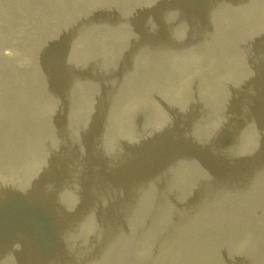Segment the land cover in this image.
Segmentation results:
<instances>
[{"label": "rangeland", "instance_id": "1", "mask_svg": "<svg viewBox=\"0 0 264 264\" xmlns=\"http://www.w3.org/2000/svg\"><path fill=\"white\" fill-rule=\"evenodd\" d=\"M18 1V2H17ZM34 1V2H33ZM55 1V2H54ZM64 1V2H63ZM0 0V59H1V56L3 57L1 60H0V69H3L2 71L0 70V86H1V89L2 91H4V93L1 91L0 89V97L1 98H4L6 99L4 96H8L12 91L13 89L16 88L17 89H21L20 87L22 86V80H25V78L28 76V74L30 73L31 75H34L36 77V82L39 83V84H42V86H38V95L36 97V95H33V97H27L26 100H27V103L26 104H21L22 103V100H20V104L24 106H27V109H26V114H23L25 115L24 116H21V119L18 118V121L16 122V118L13 117L12 119H9L7 120L8 122H10V124H0V220L2 222H0V264H63V263H68V264H102V262H104L103 264H140V263H146V264H181L180 262V259H182L181 261H184L185 264H194L193 263V259H195V257L193 256H196V263L195 264H263L264 262V152L263 149H264V145H263V141L264 140V122L262 123V119L264 118V114H261L262 112H264V99L261 98L263 96V93H264V46L262 47V44H264V1L263 0H255V5L254 6L256 7H252L251 11L249 13H241V14H235L234 16H232L231 13H233L234 11H231V12H227L226 11H223L222 9H220L219 7H215V9L217 10L219 8V11L213 9V6L210 5L211 2H215V0H205L206 3L204 2V0H156L155 3L153 4V7H152V10L155 12V13H166L167 16L169 17H162V14H159L161 16V19L162 20L161 22H159V20H157L158 23L160 24H163L162 25V29L160 32H158L156 35H157V40H156V35H151L152 33L154 34L155 32L152 31V33H144V32H141L137 34L138 37V40L137 41H134V39L137 38H134L132 39L133 37L129 36V38L126 39V44L123 40H120L118 39V36H115L114 33H112V31L108 28L104 30V31H101L99 29V25L95 22H92L90 21V19H94L95 18H107L109 20H111L113 22V18L114 17H118L119 18V21L122 20V17L124 16L125 18H130V17H135L133 16L136 12L132 11L131 10H135L137 8H139L140 10H142L143 6L147 5V3H145V0H67L69 1L70 3H68L66 0ZM141 1V2H140ZM166 1V2H164ZM169 1V2H168ZM175 1V2H174ZM199 1V3H198ZM228 1V3H227ZM234 0H216V3H223L221 5V8H234V7H242L244 6L246 8L248 2L250 1H247V0H235L236 2L233 3ZM243 1V2H242ZM246 1V2H245ZM261 1V2H260ZM20 2V3H19ZM32 2V4H31ZM47 2V3H45ZM51 2V3H50ZM53 2V3H52ZM104 2V3H103ZM112 2V3H111ZM115 2V3H114ZM117 2V3H116ZM125 2V3H124ZM134 2V4H132ZM144 2V3H143ZM164 2V4H163ZM173 2V3H172ZM184 2V3H183ZM239 2V3H238ZM15 3V4H14ZM40 3V5H38ZM66 3V4H65ZM68 3V4H67ZM72 3V4H71ZM102 3V4H101ZM106 3V4H105ZM141 3V4H139ZM143 3V4H142ZM187 3V4H186ZM191 3V4H190ZM193 3H196L194 6ZM198 3V4H197ZM204 5H203V4ZM208 3V4H207ZM238 3V5L236 4ZM261 3V4H260ZM37 4V5H36ZM75 4V5H73ZM89 6H88V5ZM100 4V5H98ZM116 4V6H115ZM119 4V5H118ZM126 4V6H125ZM129 4V6H133V9L127 7ZM167 4V5H166ZM207 4V5H206ZM242 4V5H241ZM259 4V5H258ZM4 5V6H3ZM46 5V6H45ZM52 5V6H51ZM61 5V6H59ZM69 8H68V6ZM81 5V6H80ZM91 5V7H90ZM106 5V6H105ZM109 5V6H108ZM111 5V6H110ZM155 5V6H154ZM173 5V6H171ZM183 5V6H182ZM187 5V6H185ZM198 5L200 7H198ZM203 5V7H202ZM210 5V6H209ZM226 5V6H225ZM253 5V4H252ZM262 5V6H261ZM9 6V7H8ZM12 6V8H11ZM16 6V7H15ZM27 6H29L27 8ZM33 6V7H32ZM35 6V7H34ZM40 6V8L38 9V7ZM55 6V7H54ZM135 6V7H134ZM185 6V7H184ZM191 6V7H190ZM207 6V7H206ZM209 6V7H208ZM212 6V8H210ZM53 7V8H52ZM61 7V9L59 8ZM63 7V8H62ZM65 7V8H64ZM85 7V9H84ZM93 7V8H92ZM96 7V8H95ZM101 7V8H100ZM116 7V8H115ZM127 7V8H126ZM184 7V8H182ZM195 7V8H194ZM260 7V8H259ZM20 8V9H19ZM31 8V9H30ZM34 8V9H32ZM71 8V9H70ZM89 8V9H88ZM95 8V10H94ZM105 10H104V9ZM109 8L111 10H109ZM121 8V9H120ZM169 8V10H168ZM173 8V9H172ZM198 8V9H197ZM202 8V9H201ZM204 8V9H203ZM207 8V9H206ZM263 8V9H262ZM7 9V10H6ZM12 9V10H11ZM14 9V10H13ZM18 9V10H17ZM26 9V10H25ZM43 9V10H42ZM47 9V10H46ZM67 9V11L65 10ZM79 9V10H78ZM82 9V10H81ZM91 9V10H90ZM101 9V10H100ZM113 9V10H112ZM117 9V10H116ZM124 9V10H123ZM130 9V11H129ZM155 9H157V11H155ZM194 9V10H192ZM198 11H197V10ZM262 11H261V10ZM24 12H23V11ZM29 10V12H27ZM65 10V11H63ZM81 10V11H80ZM90 10V11H89ZM100 10V12H99ZM120 12H119V11ZM176 10V11H174ZM194 12L192 13L191 12ZM202 10V11H201ZM257 11L256 13L255 12H252V11ZM15 11V12H14ZM26 11V12H25ZM37 11V12H36ZM48 11V12H47ZM74 11V12H73ZM105 11V12H104ZM142 11H146L145 9H143ZM171 11V12H170ZM182 11V12H181ZM186 11V12H185ZM215 11V12H214ZM7 15H5L6 13ZM52 12V13H51ZM54 12V13H53ZM67 14H65V13ZM80 12V14H79ZM82 12V13H81ZM107 12V13H106ZM174 12V13H173ZM191 12V13H190ZM198 12H201L198 14ZM203 12V13H202ZM213 12V14H212ZM219 12V13H218ZM223 14H222V13ZM248 12V11H247ZM262 12V13H261ZM13 13V15H12ZM20 13V14H19ZM35 13V14H34ZM46 15L50 16V18H48V16L46 17ZM62 13V14H61ZM77 13V14H75ZM122 13H127V14H122ZM131 13L133 14L131 16ZM170 13V14H169ZM181 13H185L184 15L181 14ZM197 13V14H196ZM221 13V14H220ZM260 13V15H259ZM12 16H10V15ZM19 14V15H17ZM41 14V16H40ZM58 14V15H57ZM65 14V15H64ZM69 14V15H68ZM101 14V15H100ZM109 14V15H108ZM112 14V16H111ZM117 14V15H116ZM172 14V15H171ZM177 14V15H176ZM179 14V15H178ZM196 14V15H194ZM211 14V15H210ZM227 16H226V15ZM249 14L251 15L249 18L246 17V16H249ZM263 14V16H262ZM25 15H27L25 17ZM31 15V16H30ZM57 15V16H56ZM62 15H63V18H62ZM72 15V16H71ZM114 15V16H113ZM116 15V16H115ZM119 15V16H118ZM240 15V16H239ZM245 15V16H243ZM258 15V16H256ZM8 16V17H7ZM18 16V17H17ZM36 16V18H35ZM60 16V17H59ZM86 16V18H85ZM98 16V17H97ZM129 16V17H128ZM190 16V17H189ZM197 16V17H196ZM212 16V17H211ZM254 16V17H253ZM256 16V18H255ZM6 17V18H5ZM29 17V18H28ZM32 17V19H31ZM65 17V18H64ZM82 17V18H81ZM91 17V18H90ZM111 17V18H110ZM174 17V18H173ZM186 17V18H185ZM193 17V18H192ZM202 18V19H198V18ZM209 17V18H208ZM246 17V18H245ZM260 20H259V18ZM17 18V19H16ZM21 18V19H20ZM46 18H47V21H46ZM67 18V19H66ZM73 20H72V19ZM81 21H80V19ZM89 18V19H88ZM186 21H185V19ZM204 18V20H203ZM227 18V19H226ZM232 18V19H231ZM238 18V19H237ZM253 18V19H252ZM255 18V19H254ZM26 21H25V20ZM45 19V20H44ZM59 19V20H58ZM65 19V20H64ZM165 19V20H164ZM171 19V20H169ZM179 19V20H178ZM206 19V20H205ZM215 19V20H214ZM217 19V20H216ZM220 19V20H219ZM222 19V20H221ZM225 19V20H224ZM230 19V21H229ZM241 19L242 22H238L239 20ZM245 21H244V20ZM248 19H250L248 21ZM262 19V20H261ZM11 20V21H10ZM22 20V21H21ZM32 20V21H30ZM58 20V21H57ZM64 20V21H63ZM69 20V21H67ZM72 20V21H71ZM87 20V21H86ZM185 21V22H181V21ZM192 20V21H190ZM215 24H214V22ZM14 21V22H13ZM39 21V22H37ZM45 21V22H44ZM51 21V22H50ZM61 21V22H60ZM75 23H72L74 22ZM167 21V23H166ZM171 21V22H170ZM200 21V23L198 24V22ZM220 21V22H218ZM250 21H252L253 23H251ZM257 21V22H256ZM263 21V22H262ZM7 24H6V23ZM31 22V23H29ZM35 22V23H34ZM60 22V23H59ZM64 22V23H63ZM66 22V23H65ZM68 22V23H67ZM80 22V23H79ZM191 22H193L192 24H190ZM196 22V23H195ZM206 22V23H204ZM210 22V23H209ZM228 22V23H227ZM248 22V24L246 23ZM256 22V23H254ZM3 23V24H2ZM17 25H16V24ZM47 23V24H46ZM51 23V24H50ZM87 23V24H86ZM188 23V24H187ZM225 26H223L222 24ZM235 23V25H234ZM239 26H238V24ZM241 23V24H240ZM32 24V25H31ZM35 24V25H34ZM40 24V25H39ZM57 24V25H56ZM63 24V25H62ZM76 24V25H75ZM79 24V25H78ZM166 24V25H164ZM181 26H180V25ZM205 24V25H204ZM207 24V25H206ZM208 24H209V27H208ZM213 26H212V25ZM246 25V28L244 27ZM257 24V25H256ZM2 25V26H1ZM22 25V26H21ZM24 25V26H23ZM29 25L30 28H29ZM66 25V26H65ZM78 25V26H77ZM86 25V26H85ZM94 25V26H93ZM118 24L116 22H113V27H116ZM189 27H188V26ZM199 25V26H198ZM202 25V27H201ZM260 25V26H259ZM263 25V26H262ZM8 28H7V27ZM12 26V27H11ZM68 26V28H66ZM71 26V27H70ZM77 29H76V27ZM80 26V28H79ZM84 26V27H83ZM176 26V27H175ZM185 26V28H184ZM187 26V27H186ZM204 26V27H203ZM213 29H215L214 31L219 30L220 33L218 34H214V32H211L212 30V27ZM231 26V27H230ZM242 26V28H241ZM15 27V28H14ZM25 27V28H24ZM36 27V29H35ZM53 29H52V28ZM64 27V28H62ZM90 27V28H89ZM96 27V28H95ZM98 27V28H97ZM166 27V29L164 28ZM178 27V28H177ZM180 27V28H179ZM196 27V28H195ZM207 27V28H205ZM237 27V28H235ZM5 28V29H4ZM56 28V29H55ZM62 28V29H61ZM88 30H87V29ZM169 28V29H168ZM183 28V29H182ZM194 28V29H193ZM202 28V30H201ZM219 28V29H218ZM234 28L237 30L234 31ZM259 28V29H257ZM26 29V30H25ZM36 30V31H33V30ZM58 29V30H57ZM66 29V30H65ZM96 29V30H95ZM98 29V30H97ZM177 29V30H176ZM208 29V30H207ZM222 29V30H221ZM231 29V30H230ZM246 29V31H245ZM252 29L253 32L251 34V31L250 30ZM256 29H257V32L256 33ZM10 30L12 32H10ZM42 32H41V31ZM45 30V31H44ZM55 30V31H54ZM62 30V31H61ZM71 30V31H70ZM73 30V31H72ZM75 30V32H74ZM79 30V32H78ZM93 32H92V31ZM163 30V31H162ZM170 30V31H169ZM189 30V31H188ZM194 30H196L194 32ZM200 30V31H199ZM204 30V31H203ZM224 30V31H223ZM227 30V31H226ZM240 30V31H239ZM244 30V31H242ZM250 30V31H248ZM261 30V31H260ZM24 31V32H22ZM39 31V32H38ZM49 31V32H48ZM68 31V32H67ZM84 31V32H83ZM110 33H109V32ZM168 31V32H167ZM181 31V32H180ZM210 31V32H208ZM226 31V32H225ZM234 31V32H233ZM28 32V33H26ZM44 32V33H43ZM62 32V33H61ZM78 32V33H77ZM165 32V34L163 33ZM180 32V33H178ZM194 32V33H193ZM198 32V33H197ZM204 32V33H203ZM230 32V33H229ZM244 35L242 36L241 33ZM261 32V33H260ZM4 33V35H2ZM6 33V34H5ZM76 33V34H75ZM94 33V34H93ZM96 33V34H95ZM144 33V34H143ZM179 34V38H178V35ZM182 33V34H181ZM201 33V34H200ZM214 34L213 36L209 34ZM223 33V34H221ZM236 33V34H234ZM240 33V34H238ZM246 33V34H245ZM248 33V34H247ZM255 33V34H254ZM10 34V35H9ZM22 34V35H21ZM25 34V35H24ZM27 34V35H26ZM35 34V35H34ZM99 34V35H97ZM159 34V36H158ZM162 34V35H161ZM169 34V35H167ZM171 34V35H170ZM174 34V35H172ZM185 34V35H184ZM188 34V35H187ZM199 37H198V35ZM205 34V35H204ZM224 34H227L226 36H224ZM231 34V35H230ZM232 34L234 35L233 38L232 37ZM238 34V35H237ZM3 37H2V36ZM12 35V36H11ZM20 35V36H18ZM40 35V36H39ZM43 35V36H42ZM46 35V36H45ZM71 35V36H70ZM82 35V36H81ZM106 35V36H105ZM143 35V36H142ZM148 35V36H147ZM150 35V37H149ZM183 35V36H182ZM216 35V38L214 37ZM240 35V36H239ZM259 35H262V36H259ZM10 36V37H9ZM25 36V37H24ZM28 38H27V37ZM34 36H37V37H34ZM51 36V38H50ZM60 36V37H59ZM81 36V37H80ZM153 36V37H152ZM166 36V37H164ZM172 36V38L170 37ZM185 36V37H184ZM192 36H196L195 38H192L194 39L195 41H193L190 37ZM236 36H238L236 38ZM259 36V38H258ZM24 37V38H23ZM84 37V38H83ZM90 37V39H89ZM106 37V38H105ZM110 37V39H109ZM142 37V38H141ZM149 37V38H148ZM155 37V38H154ZM170 37V38H169ZM175 37V38H174ZM204 37V38H203ZM213 37V38H212ZM222 37V38H221ZM226 37V38H224ZM232 37V38H231ZM245 37V38H243ZM250 37V38H249ZM12 38V39H11ZM15 38V39H14ZM20 38V39H19ZM31 38V39H30ZM45 38V39H44ZM48 40H47V39ZM53 38V39H52ZM59 40H58V39ZM77 38V39H76ZM95 38V39H94ZM100 38V39H99ZM104 38V39H103ZM160 38H162L160 40ZM164 38V39H163ZM169 38V40H168ZM184 38V39H183ZM186 38V39H185ZM197 38V39H196ZM203 38V39H201ZM239 38V39H238ZM253 38V39H251ZM10 39V40H9ZM24 39V41H23ZM33 39V40H32ZM79 39V41H78ZM82 39V40H81ZM86 39V40H85ZM94 39V41H93ZM102 39V41H101ZM113 39V40H112ZM141 39V40H140ZM166 39V40H165ZM206 39V40H205ZM223 39V40H222ZM238 39V40H237ZM260 39V40H259ZM263 39V40H262ZM2 40V41H1ZM7 40V41H6ZM17 40V42H16ZM39 40V41H38ZM47 42H46V41ZM50 40V41H49ZM67 40V41H66ZM71 40V41H69ZM97 40V41H96ZM120 40V41H119ZM131 40V41H130ZM139 40H140V43H139ZM151 40V41H150ZM232 40V42H231ZM31 41L32 44H31ZM34 41H36L34 43ZM84 41V42H82ZM86 41V42H85ZM93 41V42H92ZM100 41V42H99ZM107 41V42H106ZM110 41H113L112 43H110ZM129 41V42H128ZM133 41V42H132ZM147 41V42H146ZM153 41V42H152ZM160 43H159V42ZM163 41V42H162ZM190 41V42H189ZM199 41H203L202 43H200ZM206 41V43H205ZM214 41H216L214 43ZM220 41V43H219ZM234 41V42H233ZM236 41V42H235ZM238 41V42H237ZM241 41V42H240ZM244 41V42H243ZM248 41V43L246 42ZM9 42V43H8ZM11 42V43H10ZM21 42V43H20ZM30 42V44H28ZM41 42V43H39ZM55 42V43H54ZM73 42V43H72ZM95 42V43H94ZM105 42V43H104ZM125 45H129L128 47L125 46ZM131 42V43H130ZM162 42V44H161ZM167 42V43H166ZM179 42V43H178ZM191 42L193 44H191ZM199 42V43H198ZM210 42V43H209ZM231 42V43H230ZM13 43V44H12ZM24 43V44H23ZM38 43V44H37ZM63 43V44H62ZM76 43V44H75ZM87 43V44H86ZM92 45H91V44ZM107 43V44H106ZM117 43V44H115ZM136 43H137V46H136ZM149 43V44H148ZM151 43V44H150ZM153 43V45H152ZM155 43V45H154ZM189 43H190V46H189ZM219 43V45L217 44ZM229 43V44H228ZM237 43H239V45H237ZM244 43V44H243ZM261 44V50L259 53L262 52V55H263V58L260 57L259 58V62L257 60V57L255 55H257V52H255L256 50H250V46L251 44H254V47H256L258 44ZM27 44V45H26ZM43 46L41 47L40 46ZM52 44V45H51ZM57 44V45H56ZM66 44V45H65ZM69 44V45H68ZM89 44V46H88ZM98 44V45H97ZM103 44V46L101 45ZM202 44H204L202 46ZM211 44V45H210ZM232 44V45H231ZM234 44V45H233ZM242 44V45H241ZM257 44V45H256ZM5 45V46H4ZM17 45V47H15ZM21 45V46H20ZM37 47H36V46ZM56 45V46H55ZM63 45V46H61ZM81 45V46H80ZM91 45V46H90ZM100 45V47H99ZM104 45H106V47L108 46V48L110 49L111 48V51L109 49H107L106 47H104ZM131 45V46H130ZM134 45V46H133ZM151 46V50H150V46ZM168 45L170 47H168ZM192 45V46H191ZM208 45V46H207ZM224 45V46H223ZM8 48H7V47ZM13 46V47H12ZM24 46V47H22ZM46 47V48H49V51L52 50L50 49L51 47L53 49L56 48V51H53V52H48V51H45L44 54H43V51H42V48L43 47ZM49 46V47H48ZM68 46V47H67ZM72 46V47H71ZM76 46V47H75ZM84 46V47H83ZM116 46V47H114ZM121 46V47H120ZM123 46V47H122ZM149 46V47H148ZM161 48H160V47ZM176 46V47H175ZM200 46H202V48H199ZM211 46V47H210ZM216 46V47H215ZM229 46V47H228ZM233 46V47H232ZM240 46V47H239ZM245 46V48H244ZM249 46V47H248ZM38 47L39 50H38ZM59 47H62L59 48ZM83 47V48H82ZM86 47V48H85ZM87 47H90L87 49ZM92 47V49H91ZM119 47L121 49H119ZM140 47V48H139ZM143 47V48H142ZM165 47V49H164ZM189 47V48H188ZM195 47V48H194ZM197 47V48H196ZM215 49H214V48ZM220 47V49H219ZM224 47V48H223ZM237 47L240 49H237ZM247 47V49H246ZM7 51L11 50V53H10V56L9 58L11 57V55L13 54V56L10 58L12 59V63H8V57L4 54V51L5 49ZM29 48V49H28ZM58 48V49H57ZM67 48V49H66ZM123 48V49H122ZM131 50H130V49ZM146 48V50H145ZM152 48L154 50H152ZM211 48V49H209ZM218 48V49H217ZM222 48V49H221ZM232 48V49H231ZM234 48H236L234 50ZM9 49V50H8ZM20 49V50H19ZM84 49V50H83ZM85 49H87L85 52ZM115 49V50H114ZM119 49V51H118ZM134 49V50H133ZM148 49V50H147ZM177 49V50H176ZM194 49V50H192ZM202 49V50H201ZM206 51H205V50ZM217 49V51H216ZM226 49V50H225ZM232 51H231V50ZM246 49L245 51H242ZM13 50V51H12ZM26 50V51H25ZM28 50V51H27ZM35 50V51H34ZM60 50V51H59ZM62 50V51H61ZM67 50V51H66ZM92 50H95L92 51ZM103 50V51H102ZM105 50V51H104ZM124 50V51H123ZM150 50V51H149ZM157 50V51H155ZM168 50V51H167ZM184 50V51H183ZM220 50H221V53H220ZM229 50V51H228ZM3 51V52H2ZM14 51H16V54L14 53ZM18 51V52H17ZM27 52V55H31L33 54L34 52H39L40 56L41 57H38V58H41L42 59V63H43V68L39 69L38 70V75L36 76L35 75V61L30 59V57H24V56H21V54H24L25 52ZM64 51L66 53H64ZM76 53H75V52ZM97 51V52H96ZM102 53H101V52ZM106 51L108 53H106ZM126 51V53H125ZM128 51V53H127ZM133 51V52H132ZM140 51V52H139ZM144 51V53H143ZM146 51V52H145ZM187 51V52H186ZM205 53H204V52ZM223 51H226L223 53ZM240 51H241V54H240ZM253 51V52H252ZM2 52V53H1ZM10 52V51H9ZM31 54H30V53ZM69 52V53H68ZM79 52V53H77ZM90 52V53H88ZM100 52V53H99ZM117 52V53H116ZM123 52V54H122ZM158 52V53H157ZM162 52H165V53H162ZM169 52V53H168ZM195 52V53H194ZM210 52V53H209ZM232 52V54H230ZM239 52V53H238ZM246 52V53H244ZM250 52H251V56H250ZM49 53H52V55H48L46 58H48L46 61H44L43 59V56H45L46 54H49ZM92 53V54H91ZM137 53V54H136ZM139 53V54H138ZM142 53V54H140ZM146 53V54H145ZM154 53V54H153ZM156 53V54H155ZM161 53V54H159ZM171 53V54H170ZM174 53V54H173ZM199 56H198V54ZM207 53V54H206ZM209 53V54H208ZM249 55H248V54ZM254 53V54H253ZM4 54V55H3ZM54 54V55H53ZM56 54L57 57L55 56ZM68 54V55H67ZM71 54V55H70ZM98 58H96V56ZM100 54V55H99ZM108 54V55H107ZM110 54V55H109ZM120 54V55H119ZM144 54V55H143ZM150 54V55H149ZM153 54V55H151ZM169 54V55H168ZM205 54V55H204ZM216 54V55H215ZM220 54V55H219ZM228 56H227V55ZM245 54V56H244ZM247 54V55H246ZM16 55V56H15ZM43 55V56H42ZM67 55V56H66ZM83 55V56H82ZM88 55V56H87ZM106 55V56H105ZM124 55V56H123ZM133 55V56H132ZM157 55V56H155ZM163 57L161 58L160 56ZM167 55V56H166ZM219 57H218V56ZM232 55V56H230ZM238 57H237V56ZM242 55V56H240ZM8 58H6V57ZM75 56V58H74ZM81 56V57H80ZM93 56V57H92ZM118 56V57H117ZM136 58H135V57ZM139 56V58H138ZM143 56V57H142ZM150 58H149V57ZM159 56V57H158ZM205 56H206V59H205ZM243 57V58H240V57ZM247 56V57H246ZM253 56V57H252ZM61 59H60V58ZM67 57V59H66ZM86 57V58H84ZM110 57V58H109ZM125 57V58H124ZM141 57V58H140ZM152 57V58H151ZM156 57L158 59H156ZM177 57V58H176ZM192 57V58H191ZM194 57V59H193ZM199 57V58H198ZM217 57L215 60L214 58ZM222 57V58H221ZM230 57V58H229ZM252 57V58H251ZM256 57V58H255ZM18 58V59H17ZM52 58H53V61H52ZM83 58V59H82ZM88 58V59H87ZM119 58L120 61H119ZM148 58V59H146ZM160 58V59H159ZM173 58V59H172ZM196 58V59H195ZM213 58V59H212ZM225 58V61L222 60ZM249 58V59H248ZM4 59V60H3ZM7 59V60H6ZM63 59V60H62ZM85 59V60H84ZM92 59V60H91ZM136 59V61H135ZM140 59H143V60H140ZM153 59V60H152ZM163 59V60H162ZM176 59V60H175ZM193 59V60H192ZM204 59V60H202ZM210 59V60H209ZM222 62V65H221V62ZM230 59H233V60H230ZM242 59V61H241ZM245 59V60H244ZM246 59L248 60V62L246 61ZM251 59V61H250ZM26 60V61H25ZM32 60V62H31ZM49 60V61H48ZM56 60V61H55ZM94 60H96L95 62H93ZM99 60V62L97 63V61ZM106 60V61H104ZM110 63H108L109 61ZM114 60L116 62H114ZM131 60V61H130ZM134 60V61H133ZM149 60V61H148ZM161 60V61H159ZM172 60V61H171ZM178 60V61H177ZM254 60V61H253ZM30 61V62H29ZM52 61V62H50ZM58 61V62H57ZM69 61V62H68ZM119 61V62H118ZM146 61V62H145ZM159 63H158V62ZM167 61V62H166ZM182 61V62H180ZM195 63H193V62ZM210 61V62H209ZM227 62L226 64L224 62ZM240 61V62H238ZM253 61V62H252ZM255 61H257L258 63H256ZM22 62V64H21ZM49 62V63H48ZM67 64H65V63ZM80 62V63H79ZM92 62V63H90ZM118 62V63H117ZM130 62V63H129ZM132 62V63H131ZM134 62V65L136 64H140L139 67L137 65V67L134 65H132ZM143 62H145L143 64ZM148 62V63H147ZM150 62V63H149ZM154 62V63H153ZM157 62V63H156ZM163 62H166V63H163ZM192 62V63H191ZM204 62V66L200 63H203ZM213 62V63H212ZM220 62V63H219ZM244 62V63H243ZM246 62L248 64H246ZM255 62V63H254ZM24 63V64H23ZM34 63V65H33ZM71 65V67L69 66V64ZM78 63V64H77ZM95 63V64H93ZM97 63V64H96ZM105 63V64H104ZM111 63L113 64V67L111 65ZM147 63V64H146ZM163 64V65H160V64ZM174 63V64H173ZM215 63L216 64H219L218 66H215ZM228 63H232L231 66H229ZM243 63V64H241ZM249 63H251L249 65ZM254 63V64H253ZM8 64V65H6ZM14 64V65H13ZM52 64V65H51ZM60 64V65H59ZM64 64V65H63ZM87 64V65H86ZM91 64V65H89ZM131 64V65H130ZM157 64V65H156ZM183 64V65H182ZM192 64H197V65H194V66H199L201 69L198 70L196 68H194V66ZM212 64V65H210ZM227 68H226V66ZM5 65V66H3ZM13 65V66H12ZM18 65V66H16ZM23 65V66H22ZM33 65V66H32ZM46 65V66H45ZM63 65V66H62ZM93 65L97 67V65H99L97 68L94 67L93 68ZM106 65V66H105ZM114 65H116L114 67ZM119 65V67H118ZM127 65V66H125ZM129 65V66H128ZM145 65V66H144ZM192 65V66H191ZM222 68H221V66ZM236 65V67H235ZM248 65L250 66V69H248ZM3 66V68H2ZM27 68H26V67ZM65 66V67H64ZM89 69H88V67ZM102 66V67H101ZM111 66V68H110ZM155 66V67H154ZM160 66V67H159ZM176 66V67H175ZM187 66V67H186ZM220 66V67H219ZM224 66V67H223ZM238 66V67H237ZM257 66V67H255ZM5 67V68H4ZM15 67V71H13L11 68H14ZM20 67V68H19ZM46 67V68H45ZM52 67V68H49ZM55 67V68H54ZM75 69H74V68ZM80 67V68H79ZM84 67V68H83ZM92 67V68H91ZM107 67V68H106ZM127 67H130V68H127ZM135 69H133V68ZM139 67V68H138ZM149 67V68H148ZM157 67H158V70H157ZM168 67V68H167ZM193 67V69H192ZM206 67V68H204ZM211 67V68H210ZM230 67V68H228ZM235 67V68H234ZM240 67V68H239ZM23 68V69H22ZM48 68V69H47ZM62 68V69H61ZM83 68V69H82ZM106 68V70H104ZM122 68V69H121ZM130 70H126V69ZM138 68V69H137ZM152 68V69H151ZM177 68V69H176ZM183 68V69H182ZM191 68V70H190ZM209 68V69H208ZM214 68V70H213ZM234 68V69H232ZM237 68V69H236ZM243 68V69H242ZM244 68L246 69L245 71ZM261 69V70H255V69ZM28 69V70H27ZM45 69V70H44ZM54 69V70H53ZM72 69V71H71ZM77 69V70H76ZM79 69V70H78ZM87 69H88V72H87ZM94 69V70H93ZM101 69V70H100ZM113 69V70H112ZM121 69V70H119ZM140 69V70H139ZM141 69L144 71L142 73H139L141 72ZM147 71H146V70ZM169 69V70H168ZM181 69V70H180ZM196 69V70H195ZM218 71H216V70ZM221 69V70H220ZM232 73H230L231 71ZM240 69V70H239ZM35 72H34V71ZM58 72V77H56V71ZM85 70V71H84ZM118 70V71H117ZM139 70V71H138ZM161 70V71H160ZM163 70H167L165 72H163ZM204 70V71H203ZM236 70V71H235ZM239 70V71H238ZM252 73V71H254ZM43 74H42V72ZM45 71V73H44ZM60 71V72H59ZM64 71L65 75H68L66 76L67 79H66V82L64 80H62V77L60 76L62 74V72ZM104 71V72H103ZM112 71V72H111ZM128 71V74H126L125 72ZM159 71V72H158ZM173 73H172V72ZM183 71L185 72L183 74ZM189 71V72H188ZM192 73H191V72ZM198 71V72H197ZM202 71V72H201ZM208 71V72H207ZM211 71V72H210ZM229 71V72H228ZM242 71V72H241ZM248 71V72H246ZM261 71V72H260ZM13 72V73H12ZM15 72V73H14ZM23 73V75L25 76H21L20 73ZM25 72V73H24ZM28 72V73H27ZM47 72V74H46ZM53 72V73H51ZM67 72V73H66ZM75 72V73H74ZM76 72H78L76 74ZM91 72V73H90ZM96 72V73H95ZM102 72V74L100 73ZM116 72V73H115ZM123 72H124V75H123ZM134 72H138V73H134ZM152 72V73H151ZM201 72V73H199ZM207 72V73H206ZM215 72V73H214ZM222 72V73H221ZM229 74H228V73ZM235 72V73H234ZM240 72V74L238 73ZM251 72V74H250ZM260 72V73H258ZM12 76H10L9 75ZM60 73V74H59ZM69 73V74H68ZM118 73H122L120 74L121 76H124L122 81L119 82V80H117L116 82L119 83L117 86H115L113 89H117L118 87V90H115L116 93H114L115 91H113V93L111 95H109L108 93L104 92V93H97V91H86L85 92V87L87 88L88 86L92 85L91 84V80H95L94 81H101L102 78H107V76H111V77H108L107 79L110 80L112 77H114L115 75L117 76ZM164 73V74H163ZM177 73V75H176ZM182 73V74H181ZM210 73V74H209ZM6 74V75H5ZM16 74V75H15ZM49 74V75H48ZM71 74V76H70ZM85 74H89V76H85ZM92 74V75H90ZM110 74V75H109ZM130 74V75H129ZM134 74V75H133ZM138 74V75H137ZM147 74V75H146ZM152 74V75H151ZM167 74V75H166ZM183 76V77H181ZM203 74V75H202ZM206 74V76H205ZM212 74L214 76H212ZM219 74V75H218ZM222 76H221V75ZM225 74V75H224ZM232 74V75H230ZM235 74V75H234ZM238 74V76H237ZM254 77H253V75ZM4 75V76H3ZM42 75V76H41ZM44 75V76H43ZM77 77L78 75V81H73L72 79L74 78L73 77ZM98 76V78L94 77V76ZM105 75V76H104ZM113 75V76H112ZM119 75V74H118ZM137 75V77H135ZM146 75V76H145ZM149 75V76H148ZM154 75V76H153ZM158 75V76H157ZM164 75V76H163ZM169 75V76H168ZM176 75V76H175ZM187 75H189V77H187ZM209 77H208V76ZM229 75V76H228ZM251 75V76H250ZM2 76V77H1ZM8 76V77H7ZM91 76V77H90ZM99 76L101 78H99ZM116 76L114 77L116 79ZM132 78H131V77ZM139 76V77H138ZM148 76V78H147ZM151 76V78H149ZM161 76V77H160ZM168 76V78H167ZM175 78H174V77ZM194 76V77H193ZM230 76H234V78L230 77ZM237 76V77H236ZM17 77V79H16ZM22 77V78H21ZM25 77V78H24ZM39 77V78H37ZM43 77V79H41ZM47 79H45V78ZM61 77V78H59ZM70 77V78H69ZM80 77V78H79ZM129 77V78H128ZM135 77V78H134ZM141 77V78H140ZM146 77V78H145ZM156 77V78H155ZM164 77V78H163ZM203 77V78H202ZM217 77H220L217 79V81L215 80V78ZM229 77V78H228ZM3 78L4 81H3ZM12 78V79H11ZM83 78V79H82ZM140 80H138V79ZM154 78V79H152ZM159 78V79H158ZM178 78V79H177ZM181 78V79H179ZM185 78V80H184ZM205 78V79H204ZM210 78V79H209ZM221 78H224V79H221ZM249 78V79H248ZM252 78V79H250ZM21 79V80H19ZM81 79V81L79 80ZM85 79V80H84ZM99 79V80H98ZM126 79H127V82H126ZM134 79V80H133ZM157 79V80H156ZM164 79V81H163ZM175 79V80H174ZM177 79V80H176ZM198 79V80H197ZM213 79V80H212ZM2 80V81H1ZM13 80H15L13 82ZM39 80V81H37ZM43 80V81H42ZM84 80V81H83ZM130 80H131V83H130ZM166 80V81H165ZM180 80V81H179ZM190 82V83H187V81ZM203 82H202V81ZM250 80V81H249ZM8 81V82H7ZM10 81H11V84H10ZM19 81V82H18ZM45 81V82H44ZM57 81V83H56ZM70 81V82H69ZM112 81V80H111ZM135 81V82H134ZM159 81V82H158ZM162 81V82H161ZM175 81V82H173ZM177 81V82H176ZM183 81V82H182ZM199 81V82H198ZM206 81V82H205ZM209 81H211L210 83H208ZM227 81V82H226ZM252 81V83H251ZM254 81V82H253ZM13 82V83H12ZM17 82V84H16ZM42 82V83H41ZM50 82V84H49ZM62 82V83H61ZM89 82V83H87ZM116 82H114L113 84H115ZM140 82V83H139ZM157 82V83H156ZM161 82V83H160ZM192 82V83H191ZM203 83V85L201 83ZM217 82V84L215 83ZM220 82V83H219ZM234 82V83H233ZM247 82H250L249 83H246ZM60 83V84H59ZM75 83V84H74ZM83 83V84H82ZM123 83V87H122V84ZM126 83V84H125ZM148 83V84H147ZM165 83V84H164ZM167 83V84H166ZM173 83V84H172ZM176 83V84H175ZM178 83V84H177ZM180 83V84H179ZM197 83V84H196ZM207 85H206V84ZM229 83V84H228ZM240 83V84H239ZM21 84V85H20ZM63 84H64V87H63ZM89 84V85H87ZM130 84V85H128ZM132 84V85H131ZM145 84V85H144ZM164 84V85H162ZM189 84V85H188ZM192 84V85H191ZM214 84V85H213ZM224 84V85H223ZM243 84V85H241ZM249 84V85H248ZM252 84V85H251ZM6 87H5V86ZM9 85H13L12 87L9 86ZM18 85V86H17ZM77 85V86H76ZM138 86V87H135V86ZM144 88H142V86ZM156 85V86H155ZM159 85V86H158ZM162 85V86H161ZM166 88H163L165 87ZM186 85V86H185ZM191 85V86H190ZM211 85L212 87H214L213 90L211 88ZM223 87L221 88L220 87ZM231 85V86H230ZM251 85V86H250ZM9 86V87H7ZM46 86V87H44ZM55 86V87H54ZM58 86V87H57ZM134 86V87H133ZM154 86V87H153ZM176 86V87H175ZM178 86V87H177ZM183 86V87H182ZM200 86H204V87H200ZM206 86V87H205ZM245 88H243V87ZM255 89H254V87ZM18 87V88H17ZM23 87V86H22ZM66 87V89H65ZM70 87H75L77 91L79 92H75L74 94H71V92H67L69 90ZM82 87V88H80ZM127 87V88H126ZM129 87V88H128ZM149 87V90L147 88ZM152 89H151V88ZM172 87L174 88L172 90ZM190 89H189V88ZM194 87V88H193ZM212 91H210V89ZM239 87V88H238ZM253 90H250L252 89ZM24 88V87H23ZM22 88V89H23ZM68 88V90H67ZM79 88V89H78ZM121 88V89H119ZM136 88V89H135ZM179 88V89H178ZM220 88V89H219ZM228 88V89H227ZM50 89V90H48ZM54 89V90H53ZM81 89V90H80ZM97 89V88H94V90ZM124 89V90H122ZM131 89V91H130ZM139 89V91L137 90ZM142 89V90H141ZM163 89V90H161ZM168 89V91H167ZM193 89V90H192ZM195 89V91H194ZM199 89V90H198ZM222 89V90H221ZM231 89V90H230ZM48 90V91H47ZM84 90V91H83ZM127 90L129 92V94L127 93ZM171 90V91H170ZM179 90V91H178ZM191 92H190V91ZM218 92H217V91ZM226 90V91H225ZM229 90V91H228ZM246 90V91H245ZM250 90V91H248ZM255 90V91H254ZM6 91V92H5ZM18 91V90H17ZM41 91V92H40ZM43 91V92H42ZM64 91V92H63ZM81 91V93H80ZM83 91V92H82ZM119 91V92H118ZM125 91H126V94H125ZM138 91V94L137 92ZM143 91V92H142ZM159 91V92H157ZM167 91V92H166ZM181 91V93H180ZM185 91V92H183ZM189 91V93H188ZM215 91V92H214ZM223 91V93H222ZM237 91V92H235ZM240 91V92H239ZM262 91V92H261ZM40 92V93H39ZM85 92V93H84ZM140 92V93H139ZM142 92V93H141ZM153 96H152V94ZM169 92V93H168ZM173 92V93H171ZM179 92V94H178ZM195 92V94L193 93ZM202 92V93H201ZM226 92V93H225ZM234 93V94H231V93ZM246 96H244L242 93ZM248 92V94H247ZM252 92V93H251ZM45 93V95H44ZM121 93V94H120ZM132 93V94H131ZM136 93V94H134ZM158 93V94H157ZM160 93V94H159ZM198 93V94H197ZM209 93H213V94H209ZM215 93V94H214ZM218 93V94H217ZM222 93V94H220ZM238 93V96L236 94ZM241 93V94H239ZM7 94V95H6ZM47 94H52L50 96H46ZM58 94V95H57ZM78 94V95H77ZM87 95V97L85 98L83 95ZM95 94V95H93ZM105 94V95H104ZM163 94V95H161ZM171 94V95H170ZM174 94V95H172ZM190 94V95H189ZM230 94V95H229ZM68 95V96H67ZM73 95V96H72ZM77 95V96H76ZM80 95H82L80 97ZM91 95V96H90ZM100 95V96H99ZM123 95L127 96V95H130V98L129 96L124 97L123 98ZM132 95V96H131ZM135 95V97H134ZM140 95V97H139ZM142 95V96H141ZM150 95V96H149ZM156 95V96H155ZM165 95V96H164ZM168 95V96H167ZM191 95L192 98H191ZM196 95V96H195ZM201 95V96H199ZM204 95H208V97H212V98H206ZM213 95V96H212ZM218 95V98L216 99ZM227 97L225 98L224 97ZM231 95H232V98H231ZM235 95V96H233ZM242 95V96H241ZM249 95H252V96H249ZM79 96V97H78ZM99 99H95L97 97ZM106 98H105V97ZM110 96V98L108 97ZM114 96H116L114 98ZM119 96V97H117ZM121 96V97H120ZM138 96V97H137ZM153 98H152V97ZM179 96V97H178ZM184 96V97H183ZM187 98H186V97ZM195 96V97H194ZM221 96V100H220V97ZM240 96V97H239ZM248 96V97H247ZM48 97V98H47ZM50 97V99H49ZM53 97V98H52ZM55 97V98H54ZM63 97L64 100H63ZM68 97V98H67ZM72 97V98H70ZM144 97V99H143ZM157 97V98H156ZM170 97V98H169ZM175 97V99L173 98ZM183 97V98H182ZM198 97V98H196ZM224 97V98H223ZM244 97V98H243ZM246 97V100L247 98H249V100H247V104L246 101L244 100ZM253 99H252V98ZM33 98V99H32ZM43 98V100H42ZM78 98V99H77ZM90 98V99H89ZM108 98V99H107ZM113 98V99H112ZM137 98V99H135ZM139 98V99H138ZM148 98V99H147ZM156 98V99H155ZM162 100L160 101L159 100ZM167 98V100H166ZM243 98V99H241ZM251 98V99H250ZM61 99V100H60ZM69 99H70V102L71 104L67 106V103L69 102ZM73 99V100H72ZM81 99V100H79ZM88 99V100H86ZM93 99H94V102L93 103ZM124 99V100H123ZM147 99V101H146ZM169 99V101H168ZM173 99V100H172ZM176 99H178L176 102H174ZM183 99V100H182ZM189 99V100H188ZM195 99V100H194ZM201 99V100H200ZM255 99V100H254ZM31 100V101H30ZM45 100V101H44ZM52 102H51V101ZM57 100V101H56ZM66 100L68 102H66ZM75 100V101H74ZM100 101V102H97V101ZM103 100V101H102ZM107 100V101H106ZM120 100V103L122 106H120L118 103ZM129 100V102H128ZM132 100V102H131ZM135 100V102H134ZM137 100V101H136ZM148 100H150V107L151 109H149L150 107L148 106L149 105V102ZM152 100V101H151ZM156 100V101H155ZM164 100H165V103H164ZM187 100V101H186ZM197 100V102H196ZM200 100V101H199ZM238 100V101H237ZM254 100V101H253ZM41 101H42V104L44 106H42L41 104ZM64 101V102H63ZM74 101V102H73ZM81 101V102H79ZM83 101V102H82ZM122 101V102H121ZM144 101V102H143ZM163 101V102H162ZM167 101V102H166ZM190 101H192V103H190ZM206 101V102H205ZM214 101V102H212ZM218 101V102H217ZM225 101V102H224ZM227 101V102H226ZM51 102V103H49ZM59 104H58V103ZM69 102V103H70ZM127 102V103H126ZM136 103L137 105L133 106V104L131 103ZM139 102V104L137 103ZM163 104L161 106V103ZM171 102V103H170ZM181 102V103H180ZM195 102V103H194ZM205 104H204V103ZM207 102H210L207 104ZM221 102V103H219ZM224 102V106L222 105V103ZM244 102V104L242 103ZM256 102V103H253ZM257 102L259 104H257ZM55 103V105L53 104ZM76 103V104H75ZM78 103V104H77ZM89 103V104H88ZM98 103V104H96ZM118 103V104H117ZM130 103V104H129ZM142 103V104H140ZM147 106H146V104ZM155 103V104H154ZM168 105H167V104ZM173 103V105H172ZM214 103V104H213ZM219 103V104H218ZM228 104V107H227V104ZM249 103L251 104L249 106ZM263 103V104H262ZM39 104V105H38ZM47 104V105H46ZM50 104L54 105V107L51 106L50 108ZM63 104V105H62ZM85 104V105H83ZM89 106H88V105ZM103 104V105H102ZM108 104V105H107ZM111 104V105H110ZM125 104V105H124ZM129 104L130 107H128L127 105ZM161 109L158 108V105ZM176 107H175V105ZM180 104V105H178ZM184 104V105H183ZM188 104V105H187ZM192 104V106H191ZM203 104L204 106V109L205 110H202L203 109V106L201 107V105ZM213 104V105H212ZM217 104V105H216ZM231 104V107L229 106ZM242 104V105H241ZM257 104V105H256ZM32 105V106H31ZM61 105V106H59ZM66 105V106H64ZM75 105H77V109L75 107ZM79 105V106H78ZM140 105V106H138ZM157 105V106H156ZM171 105V106H170ZM195 105H196V108L195 109ZM200 105V106H199ZM209 105V106H208ZM216 105V106H215ZM220 105V106H219ZM222 105V106H221ZM261 105V106H260ZM39 106V107H38ZM42 106V108H40ZM46 106V107H45ZM48 106V108H47ZM74 106V107H73ZM82 106V108H81ZM84 106V108H83ZM94 106V107H93ZM98 106V107H96ZM104 106V107H103ZM113 106H114V109H113ZM127 106V110L125 109ZM138 106V108H137ZM141 106H145V107H141ZM153 106V107H152ZM181 106V107H180ZM184 106V107H183ZM187 106V107H186ZM188 106L190 108H188ZM208 106V107H207ZM213 106V108H212ZM241 108H239V107ZM247 106H249L247 108ZM263 106V107H262ZM31 107V108H30ZM60 107V108H59ZM63 107V109H61ZM73 107V108H72ZM87 107V108H86ZM116 107V108H115ZM123 109H122V108ZM134 107V108H133ZM147 107V109H146ZM158 110H157V108ZM162 107V108H161ZM171 107V108H170ZM202 110H200L199 109ZM227 107V108H226ZM245 107V108H244ZM255 107V108H254ZM256 107L258 109H256ZM260 107V109H259ZM5 108V106H2L1 109ZM44 108V109H43ZM54 108V109H52ZM86 108V112L89 111L90 114H87L84 110ZM97 108V109H96ZM120 108V109H119ZM129 108V109H128ZM131 108V110H130ZM136 108V109H135ZM168 108V109H167ZM170 108V109H169ZM181 108V109H179ZM186 109L184 111V109ZM188 108V109H187ZM192 108V109H191ZM220 108H222L220 110ZM236 108V109H234ZM30 109V110H29ZM41 109V110H40ZM51 109V111H50ZM96 111H95V110ZM106 109V111H105ZM118 109V110H117ZM138 109V110H137ZM142 109L140 112L139 110ZM154 109V110H153ZM176 109V110H174ZM178 109V111H177ZM182 109H183V113H182ZM230 109H234L233 111L230 110ZM239 109V110H238ZM242 109V110H241ZM254 109V110H253ZM32 110V112H31ZM53 110V111H52ZM56 110V112H55ZM65 110V111H63ZM72 110V111H70ZM75 110V113H73ZM92 110V111H91ZM102 110V111H101ZM109 110V111H108ZM112 110V112H111ZM124 110V111H122ZM133 110V112H131ZM137 110V111H135ZM151 110V111H149ZM170 110V111H169ZM172 110L174 111L172 113ZM192 110V111H191ZM194 110V112H193ZM196 110H198L196 112ZM209 110V112L207 111ZM211 110V111H210ZM216 110V111H215ZM220 112L218 113L217 112ZM253 110V111H252ZM259 110V111H257ZM263 110V111H262ZM45 111V112H44ZM50 111V112H49ZM68 111V112H67ZM78 111V113H76ZM85 114H84V112ZM100 113H99V112ZM119 111V112H118ZM127 111H129L130 113H128ZM146 111V113H145ZM149 111V112H147ZM156 111V112H154ZM165 113H164V112ZM223 111V112H222ZM230 111V112H229ZM257 111V113H256ZM31 112V113H30ZM58 112L60 113V115L58 114ZM70 112V113H69ZM92 112V113H91ZM93 112H97L96 114L93 115ZM102 112V113H101ZM121 112V113H120ZM135 112V113H134ZM137 112V113H136ZM160 112V113H159ZM176 112L178 115H176ZM216 112L217 115L214 113ZM243 112V113H242ZM260 115H259V113ZM38 113V114H37ZM52 113V114H51ZM55 113V114H53ZM73 113V114H72ZM114 113V114H113ZM118 113L119 115H121L120 117L118 116ZM142 113V114H141ZM152 114V116L154 115V117L152 118V116L149 115ZM154 113V114H153ZM157 113V114H156ZM159 113V114H158ZM163 113V117H161V114ZM170 115H169V114ZM182 113V114H181ZM187 113V115H186ZM208 113V114H206ZM228 115H226V114ZM235 113V114H234ZM238 113V114H237ZM243 115H241V114ZM253 113V114H252ZM257 114V116L255 114ZM39 114H41L39 116ZM42 114H46L48 116L49 119L47 118H44V117H47L46 115H42ZM62 114V115H61ZM80 114H84L83 117L81 118ZM93 116H92V115ZM109 114V115H108ZM112 114V115H111ZM124 114L125 115H129L128 117L125 116V117H122V115ZM135 114V115H134ZM139 114V115H138ZM143 114H145L143 116ZM181 114V116H180ZM186 116H184V115ZM196 115V119L194 121V116ZM200 114V115H198ZM213 114V115H212ZM220 114V115H219ZM32 115V116H31ZM35 115V116H34ZM52 115V116H51ZM55 115V116H53ZM60 116L59 117H57ZM69 115V116H68ZM90 116V117H86V116ZM100 115V116H99ZM111 115V117H110ZM116 115V117H115ZM133 115V116H132ZM147 115V117H146ZM206 117H205V116ZM209 117H208V116ZM28 116V117H27ZM64 116V119L63 117ZM68 118H67V117ZM76 116V117H75ZM105 116V117H104ZM131 116V118H129ZM139 117L137 119H134L136 117ZM145 117L147 119L146 122L144 120V118L142 119L141 117ZM156 116V117H155ZM179 116L181 117V119L179 118ZM191 116H193V118H191ZM201 118H200V117ZM211 116H213L211 118ZM235 116V117H234ZM255 116V117H254ZM259 116H262L263 118H261V120L259 119ZM56 117V118H55ZM62 117V118H61ZM73 117V119H76V120H73L71 118ZM86 117V118H84ZM109 117V118H107ZM133 117V118H132ZM149 117V118H148ZM151 117V118H150ZM159 117V119L156 120V118ZM182 117H183V120H182ZM187 117V118H185ZM219 117V119L217 118ZM221 117V118H220ZM232 117H234L233 119H231ZM52 118V121H50ZM78 118V120H77ZM98 118V119H97ZM105 118V119H104ZM113 118V120L111 119ZM116 118V119H115ZM127 118V119H126ZM162 118V119H161ZM177 118H178V122L177 121ZM200 118V119H199ZM32 119V120H31ZM55 119V120H54ZM62 119V120H61ZM69 119V120H67ZM88 119L90 121H88ZM107 119V120H106ZM122 119V120H120ZM131 119V121H130ZM134 119V121H133ZM161 119V120H160ZM185 119V120H184ZM190 122H187V120ZM193 119V122H191ZM206 119V120H205ZM212 119H215V120H212ZM223 119V120H222ZM236 119V122L235 120ZM241 122V123H239ZM252 121H251V120ZM21 120V121H20ZM23 120V121H22ZM27 120V121H26ZM38 120V121H36ZM40 120V121H39ZM54 120V121H53ZM70 120H72L70 122ZM80 120V121H79ZM83 120V121H82ZM120 120V121H119ZM130 121V122H126V121ZM138 120H140L138 122ZM182 120V122H181ZM199 120V121H198ZM206 123V124H204ZM211 122H210V121ZM218 120V121H217ZM226 120V121H225ZM44 121V122H43ZM57 121V122H56ZM64 121V122H63ZM82 121V122H81ZM86 121V122H84ZM100 121V122H99ZM150 121V123L148 122ZM160 121V122H159ZM174 121V122H172ZM176 121V122H175ZM208 121V122H207ZM220 121H222L220 123ZM245 121V122H244ZM264 121V119H263ZM13 122V123H12ZM16 122V123H14ZM25 122V123H24ZM30 122V123H29ZM32 122V124H31ZM38 122V124H37ZM42 122V123H40ZM46 122V123H45ZM53 122V123H52ZM78 122V123H77ZM86 124H84V123ZM104 122V123H103ZM126 122V123H125ZM132 122V123H131ZM155 122V123H154ZM157 122L159 124H157ZM186 124H185V123ZM216 122V125H214ZM218 122V123H217ZM224 122V124H222ZM244 122V123H243ZM256 124H255V123ZM258 122H261V123H258ZM19 123V124H18ZM24 123V124H23ZM33 123H36V126H34L35 124ZM56 123V124H54ZM77 123V125H76ZM80 123V124H79ZM82 123V124H81ZM91 123V124H90ZM95 123V124H94ZM99 123V125H98ZM110 123V124H108ZM113 123V124H112ZM121 123V124H120ZM122 123H124L122 125ZM174 123V124H172ZM176 123V124H175ZM188 123H191L190 125H188ZM202 123V124H201ZM212 123V124H211ZM220 123V124H219ZM227 125H226V124ZM229 123V124H228ZM233 123V124H232ZM248 123V124H247ZM258 123V124H257ZM13 124V125H12ZM22 124L24 126H22ZM27 124V126H26ZM47 124V125H46ZM68 124V125H67ZM73 124V125H72ZM79 124V125H78ZM106 126H105V125ZM108 124V125H107ZM133 124V125H132ZM152 124V125H151ZM156 125L155 126H153ZM180 124V126H179ZM193 124V125H192ZM196 124V125H195ZM203 126H201V125ZM210 124V125H208ZM235 124H237V126H235ZM255 124V125H254ZM10 125V126H8ZM16 125V126H15ZM29 125H33L32 127L29 126ZM39 125V126H38ZM44 125V126H43ZM52 125V126H51ZM56 125H58L57 128ZM61 125V126H60ZM66 125V126H65ZM84 125V126H82ZM92 125V126H91ZM95 127H94V126ZM120 125V126H119ZM159 125V126H158ZM180 127V128H183L184 131L181 132L183 129H180V128H177L176 127ZM185 126V127H182ZM192 125V127H191ZM199 125V127H198ZM208 125V127H207ZM221 125L223 127H221ZM225 125V126H224ZM230 125V126H229ZM233 125V126H232ZM243 125V126H241ZM246 125V126H245ZM248 125V126H247ZM252 126V128L250 126ZM21 126V127H20ZM26 126V127H25ZM48 130H47V128ZM54 126V127H53ZM77 126V127H76ZM82 128H81V127ZM86 126V127H85ZM91 128H90V127ZM104 126V127H103ZM109 126L112 128H109ZM126 126V127H124ZM128 126V127H127ZM132 126V127H131ZM153 128H152V127ZM172 126V127H171ZM187 126V127H186ZM213 130L212 131V127ZM228 126V127H227ZM255 129H254V127ZM263 126V128H261ZM28 127V128H27ZM35 127V128H34ZM53 127V128H52ZM72 127V132H71V129L69 130L68 129ZM76 127V129H75ZM98 127V128H96ZM100 127V128H99ZM124 127V128H123ZM159 127V130H157ZM171 127V128H170ZM195 127V128H194ZM199 129H198V128ZM203 129H202V128ZM219 127V128H218ZM247 127V128H245ZM249 127V129H248ZM13 128V129H12ZM18 128V130H17ZM26 128V129H25ZM81 128V129H80ZM83 128H85V130H83ZM94 128V129H93ZM96 128V129H95ZM132 128V129H131ZM152 128V129H151ZM156 128V130H155ZM194 128V129H193ZM197 128V129H196ZM207 128V130H206ZM218 128V129H216ZM231 128V129H230ZM233 128V130H232ZM236 128V130L234 129ZM239 128V130H238ZM241 128V129H240ZM259 128V129H258ZM3 129V130H2ZM15 129V130H14ZM21 129V131H20ZM61 129V130H60ZM81 130V132L79 133V131ZM106 129V130H105ZM173 129V131H172ZM175 129V131H174ZM190 129V131L188 130ZM192 129V131H191ZM196 129V130H195ZM202 131H201V130ZM211 129V130H210ZM14 131L15 132V137L14 139L12 137H10L9 135L10 134V131ZM24 130V131H23ZM37 130V131H36ZM47 130V131H46ZM57 130V131H55ZM60 130V131H59ZM67 130V133H65ZM78 130V131H77ZM89 130V131H88ZM101 130L102 133H101ZM179 130H181L179 132ZM186 130V132H185ZM189 132H188V131ZM195 130V131H194ZM204 130V131H203ZM225 130V131H224ZM246 130V131H244ZM251 130V131H250ZM254 130V131H253ZM262 134H261V132ZM9 133H7V132ZM49 131V133H48ZM54 131V132H53ZM59 133H56L58 132ZM63 131V132H62ZM77 131V132H76ZM82 131L84 133H82ZM97 131V132H96ZM152 131V133L150 132ZM156 131V133L154 132ZM194 131V132H193ZM230 131V132H229ZM242 131V133H241ZM17 132V133H16ZM76 132V133H74ZM94 132V133H93ZM245 132V133H243ZM259 136L260 134V138H259V141L257 139V135ZM60 133H61V136H60ZM64 133V134H63ZM86 133V135H84ZM88 133V134H87ZM107 135H105V134ZM123 133V134H122ZM179 133V134H178ZM208 133V134H207ZM210 133V134H209ZM235 133V135H234ZM251 135H250V134ZM253 133V134H252ZM18 134V135H17ZM31 134V135H30ZM35 134V135H34ZM53 134V135H52ZM59 134V135H58ZM66 134V135H65ZM69 134H72V135H69ZM98 134V135H97ZM103 134V135H102ZM215 134V135H213ZM218 134V135H217ZM231 134V135H230ZM233 134V136H232ZM237 134H240V135H237ZM243 134V135H242ZM244 134L246 135L244 137ZM248 134H249V140L247 139L248 137ZM39 135V136H38ZM47 135V136H46ZM52 135V136H51ZM58 135V136H57ZM63 135V137H62ZM65 135V136H64ZM79 135V136H78ZM90 135V137H89ZM96 135V136H95ZM106 137H105V136ZM150 135V136H149ZM155 135H156V139L155 138ZM171 135V136H170ZM237 135V136H236ZM242 135V136H241ZM256 135V137H255ZM26 136V138H25ZM29 136V137H28ZM33 136V137H31ZM35 136V137H34ZM37 136V137H36ZM45 136V137H44ZM55 136V137H54ZM74 136V137H73ZM76 136V137H75ZM94 136V137H93ZM100 136V137H99ZM154 136V137H153ZM240 139H238L239 137ZM254 136V138H253ZM8 137V138H7ZM47 137V138H46ZM50 137V138H49ZM69 139V140H67ZM79 137V138H78ZM81 137V138H80ZM97 137V138H96ZM99 137V138H98ZM174 137V138H173ZM179 137V138H178ZM232 137L237 140L234 139V142H232ZM15 138H18L15 140ZM20 138V139H19ZM32 138V139H31ZM34 138V139H33ZM38 138V140L40 138H43V139H40L39 141L36 139ZM55 138V139H54ZM62 138V140H61ZM71 138L74 139V142L75 143H72V140ZM78 138V139H77ZM107 138V140H106ZM153 138V139H152ZM229 140H228V139ZM244 138V139H243ZM6 139V140H4ZM11 139V140H10ZM26 139H27V142H26ZM50 139L52 141H50ZM102 139V140H101ZM141 139H143L141 141ZM227 139V140H225ZM248 141H246V140ZM257 139V140H256ZM15 140V141H14ZM44 140V142H43ZM48 142H46V141ZM59 140L62 142L60 143ZM71 140V141H70ZM79 140V141H78ZM101 140V141H100ZM105 140V141H104ZM108 140H109V143H108ZM140 140V141H139ZM145 140L146 141V144H145ZM243 140V141H242ZM252 140V141H251ZM254 141H257V142H253ZM5 141V142H4ZM14 141V142H13ZM17 141V142H16ZM67 143H66V142ZM111 141V142H110ZM144 141V143H143ZM151 141H153L152 143H150ZM168 141V142H167ZM179 141V142H178ZM251 141V142H250ZM8 142V143H7ZM13 143V144H10ZM16 142V143H15ZM26 142V143H25ZM28 142H31V143H28ZM37 142V144H35ZM40 142V143H39ZM51 142V144H50ZM55 142H57V144H55ZM77 142V144H76ZM98 142V143H97ZM140 142V143H139ZM171 142V143H169ZM194 142V144H193ZM228 142V143H227ZM241 142V143H240ZM246 142V143H245ZM6 143V144H5ZM22 143V144H21ZM25 143V144H24ZM53 143V144H52ZM59 143V144H58ZM82 143V144H81ZM88 143V144H87ZM106 143V144H105ZM112 143V144H111ZM138 146H137V144ZM157 143V144H156ZM169 143V144H167ZM174 143V144H172ZM225 143V144H224ZM245 143V144H244ZM256 143V144H255ZM3 144V145H2ZM9 144V145H7ZM17 144V145H15ZM43 144V145H42ZM47 144V145H46ZM49 144V145H48ZM60 144H64V145H60ZM141 144V145H139ZM149 144V146H148ZM163 144V146H161ZM172 144V145H171ZM181 144V145H180ZM186 144V145H185ZM191 144V146H190ZM195 144L198 145V148L197 146H194ZM229 144V145H228ZM247 144V145H246ZM250 144V145H249ZM252 144V145H251ZM11 145H14V150L12 151V153L10 154V158L9 159H3L1 158V156L4 154V151L6 149H8ZM21 145H25L26 147H22ZM45 145V146H44ZM69 145H70V148L72 149H68L69 148ZM73 148H72V146ZM79 145V147L77 146ZM92 145V146H91ZM96 145V146H95ZM99 145V146H98ZM104 145H106L104 147ZM185 145V146H184ZM255 145V146H254ZM258 145V146H257ZM262 145V147H261ZM20 146V147H19ZM31 146V147H30ZM39 146V147H38ZM61 146V147H60ZM64 146V147H62ZM68 148H67V147ZM80 148L78 150H76L77 147ZM94 146V147H93ZM102 146V147H101ZM141 146V147H140ZM157 146V147H156ZM171 146V147H168ZM182 146V147H181ZM257 146V148H256ZM22 147V148H21ZM44 147V148H43ZM45 147H48V148H45ZM54 147H59V148H54ZM67 149H66V148ZM86 147V148H84ZM98 147V148H97ZM104 147V148H103ZM143 147V148H142ZM155 147V148H154ZM160 147V150L159 148ZM162 147V148H161ZM165 147V148H164ZM167 147V148H166ZM247 147V149H246ZM5 148V149H4ZM39 148V151H35ZM54 148V149H52ZM64 148L65 150H67L69 152V154H66V156L64 155L65 153H67V151H65L64 153ZM97 148V149H95ZM145 148V150H144ZM157 149L158 150H155V152L152 153V151H154V149ZM172 148V149H171ZM187 148H188V151H187ZM192 148V149H191ZM195 148V149H193ZM197 148V149H196ZM260 148H262V151L260 150ZM20 149H22L20 152H18ZM26 149V150H24ZM31 149L32 152H31ZM51 151H49V150ZM60 149V150H58ZM62 149V150H61ZM95 151H94V150ZM213 149V150H212ZM259 149V151H257ZM29 150V151H27ZM44 150V152H42ZM47 150V151H45ZM93 150V151H92ZM104 150V151H103ZM134 150H136V153L134 152ZM162 150H165V151H162ZM176 150V151H175ZM184 150V152H183ZM192 150V151H191ZM196 150V151H195ZM23 151H26V152H23ZM71 151V153H70ZM73 151V152H72ZM97 151V152H96ZM99 151V152H98ZM139 153H138V152ZM142 151V152H141ZM150 151V152H149ZM168 151V152H167ZM191 151V153H190ZM198 151V152H197ZM213 151V152H212ZM37 152V153H36ZM50 152V153H49ZM57 152V153H56ZM63 152V153H61ZM75 152V153H74ZM83 152V153H82ZM101 152V153H100ZM133 152V153H132ZM144 152V153H143ZM157 152V153H156ZM159 152V153H158ZM163 152V153H162ZM178 152V153H177ZM188 152V153H187ZM259 152V153H258ZM25 154V159L24 158V154ZM27 153L28 154V158H27ZM45 153V154H44ZM61 153V154H59ZM79 155H77V154ZM103 153V154H102ZM149 153V155H148ZM152 153V155L150 154ZM156 153V154H155ZM162 153V154H160ZM176 153V154H175ZM180 153V155H179ZM185 154L187 157H185ZM255 153L258 154H262L261 156L258 155L255 157ZM35 154H39L38 156H36V160L33 159L35 158ZM44 154V155H43ZM47 154V156H45ZM53 154V155H51ZM55 154L57 156H55ZM63 154V157H61ZM74 154V155H73ZM89 154V155H88ZM91 154V155H90ZM107 155V157L105 155ZM145 154V155H144ZM147 154V156H146ZM160 154V155H159ZM167 154V155H165ZM172 154V155H171ZM178 154V155H177ZM182 154V155H181ZM41 155H43L41 157ZM71 155V156H69ZM86 157H85V156ZM102 155V156H101ZM104 155V156H103ZM122 155V156H121ZM134 155V156H133ZM137 155V157H136ZM142 155V160L140 158V156ZM144 155V156H143ZM156 157L155 158H151V160L149 159V157L151 156ZM171 155V156H169ZM192 155V156H191ZM194 155V156H193ZM197 155V156H195ZM254 155V156H253ZM55 156V157H54ZM69 156V157H68ZM76 156V157H75ZM82 156V158H81ZM88 156V157H87ZM93 156V157H92ZM119 156V157H117ZM164 156V158H162ZM173 156V157H172ZM178 156V157H177ZM183 156V158H181ZM251 156V157H250ZM39 157V158H38ZM46 157V158H45ZM51 157V158H50ZM73 157V158H72ZM85 157V159H84ZM95 157V158H94ZM99 157V158H98ZM136 157V158H134ZM145 157V158H144ZM170 157V158H169ZM185 157V158H184ZM192 157V158H191ZM13 160H12V159ZM23 158V159H22ZM44 158V159H43ZM53 158V159H52ZM60 158V159H59ZM68 158V159H67ZM72 158V159H71ZM75 158H77V160H75ZM88 158V159H87ZM101 158L103 160H101ZM106 158V159H105ZM161 158V159H160ZM166 158V159H165ZM179 158V159H178ZM250 158L252 160H250ZM256 158V159H255ZM260 158V159H259ZM2 159L4 160V163L2 162ZM32 159V160H31ZM38 159V161H37ZM42 159V160H41ZM50 161H49V160ZM55 159V161H53ZM117 159V160H116ZM122 159V160H120ZM130 159V161H129ZM136 162H134L135 160ZM144 159V160H143ZM156 159V160H155ZM158 159H160L159 161H157ZM173 159V160H172ZM11 160V161H10ZM15 160V162H14ZM45 160V162L43 163V161ZM65 160V162H64ZM68 160V161H67ZM72 160H75V161H72ZM82 160V161H81ZM108 160L110 162H108ZM113 160V161H112ZM116 160V161H114ZM163 160V161H161ZM168 160V161H166ZM187 160V161H186ZM197 160V161H196ZM255 160V162H254ZM260 161L261 164H260ZM63 161V162H62ZM80 161V162H79ZM88 161V162H86ZM99 161V162H98ZM133 161V162H132ZM144 161V162H142ZM146 161V162H145ZM150 161V162H149ZM183 161V162H182ZM189 161H191L192 163H190ZM195 161V162H194ZM225 164H224V162ZM252 161V162H251ZM258 161V162H257ZM29 162V164H28ZM49 162V163H48ZM53 162V163H52ZM103 162V163H102ZM144 164H142V163ZM1 163L4 164V167L2 166L1 167ZM10 163H11V167H10ZM15 163V164H14ZM18 163V164H17ZM55 163H58V164H55ZM93 163V164H92ZM135 165H133V164ZM139 163V164H137ZM141 163V164H140ZM146 163V164H145ZM160 163V164H158ZM165 163V164H164ZM172 163V164H171ZM190 163V164H189ZM257 163V164H256ZM8 164V166H7ZM14 164V165H12ZM52 164V165H51ZM74 164V165H73ZM103 164V165H102ZM105 164V165H104ZM169 164V165H167ZM19 165V166H18ZM47 165V166H46ZM60 165V166H59ZM80 165V167H79ZM92 165V166H90ZM107 165V166H106ZM112 165V166H111ZM114 165V166H113ZM156 165V166H155ZM164 165V166H162ZM181 165V166H180ZM183 165L185 166V168L183 167ZM18 166V168L16 167ZM46 166V167H44ZM85 166V167H84ZM93 171V168L94 167V170L97 168V171L96 174L98 176H96V174L94 173V171L92 172L91 170H89L87 172V167ZM105 166V167H104ZM110 166V167H109ZM134 166V168L132 169V167ZM138 166L141 167L138 169ZM169 168H168V167ZM190 166V167H189ZM227 166L231 167L233 170H232V173L234 172V174L237 175V178L239 180V182L237 181L236 184L235 183H231L229 180L232 178H230L229 180L226 178L227 176H230V170L227 169ZM258 166V167H257ZM8 167V172H6L5 170H7L6 168ZM14 167V168H13ZM48 167V168H47ZM59 167V169H58ZM74 167V168H73ZM77 167V169H76ZM102 167H104V169H101ZM109 167V168H108ZM144 167H147V168H144ZM153 167V168H152ZM168 169H167V168ZM182 167V168H180ZM47 168V169H46ZM87 168V169H86ZM131 168V169H130ZM162 168V169H161ZM166 170H165V169ZM262 168V169H260ZM2 169V170H1ZM11 169V170H9ZM22 169V171H21ZM49 169V170H48ZM58 169V170H57ZM70 169V170H69ZM72 169V171H71ZM79 169V170H78ZM107 169V171H106ZM153 169V170H152ZM160 169V170H159ZM164 169V170H163ZM181 169V170H180ZM22 175H19V171ZM26 171V172H23ZM28 170V171H27ZM31 170V171H29ZM36 172V174L33 172ZM65 171L63 173V171ZM67 170V171H66ZM78 170V171H76ZM104 170V171H103ZM109 170V171H108ZM136 170V171H135ZM144 170V171H143ZM146 170V171H145ZM235 170V171H234ZM62 171V172H61ZM80 171V172H79ZM161 171V172H160ZM255 171V173H254ZM23 172V173H22ZM39 172V173H38ZM54 172V173H53ZM91 172V174H90ZM125 172V173H124ZM141 172V173H140ZM144 172H146L144 174ZM14 173V174H13ZM19 173V174H18ZM32 177L30 176L31 174ZM45 173V174H44ZM48 173V175H47ZM57 173V174H56ZM66 173H68L66 175ZM81 173V175H80ZM89 173V175H88ZM101 173V174H100ZM148 173V175H147ZM151 173V174H149ZM229 173V175H228ZM261 173V175H260ZM7 176H6V175ZM23 174H27L26 176L23 175ZM43 174V175H42ZM61 176H60V175ZM71 174V175H70ZM83 174V175H82ZM95 174V175H94ZM105 174V175H104ZM116 174V175H114ZM125 174V175H123ZM138 174V175H137ZM233 174V175H234ZM252 174V175H251ZM255 174V175H254ZM13 175V176H12ZM68 176V178L65 176ZM72 179H70V176ZM76 175V176H74ZM80 175V176H79ZM96 177H94V176ZM122 175V176H121ZM134 175V176H133ZM253 177L251 178L250 177ZM10 176V177H9ZM20 176V177H19ZM34 176V177H33ZM53 176L55 178H53ZM57 176H59L57 178ZM82 176V178H81ZM86 179H85V177ZM101 176V177H100ZM105 176V177H104ZM137 176V177H136ZM151 176V177H150ZM153 176V177H152ZM207 176H211V180L207 177ZM214 176V178L216 177V180L217 179H221L222 182L226 185H230L232 186L233 188L231 189L232 191L231 192H237V190H240V196L239 197H228L230 200L229 201H223L221 199V202L218 200V202L216 203L218 206V209L220 210V208L223 207L224 209L227 208V206L229 205V208H227V210H225L227 212V215L229 216V220L227 218V216L224 217V215H221L219 213H213L209 216H204L202 218V221L203 223L199 224L201 225L200 226H196L193 224L189 226V229L186 231V232H190V233H193L197 230H200L202 229L203 233H205V230H204V225L205 227H208L211 226L213 223H217L216 225V228L219 229V230H224L223 232L220 233V231L215 234V232H210L211 235H208V237H206L207 235L205 234H200L199 236H197L196 239H194L193 241H186L185 238V235L187 234L185 231V233L182 231H179L176 232V231H169V236H164L161 240H159V238L157 237L156 235V230L160 227V223L161 221H159L160 219L162 220V214L165 212V209H169L170 212L172 213H177V214H180L182 211H184L185 208H189L187 209L188 211L190 212H194L196 211V208H193L192 206L188 205V203L190 202V198H193L194 197V194H198V192L200 193L202 187H203V184L206 185V184H213L215 183L214 182V178L212 177ZM5 177V178H4ZM17 177V178H16ZM19 177V178H18ZM24 177V178H23ZM26 177L28 178L26 181ZM46 177H49V178H46ZM62 177H63V181H60L62 180ZM84 177V178H83ZM89 177V179L87 178ZM94 177V178H93ZM206 177L208 179H206ZM13 178V179H12ZM23 178V179H21ZM30 178V179H29ZM32 178V179H31ZM34 178V179H33ZM56 178H57V181H56ZM61 178V179H60ZM79 178V180H78ZM92 178V179H91ZM102 178V179H101ZM118 178V179H117ZM130 178V180H129ZM136 178V179H135ZM140 178V179H139ZM150 178V179H149ZM246 178V179H244ZM257 178V179H256ZM6 179V180H4ZM20 179V180H19ZM50 179V180H49ZM53 179V180H52ZM68 179V180H66ZM70 179V180H69ZM82 179V180H80ZM84 179V181H83ZM91 180L90 181H86V180ZM98 179V180H96ZM123 179V180H122ZM152 179V181H151ZM199 179H202V180H199ZM251 179V180H250ZM255 181H254V180ZM260 179V180H259ZM12 180V181H11ZM14 180V181H13ZM32 180V181H31ZM47 180V181H46ZM56 182H55V181ZM72 180V181H71ZM77 180V181H76ZM100 180V181H99ZM110 180V181H109ZM112 180L114 183H112ZM143 180V181H142ZM156 180H157V184H156ZM204 180V182H203ZM206 180V181H205ZM254 182H253V181ZM258 180V182H257ZM6 181V182H5ZM21 181V182H19ZM26 181V182H25ZM46 181V182H45ZM53 181V182H52ZM70 181V182H69ZM81 181V182H80ZM106 182L105 184L103 183ZM122 181V182H121ZM146 181V182H145ZM232 181V179H231ZM260 181V182H259ZM24 182V183H23ZM58 182V183H57ZM63 182V183H62ZM66 182H68L69 184H67ZM76 182H79L80 184L83 185V188H85L87 186V188H85L86 191H84V189L80 186L79 187V183L77 184ZM85 182H87L85 184ZM97 182V183H96ZM117 182V183H116ZM121 182V183H120ZM153 182V183H152ZM199 182L203 183L199 186H201V188H199L198 184ZM27 183L30 185V187L27 185ZM36 183V184H35ZM40 183V184H39ZM45 183V184H44ZM53 183V185H52ZM62 183V184H61ZM64 183H65V187L70 185L69 187H66L64 188ZM74 185L72 187V184ZM75 183V184H74ZM84 183V184H83ZM155 183V184H154ZM251 183V184H250ZM261 183V184H260ZM6 186H4V185ZM18 184V185H17ZM19 184H21L22 186H20ZM48 186H47V185ZM51 184V185H50ZM63 186H61V185ZM67 184V185H66ZM89 184V185H88ZM102 184V185H101ZM114 184V185H113ZM117 184V185H116ZM133 184V185H132ZM258 184V185H256ZM16 185V186H15ZM43 185V186H42ZM60 187V188H58ZM77 185V186H76ZM85 185V186H84ZM144 185V186H143ZM249 185H251V187H249ZM256 185V187H255ZM14 186V187H13ZM24 186V187H23ZM28 186V187H27ZM38 186V187H37ZM56 186V187H54ZM96 186H98V189L96 188ZM105 186V188H104ZM111 186V187H110ZM135 186V187H134ZM153 186H156V189L152 190ZM198 186V187H197ZM246 186V187H245ZM17 187V188H16ZM23 190H22V188ZM27 187V188H26ZM38 190H36V188ZM44 187V189L42 188ZM49 187V188H48ZM75 187V188H74ZM110 187V188H109ZM114 187V188H113ZM130 187V188H129ZM142 187V188H141ZM193 187H196L193 189ZM248 187V188H247ZM262 187V188H261ZM8 188V189H7ZM29 188V189H28ZM59 192H58V190ZM94 188V189H93ZM96 188V190H95ZM102 190H101V189ZM123 188V189H122ZM160 188V189H158ZM166 188V190H165ZM235 188V190H234ZM254 188V189H253ZM257 188V190H256ZM260 188L263 189L258 191V189ZM28 189V190H26ZM40 189L42 191H40ZM63 189V190H61ZM65 189V190H64ZM75 189V190H74ZM117 189V190H116ZM149 189V191H148ZM191 189V190H190ZM243 189V190H242ZM249 189V190H247ZM252 189V191H251ZM11 190H14V191H11ZM30 190H33L32 192ZM46 190V192H45ZM49 190V191H47ZM56 190V191H55ZM61 190V191H60ZM70 190V191H69ZM79 190V191H78ZM83 190V191H82ZM94 190V191H92ZM112 192H111V191ZM114 190V192H113ZM124 190V192H123ZM136 190V191H135ZM148 191V192H145V191ZM159 190V191H158ZM196 192H195V191ZM200 190V191H199ZM234 190V191H233ZM6 191V192H5ZM29 191V192H27ZM35 191H38V193L41 195L43 192V195L38 196L37 192L35 193ZM65 191V192H64ZM69 191V192H68ZM103 191V193H102ZM133 191L135 192L133 194ZM144 191V192H143ZM153 191V192H152ZM247 191V192H246ZM249 191V192H248ZM4 192V193H3ZM14 192V194H13ZM26 192L28 193V195L26 194ZM53 192V193H51ZM55 192V193H54ZM62 192V193H61ZM80 192V193H78ZM85 192V193H83ZM96 192V193H93ZM110 192V194H109ZM117 192V193H116ZM155 192V193H154ZM190 192V193H189ZM246 194H244V193ZM260 192V193H259ZM8 193V194H7ZM23 193V194H22ZM30 193V194H29ZM49 193V194H47ZM58 193V194H57ZM65 193V194H64ZM100 193V194H99ZM122 194V195H119ZM157 193H158V196H157ZM161 195H160V194ZM247 193H248V197H247ZM250 193V194H249ZM258 193V194H256ZM17 194V195H16ZM22 196V197H20ZM35 195V196H32V195ZM45 194V196H44ZM47 194V195H46ZM54 194V195H53ZM62 194V195H61ZM93 194V195H92ZM107 194V195H106ZM136 194V195H135ZM148 194V195H147ZM152 194V195H150ZM154 194V195H153ZM193 194V196H191ZM195 194V195H196ZM3 195V196H2ZM16 195V197H15ZM27 197H26V196ZM30 195V196H29ZM37 195V196H36ZM67 195V196H66ZM72 195V196H71ZM74 195V197H73ZM77 195V197H76ZM84 195V196H83ZM90 195V196H89ZM106 195V196H105ZM110 195V196H109ZM115 195H117V198L116 196L114 197ZM126 195V197H125ZM131 195V196H130ZM140 195V196H139ZM246 195V197H245ZM250 195H253L254 196V199H253V196L251 197ZM29 196V197H28ZM55 196V197H54ZM96 198V199H93L92 198ZM97 196V197H95ZM105 196V197H104ZM113 196V197H112ZM136 196V197H134ZM191 196V197H190ZM251 198H250V197ZM15 197V198H13ZM30 197H33V198H30ZM43 197V198H42ZM45 197V198H44ZM47 197V198H46ZM49 199L50 198H53V199H50L47 203V200L46 199ZM67 197V198H66ZM70 197H73V198H70ZM81 197V199H80ZM86 197V198H85ZM91 197V198H90ZM100 197V198H99ZM112 197V198H111ZM120 197V198H119ZM149 197V198H148ZM153 197V198H152ZM160 197V198H159ZM165 197V199H164ZM245 197V198H243ZM8 198V200H7ZM11 198V199H10ZM29 198V202H28V199ZM40 198V199H38ZM59 200H57V199ZM61 198V199H60ZM76 198V199H75ZM90 198V199H88ZM105 198V199H104ZM114 198V199H113ZM116 198V199H115ZM124 198V199H123ZM135 198V199H134ZM142 198H144L142 200ZM237 198V199H235ZM249 198V199H248ZM261 198V199H260ZM13 199V200H12ZM16 199V200H15ZM20 199V200H19ZM32 199V200H31ZM35 199V200H34ZM66 199H68L66 201ZM80 199V200H79ZM86 199V200H85ZM103 201H101V200ZM121 201H120V200ZM127 199V200H126ZM132 201H130V200ZM233 199V201L231 200ZM259 199V201H258ZM26 200V202H24ZM38 200V201H37ZM43 201L41 203V201ZM46 200V201H44ZM52 203H50V201H52ZM62 200V201H61ZM65 200V202H63ZM73 200V201H72ZM79 200V201H78ZM97 200V201H96ZM115 200V201H114ZM125 200V202L123 201ZM142 200V201H141ZM159 200V201H157ZM193 200V199H192ZM240 200V201H239ZM242 200V201H241ZM255 200V201H254ZM10 203H9V202ZM35 201V202H34ZM77 201V202H75ZM100 201V202H99ZM129 201V203H128ZM140 201L142 204H140ZM149 203L147 204L146 203ZM244 201V202H243ZM262 201V202H261ZM8 202V204H7ZM22 202V203H21ZM68 202V203H67ZM71 202V204H70ZM75 202V204H74ZM82 202V203H81ZM85 202L87 204H85ZM91 202V203H90ZM98 202V203H96ZM105 202H107V205L105 206ZM109 202V203H108ZM115 202V203H114ZM123 202V203H122ZM155 202V204H153ZM226 202V204H225ZM232 202V203H231ZM234 202H236L234 204ZM239 204H238V203ZM241 202V203H240ZM251 202V203H250ZM35 205H38V206H35ZM47 203V205H46ZM79 203V204H77ZM84 203V204H83ZM90 203V204H89ZM114 203V205H113ZM146 203V204H145ZM161 203V204H160ZM177 203V204H176ZM182 203V204H181ZM186 204V205H183V204ZM212 201L210 198H208V200L206 201V204H211ZM228 203V204H227ZM245 203V204H244ZM256 203V204H254ZM259 203V204H258ZM16 204V206H15ZM25 206H24V205ZM32 204V206H31ZM39 204L40 206L43 204V207H39ZM70 204V205H68ZM72 204H74L72 206ZM77 204V206H76ZM95 204V205H94ZM116 204V205H115ZM127 204H128V208H127ZM159 204V205H158ZM174 204V206L172 205ZM181 204V205H180ZM196 204V203H195ZM222 204V205H221ZM224 204V205H223ZM232 204V205H230ZM241 204H242V208L243 210L240 211L242 208H241ZM250 204V206H249ZM252 204V205H251ZM86 205V207H85ZM91 205V206H90ZM103 205V210H101L100 207H102ZM110 205V206H109ZM119 205V206H118ZM123 205H126L124 208L122 207ZM131 205V206H130ZM152 205V206H151ZM176 205V207H175ZM246 205V206H245ZM256 208H255V206ZM15 206V207H14ZM20 206L22 207L20 209ZM31 208H30V207ZM71 206V208L69 207ZM94 209H93V207ZM97 206V208H95ZM115 206V207H114ZM134 206V207H133ZM152 207V208H157L158 213H153L152 215L155 216L156 218V215L159 214L161 216H159L160 218L159 219H156L158 221L155 222L154 218L150 219L147 223H145V221L142 223L139 219L135 222V224L132 226V224L129 225V223H132L131 222V219L130 216L133 214V212L135 210L133 209H137V210H143V209H146V207ZM159 206V207H158ZM237 208H233V207H236ZM257 206H258V209H257ZM4 207V208H3ZM35 207V208H34ZM38 211H36L38 208ZM47 207V208H46ZM73 207V209H72ZM111 207V208H110ZM113 207V208H112ZM118 207V208H117ZM120 207V209H119ZM123 210H121L122 208ZM133 209H131V208ZM138 207V208H137ZM183 209H182V208ZM197 207V206H196ZM220 207V208H219ZM231 207V208H230ZM250 207V209H249ZM24 208V210H22ZM34 208V209H33ZM43 208V209H42ZM45 208V209H44ZM76 208V209H74ZM83 208V209H82ZM108 208V209H107ZM115 208H117L115 210ZM165 208V209H164ZM176 208V209H175ZM241 208V209H240ZM248 208V209H247ZM5 209H8V210H5ZM27 211H26V210ZM33 209V210H31ZM41 209V210H40ZM65 209V210H64ZM67 209V210H66ZM79 209V210H78ZM119 209V211H117ZM164 209V210H162ZM182 209V210H181ZM229 209V210H228ZM257 209V210H256ZM45 212H43V211ZM89 210H92V211H89ZM98 210V211H97ZM107 212H106V211ZM121 210V211H120ZM127 210H129L128 212H126ZM172 210V211H171ZM175 210V211H174ZM232 210V212H230ZM238 210V211H237ZM7 211V213H6ZM12 213H9L11 212ZM36 211V213H35ZM77 211V213H76ZM116 211V212H115ZM123 211V212H122ZM131 211V212H130ZM164 211V212H163ZM249 211V212H248ZM252 211V212H251ZM255 211V212H254ZM258 213H257V212ZM15 212V213H14ZM17 212V213H16ZM33 212V213H32ZM39 212V213H38ZM83 212V213H82ZM90 212V213H89ZM98 212V213H97ZM100 212V213H99ZM101 212H105V213H101ZM112 213L113 216L111 214H106V213ZM163 212V213H162ZM235 212V215H233ZM241 212V213H239ZM260 212V213H259ZM27 213V214H26ZM33 216H32V214ZM76 213V214H75ZM79 213V214H78ZM99 215H97V214ZM117 213V214H115ZM123 213L124 214V217L120 216V214ZM162 213V214H160ZM167 212H165L166 214ZM233 213V214H232ZM237 213V214H236ZM239 213V214H238ZM247 213V214H246ZM251 213V214H250ZM4 214V216H2ZM13 214H15L13 216ZM43 214V215H42ZM78 214V215H77ZM83 214V215H81ZM86 214V215H84ZM88 214V215H87ZM103 215H106V216H102ZM126 214H128V216H126ZM130 214V215H129ZM197 214V213H196ZM199 214H201V212H199ZM241 214V215H240ZM254 214V215H253ZM258 214H259V217H258ZM263 214V215H262ZM38 215V216H37ZM76 215V216H75ZM93 215V216H92ZM99 218L96 217V219H94L96 216ZM111 215V216H110ZM114 215H117V219L116 216L114 217ZM122 215V214H121ZM237 215V217H236ZM263 216L260 218V216ZM9 216V218H8ZM27 216V217H26ZM44 216V217H43ZM48 218H46V217ZM78 216V217H77ZM107 216H110L108 217L107 219ZM148 216H151V213L149 211V215ZM199 216V215H198ZM216 216V217H214ZM241 216V217H240ZM244 216V218L246 219H242V217ZM250 216V217H249ZM256 218H255V217ZM16 217V218H15ZM30 217V219H28ZM35 217V218H34ZM93 217V218H92ZM112 217V218H111ZM200 217V216H199ZM223 217V218H222ZM236 217V218H235ZM239 217V219H238ZM252 217V218H251ZM254 217V218H253ZM6 218V219H5ZM110 218V219H109ZM115 218V219H114ZM121 218V219H120ZM123 218V219H122ZM164 218V216H163ZM206 218V219H205ZM217 218V219H216ZM221 218L223 220H221ZM227 220H225V219ZM248 218V219H247ZM260 218V219H259ZM3 219V220H2ZM36 219V220H34ZM46 219V221L44 220ZM80 219V221L82 220V222L78 221ZM92 221H88V220H91ZM111 219H114V220H111ZM118 222H117V220ZM129 219V220H127ZM209 219V220H208ZM215 219V220H214ZM11 220V221H10ZM31 220V221H30ZM49 220V223H47ZM100 223L97 222V225L96 224V221H98ZM103 220V222H102ZM247 220V221H246ZM252 220V221H251ZM254 220V221H253ZM261 220V221H259ZM8 221V222H7ZM16 221V222H15ZM33 221V222H32ZM52 221V222H51ZM84 221V223H83ZM95 223H94V222ZM107 221V222H106ZM113 221V222H111ZM121 223H120V222ZM124 221V222H123ZM128 223H127V222ZM208 221V222H207ZM212 221V222H211ZM230 221V222H229ZM18 222V224H17ZM57 222V223H56ZM105 222V223H104ZM111 222L112 225L109 226V224L107 225V223ZM152 222V223H151ZM160 222V223H159ZM163 222V221H162ZM211 222V223H210ZM243 222V223H242ZM248 222V223H247ZM8 223H11V224H8ZM15 223V224H13ZM32 223H35L34 225ZM94 223V224H93ZM110 223V224H111ZM114 223V224H113ZM125 225H123V224ZM127 223V225H126ZM137 223H140L142 224V230L141 228H139L140 230L136 231V229H138L137 227L138 226H135ZM155 223V224H154ZM246 223V224H245ZM21 226H20V225ZM26 224V225H25ZM37 224V225H36ZM43 224V225H41ZM46 224V225H45ZM60 224L62 227H59ZM67 224V225H66ZM87 224V226H86ZM89 224V225H88ZM91 224V225H90ZM102 224V225H101ZM104 224V225H103ZM121 224V225H120ZM146 224V225H145ZM149 224V225H148ZM153 224V225H152ZM158 224V225H157ZM241 224H244V225H241ZM251 224V225H250ZM257 224L258 228H256L257 226L255 225ZM4 225V226H3ZM13 225V226H11ZM17 225V228H15ZM25 225V227H24ZM28 225H31V226H28ZM52 226L53 228L49 227ZM55 225V226H54ZM95 225V226H94ZM100 225V226H99ZM163 225V223H161V226ZM248 225V226H247ZM249 225H250V228H249ZM7 226V228H6ZM15 226V227H14ZM20 228H19V227ZM23 226V228H22ZM36 226V228L34 227ZM40 228H38V227ZM90 226V227H89ZM104 226L105 228L103 229ZM107 226V227H106ZM117 226V227H116ZM125 226H126V229H125ZM130 226H132L130 228ZM148 226V227H147ZM231 226V227H230ZM232 226H236V227H232ZM241 226V227H240ZM251 226H255L254 228L251 227ZM4 228V231H3V228ZM32 227V228H31ZM43 227V228H42ZM64 227V228H63ZM108 227H109V230H108ZM120 227L122 229H120ZM129 227V228H127ZM59 228V229H58ZM92 228H94V230H91ZM97 228V230L95 229ZM99 228H102V229H99ZM150 228V230H149ZM154 230H153V229ZM236 228V229H234ZM240 230H239V229ZM253 228V231L250 230ZM263 228V232H261L260 229ZM8 229V230H6ZM16 229V230H15ZM22 229V230H21ZM24 229V230H23ZM34 229V230H33ZM37 229V230H36ZM54 229V230H53ZM64 229V230H63ZM79 229V230H78ZM146 229V230H144ZM248 229V231H247ZM14 230V231H13ZM28 230V231H27ZM38 230L40 232H38ZM60 230V231H58ZM63 230V231H62ZM96 230V231H95ZM99 230V231H98ZM101 230V232H100ZM104 230V231H103ZM108 230V231H107ZM112 232H111V231ZM258 232L254 234L255 231ZM13 233H12V232ZM18 231V232H16ZM35 233H33V232ZM37 231V233L35 232ZM42 231V232H41ZM55 231V232H54ZM57 231V232H56ZM93 231V232H92ZM108 232V237L106 239V236H107V232ZM123 231L124 232V235H122L123 233L121 232ZM140 231H143V233H141ZM145 231V232H144ZM154 231V232H153ZM226 231V232H225ZM236 231V232H235ZM20 232V233H19ZM61 232V233H60ZM65 232V233H64ZM91 232V233H90ZM96 232V233H95ZM111 232V233H109ZM138 232V233H137ZM241 232V234H240ZM3 233V235H2ZM17 233V234H15ZM39 233H40V236H39ZM43 233V234H41ZM60 233V234H59ZM63 233V234H62ZM70 233V234H69ZM155 235L153 236L152 235ZM179 235H178V234ZM229 233V234H227ZM231 233V234H230ZM243 233V234H242ZM250 233V234H248ZM13 234L15 236H13ZM19 234V236H17ZM23 234V235H22ZM38 234V235H37ZM58 234V235H57ZM69 234V236L67 237V235ZM104 234V235H103ZM106 234V235H105ZM140 234V235H139ZM146 234V236H144ZM158 234V233H157ZM175 234L177 236H175ZM181 234H183L182 236H180ZM219 234V235H218ZM222 234H223V237H222ZM227 237H226V235ZM232 234H239L238 236L237 235H232ZM262 234V236H259V235ZM44 235V236H42ZM96 235V236H95ZM101 235V236H100ZM110 235V236H109ZM141 235H143L142 238ZM203 235V236H202ZM230 235V236H229ZM248 235V237H247ZM251 235H254L253 237ZM4 238H3V237ZM22 236V237H21ZM27 236V237H25ZM32 236V237H30ZM37 236V237H36ZM41 236L44 238V241H43V238H41ZM46 236V237H45ZM116 236V237H114ZM140 236V237H138ZM153 236V237H152ZM240 236V237H239ZM251 236V238H250ZM259 236V237H257ZM16 237V238H15ZM20 237V238H18ZM26 241L25 240V238ZM36 237V240L35 238ZM40 237V238H39ZM92 237V238H91ZM101 238V240H99V238ZM110 237V238H109ZM150 237V238H149ZM220 237V238H219ZM239 237V238H237ZM243 239H242V238ZM247 239L245 240L244 239ZM255 237H257V239H255ZM32 238V239H31ZM39 238V239H38ZM97 240H96V239ZM114 238V239H113ZM140 238V240L138 239ZM151 238H154V239H151ZM156 238V239H155ZM205 238V239H204ZM224 238V239H223ZM237 238V239H235ZM10 239V240H9ZM20 241H19V240ZM38 239V240H37ZM111 239V240H110ZM121 239H122V243H117V242H121ZM130 240V244L131 245H128V244H125V241L126 240ZM150 239V240H149ZM158 239V240H157ZM173 239V240H172ZM200 239V240H199ZM206 239L209 241H206ZM213 239V240H212ZM215 239V240H214ZM234 239V240H232ZM252 239V240H251ZM7 240V241H6ZM13 240V241H12ZM17 240V241H16ZM95 240V241H94ZM103 240V241H102ZM107 240V242L105 241ZM109 240V242H108ZM116 240V242H115ZM120 240V241H118ZM153 240V241H152ZM166 240H169L170 243L168 245H164L163 243L166 241ZM177 240V241H176ZM211 240V241H210ZM228 240V241H227ZM237 240V241H235ZM242 240V241H241ZM10 241V243H8ZM43 241V242H42ZM92 241V242H91ZM100 241V242H98ZM112 241V243H111ZM124 241V242H123ZM134 242V244L132 245V243ZM142 241V242H141ZM157 241V242H155ZM162 241V242H161ZM179 241V242H178ZM199 241V243H198ZM205 241V242H204ZM219 241V242H218ZM228 243H227V242ZM258 241V242H256ZM261 241H263L262 243H260ZM8 243V245H6ZM22 242V243H21ZM24 242V243H23ZM27 244H26V243ZM115 242V243H114ZM152 242L154 243L152 244ZM176 243L177 246H173V243ZM194 242H195V245H197L198 248H200L201 250H203V252L205 251V255L207 254L208 256H205L204 254V258L203 256H200V254L196 253V252H193V251H196V246H194ZM201 242V243H200ZM204 242V243H203ZM207 242V243H206ZM252 242V243H251ZM15 243V244H14ZM17 243V244H16ZM21 243V244H20ZM88 243H91V244H88ZM108 243V245H107ZM114 243V245H113ZM138 243L141 245L138 246ZM142 243H145L142 245ZM187 243H189V245H187ZM211 243V244H210ZM216 243V244H214ZM219 243V244H218ZM238 243H240L241 245H239ZM243 243V245H242ZM257 243V244H256ZM260 244V248L258 247V245ZM29 244V246H28ZM148 244V245H147ZM162 244V246H161ZM199 244V245H198ZM208 244V245H206ZM218 244V245H217ZM225 244V245H224ZM262 244V245H261ZM13 245V246H12ZM14 245L16 246L14 248ZM26 245L28 247H26ZM43 245L45 247H43ZM110 245V246H109ZM136 245V246H135ZM152 245V247H151ZM203 247H202V246ZM223 245V246H222ZM3 246V247H2ZM9 246V247H8ZM19 246V247H17ZM21 246V247H20ZM24 246V248H23ZM39 246V247H38ZM97 246V247H96ZM109 248H108V247ZM138 246V247H137ZM144 246V247H143ZM156 248H154V247ZM191 246V247H190ZM205 246V247H204ZM214 246V247H213ZM230 246V247H228ZM241 246V248H240ZM33 247V249H32ZM50 247V248H48ZM92 247V248H91ZM100 247V248H98ZM107 247V248H106ZM115 247V248H114ZM143 247V248H142ZM148 247V248H146ZM160 247V250H158ZM163 247V248H161ZM166 247V249L164 248ZM190 247V249H189ZM194 247V249H192ZM239 247V249H238ZM244 247V249H243ZM263 247V248H261ZM14 248V250H13ZM27 248V249H26ZM45 248V249H44ZM47 248V249H46ZM53 250H52V249ZM93 248H94V251H93ZM172 251H171V249ZM187 248V249H186ZM203 248V249H202ZM205 248V249H204ZM231 248V249H230ZM236 248V249H235ZM255 248V249H254ZM22 249V251H21ZM26 249V251H25ZM36 249V250H35ZM39 249V250H38ZM51 249V250H50ZM91 249V250H90ZM96 249V250H95ZM99 249L102 251L99 252ZM115 249V250H114ZM165 251H164V250ZM176 249V250H175ZM192 249V250H191ZM220 249V250H219ZM236 251H235V250ZM258 249V250H256ZM260 249V250H259ZM4 250V251H3ZM32 250V252L30 253V251ZM43 250V252H42ZM44 250H45V253H44ZM111 250V251H110ZM117 250V252H116ZM149 250H152V251H149ZM156 250V251H155ZM158 250V251H157ZM190 250V251H188ZM209 250V251H207ZM248 250V251H246ZM17 251V252H16ZM24 252V255L23 253H20V252ZM34 251V252H33ZM38 251V252H37ZM98 251V252H97ZM120 251V252H118ZM174 251V252H173ZM192 251V252H191ZM207 251V252H206ZM213 251V253H212ZM224 251V253H223ZM26 252H29L30 254H27ZM60 252V256H59V253ZM90 252L94 253V254H91L90 256ZM121 252H122V257H121ZM125 252V253H124ZM188 252V253H186ZM208 252L211 253V257L209 256ZM236 252V253H235ZM253 254H252V253ZM6 253V254H5ZM54 253V254H53ZM58 253V254H57ZM88 254V256L86 254ZM98 253H100L97 257L96 255ZM102 253V254H101ZM148 253V254H146ZM157 253V254H156ZM159 253V254H158ZM162 253V254H161ZM164 253V255H163ZM166 253H169L168 255H166ZM185 253V254H184ZM189 253H192V257H191V254ZM196 253V254H195ZM223 253V254H221ZM240 253V255H239ZM255 253V254H254ZM260 253V254H259ZM19 254V255H18ZM22 254V256L20 255ZM62 254V255H61ZM84 254V255H83ZM96 254V255H95ZM126 254H128L126 256ZM131 254L134 258L131 257ZM188 254L190 256H188ZM198 254V255H197ZM236 254H238L236 256ZM2 255V256H1ZM4 255V257H3ZM8 257H7V256ZM28 255V256H27ZM50 255V256H49ZM64 255V256H63ZM86 255V257H85ZM93 255V256H92ZM95 255V256H94ZM103 257L101 258L100 257ZM104 255V256H102ZM113 255V257H112ZM119 255V256H118ZM126 258H124L125 256ZM147 257H146V256ZM153 255V257H152ZM174 255V256H173ZM182 255V256H180ZM216 255H220V256H223V258H219L218 256ZM229 255V256H228ZM259 257H257V256ZM15 256V257H14ZM18 256V257H16ZM21 256V258H20ZM24 256V257H23ZM26 256V257H25ZM37 256H38V259H37ZM62 256V257H61ZM107 256V257H106ZM117 256V257H116ZM150 256V257H149ZM163 256V257H162ZM188 256V257H187ZM231 256L233 258H231ZM240 256L242 259H240ZM2 257V258H1ZM7 257V259H6ZM15 259H14V258ZM28 257V259H27ZM33 257V258H32ZM68 257V258H67ZM105 257L107 259H105ZM111 257V258H109ZM128 257V258H127ZM173 257V258H172ZM175 257V258H174ZM181 257V258H180ZM207 257V258H206ZM214 257V258H213ZM255 257V258H254ZM10 258V259H9ZM24 258V259H23ZM31 258V259H29ZM66 258V260H65ZM99 259L96 261V259ZM113 258V259H112ZM117 258V259H116ZM131 258V259H130ZM137 258V259H136ZM172 258V260H171ZM177 258V259H176ZM180 258V259H179ZM186 258V259H185ZM187 258L189 260H187ZM201 258V259H199ZM210 258V259H208ZM231 258V259H230ZM23 259V260H22ZM27 259V260H26ZM34 259V261H33ZM41 259V260H39ZM88 261L86 262L85 261ZM88 259V260H87ZM105 259V260H104ZM111 259V261L109 260ZM125 261H124V260ZM141 259V260H140ZM147 262H144V260ZM166 259V260H165ZM169 259V260H168ZM192 259V260H191ZM223 259V260H222ZM227 259V260H226ZM251 259V260H250ZM21 260V261H20ZM25 260V261H24ZM52 260V261H51ZM55 260V262L53 261ZM71 260V261H70ZM76 260V261H75ZM101 260V261H100ZM117 260V261H116ZM128 260H130L128 262ZM132 260V261H131ZM135 260V261H134ZM138 260V262L136 261ZM191 260V261H190ZM200 260V261H199ZM210 260H213V261H210ZM216 260V261H215ZM232 260V261H231ZM233 260H238V261H233ZM240 260L242 261V263L240 262ZM244 260V261H243ZM23 261V262H22ZM42 261V263H41ZM50 261V262H48ZM58 261V262H57ZM69 261V262H67ZM93 263H92V262ZM151 261V262H150ZM171 261V262H170ZM246 261V262H245ZM250 261V262H249ZM257 263H256V262ZM260 261V262H259ZM17 262V263H16ZM39 262V263H38ZM44 262V263H43ZM57 262V263H56ZM91 262V263H90ZM99 262V263H98ZM112 262V263H111ZM189 262V263H188ZM192 262V263H191ZM203 262V263H202ZM219 262V263H218ZM245 262V263H244ZM262 262V263H261Z\"/></svg>", "mask_w": 264, "mask_h": 264}, {"label": "bare ground", "instance_id": "2", "mask_svg": "<svg viewBox=\"0 0 264 264\" xmlns=\"http://www.w3.org/2000/svg\"><path fill=\"white\" fill-rule=\"evenodd\" d=\"M20 1H21V0H20ZM25 1H26V0H25ZM30 1H31V0H30ZM62 1H63V0H62ZM66 1H67V0H66ZM70 1H72V0H70ZM76 1H77V0H76ZM88 1H89V0H88ZM117 1H118V0H117ZM137 1H138V0H137ZM155 1H156V0H145V3H147V5L143 6L142 8L145 9L146 11H142L143 9L140 10L139 8H137V9H135V10H131L132 13H133V11L136 12L134 15L131 13V16L133 15V16H135V17L125 18V17L123 16L121 21H119V18H118V17H114V18H113V22H116V23L118 24L116 27H113V22H112L111 20L107 19V18H109V17H107V18L104 19V18H99V17L97 16L98 18H95V17H94V19H90V21L97 23V24L99 25V29H100L101 31H104V30L108 27V28L112 31V33L115 34V36H118V39L123 40L124 42L126 41L127 38H129V36L133 37L132 39H134V38H136L137 34H138V33L141 34V32H144V33L146 32V33H150V34H151L152 31H153V32H155V33H154V34L152 33L151 35H156V34H157L158 32H160L161 29L163 28V27H162L163 24H160V23L157 22V20H159V22L162 21V20H160V19H161V16H160L159 14H162V17H163V18H164V17H169V16H167L166 13H164V12H162V13H155V12L152 10V7H153V4L155 3ZM176 1H177V0H176ZM182 1H183V0H182ZM213 1H214V0H213ZM247 1H249V0H247ZM263 1H264V0H263ZM17 2H18V1H17ZM33 2H34V1H33ZM54 2H55V1H54ZM63 2H64V1H63ZM67 2L70 3L69 1H67ZM72 2H73V1H72ZM140 2H141V1H140ZM164 2H166V1H164ZM164 2H163V4H164ZM168 2H169V1H168ZM174 2H175V1H174ZM204 2L206 3L205 0H204ZM234 2H236V1L234 0L233 3H234ZM242 2H243V1H242ZM245 2H246V1H245ZM260 2H261V1H260ZM19 3H20V2H19ZM45 3H47V2H45ZM50 3H51V2H50ZM52 3H53V2H52ZM68 3H67V4H68ZM89 3H90V1H89ZM103 3H104V2H103ZM111 3H112V2H111ZM114 3H115V2H114ZM116 3H117V2H116ZM124 3H125V2H124ZM143 3H144V2H143ZM143 3H142V4H143ZM172 3H173V2H172ZM183 3H184V2H183ZM198 3H199V1H198ZM198 3H197V4H198ZM227 3H228V1H227ZM238 3H239V2H238ZM238 3H236V4L238 5ZM255 3H256L255 0H250V1L248 2V4H247L246 8L244 7L245 5L242 6V7H237V6H236V7H234V8H221V5H222L223 3H218V2L216 3V0H215V2H211L210 5L213 6V9H215V7H219V8L222 9L223 11H226V13H227V12L234 11L233 13H231L232 16H234L235 14H241V13H244V12H245L246 15H247V13H249V12L251 11V9H252V7L254 6ZM14 4H15V3H14ZM31 4H32V2H31ZM65 4H66V3H65ZM71 4H72V3H71ZM101 4H102V3H101ZM105 4H106V3H105ZM132 4H134V2H133ZM132 4H131V6H129V4H128L127 7H129L130 9H131V8L133 9ZM139 4H141V3H139ZM155 4H156V3H155ZM186 4H187V3H186ZM190 4H191V3H190ZM195 4H196V3H193L194 6H196ZM202 4H203V3H202ZM207 4H208V3H207ZM207 4H206V5H207ZM252 4H253V5H252ZM260 4H261V3H260ZM0 5H1V4H0ZM36 5H37V4H36ZM38 5H40V3H39ZM73 5H75V4H73ZM87 5H88V4H87ZM98 5H100V4H98ZM118 5H119V4H118ZM166 5H167V4H166ZM203 5H204V4H203ZM203 5H202V7H203ZM210 5H209V6H210ZM241 5H242V4H241ZM255 5H257V4H255ZM258 5H259V4H258ZM3 6H4V5H3ZM45 6H46V5H45ZM51 6H52V5H51ZM59 6H61V5H59ZM67 6H68V5H67ZM69 6H71V5H69ZM69 6H68V8H69ZM80 6H81V5H80ZM88 6H89V5H88ZM105 6H106V5H105ZM108 6H109V5H108ZM110 6H111V5H110ZM115 6H116V4H115ZM125 6H126V4H125ZM154 6H155V5H154ZM171 6H173V5H171ZM182 6H183V5H182ZM185 6H187V5H185ZM185 6H184V7H185ZM200 6H201V5H200ZM200 6L198 5V7H200ZM209 6H208V7H209ZM212 6H211L210 8H212ZM225 6H226V5H225ZM261 6H262V5H261ZM8 7H9V6H8ZM15 7H16V6H15ZM28 7H29V6H27V8H28ZM32 7H33V6H32ZM34 7H35V6H34ZM54 7H55V6H54ZM90 7H91V5H90ZM127 7H126V8H127ZM134 7H135V6H134ZM184 7H182V8H184ZM190 7H191V6H190ZM206 7H207V6H206ZM254 7H255V6H254ZM11 8H12V6H11ZM39 8H40V6L38 7V9H39ZM52 8H53V7H52ZM59 8L61 9V7H59ZM62 8H63V7H62ZM64 8H65V7H64ZM92 8H93V7H92ZM95 8H96V7H95ZM95 8H94V10H95ZM100 8H101V7H100ZM115 8H116V7H115ZM194 8H195V7H194ZM219 8L217 9L218 11H219ZM255 8H256V7H255ZM259 8H260V7H259ZM19 9H20V8H19ZM30 9H31V8H30ZM32 9H34V8H32ZM70 9H71V8H70ZM84 9H85V7H84ZM88 9H89V8H88ZM103 9H104V8H103ZM120 9H121V8H120ZM130 9H129V11H130ZM172 9H173V8H172ZM197 9H198V8H197ZM197 9H196V10H197ZM201 9H202V8H201ZM203 9H204V8H203ZM206 9H207V8H206ZM262 9H263V8H262ZM6 10H7V9H6ZM11 10H12V9H11ZM13 10H14V9H13ZM17 10H18V9H17ZM25 10H26V9H25ZM42 10H43V9H42ZM46 10H47V9H46ZM65 10L67 11V9H65ZM65 10H63V11H65ZM78 10H79V9H78ZM81 10H82V9H81ZM81 10H80V11H81ZM90 10H91V9H90ZM90 10H89V11H90ZM100 10H101V9H100ZM100 10H99V12H100ZM104 10H105V9H104ZM109 10H111V9L109 8ZM112 10H113V9H112ZM116 10H117V9H116ZM123 10H124V9H123ZM168 10H169V8H168ZM192 10H194V9H192ZM192 10H191V12H192ZM215 10H216V9H215ZM217 10H216V11H217ZM260 10H261V9H260ZM22 11H23V10H22ZM118 11H119V10H118ZM155 11H157V9H155ZM174 11H176V10H174ZM194 11H195V10H194ZM197 11H198V10H197ZM201 11H202V10H201ZM247 11H248V12H247ZM261 11H262V10H261ZM14 12H15V11H14ZM23 12H24V11H23ZM25 12H26V11H25ZM27 12H29V10H28ZM36 12H37V11H36ZM47 12H48V11H47ZM73 12H74V11H73ZM104 12H105V11H104ZM119 12H120V11H119ZM170 12H171V11H170ZM181 12H182V11H181ZM185 12H186V11H185ZM191 12H190V13H191ZM214 12H215V11H214ZM252 12H255V11L253 10ZM256 12H257V11H256ZM256 12H255V13H256ZM5 13H6V12H5ZM51 13H52V12H51ZM53 13H54V12H53ZM64 13H65V12H64ZM81 13H82V12H81ZM100 13H101V12H100ZM106 13H107V12H106ZM173 13H174V12H173ZM176 13H177V11H176ZM192 13H194V12H192ZM199 13H201V12H198V14H199ZM202 13H203V12H202ZM218 13H219V12H218ZM221 13H222V12H221ZM221 13H220V14H221ZM261 13H262V12H261ZM19 14H20V13H19ZM19 14H17V15H19ZM34 14H35V13H34ZM43 14H45V13H43ZM61 14H62V13H61ZM65 14H66V13H65ZM65 14H64V15H65ZM75 14H77V13H75ZM79 14H80V12H79ZM122 14H127V13H122ZM169 14H170V13H169ZM181 14H183V13H181ZM184 14H185V13H184ZM184 14H183V15H184ZM196 14H197V13H196ZM196 14H194V15H196ZM212 14H213V12H212ZM222 14H223V13H222ZM256 14H257V13H256ZM5 15H7V13H6ZM9 15H10V14H9ZM12 15H13V13H12ZM45 15H46V14H45ZM57 15H58V14H57ZM57 15H56V16H57ZM66 15H67V14H66ZM68 15H69V14H68ZM100 15H101V14H100ZM108 15H109V14H108ZM116 15H117V14H116ZM116 15H115V16H116ZM171 15H172V14H171ZM176 15H177V14H176ZM178 15H179V14H178ZM210 15H211V14H210ZM225 15H226V14H225ZM241 15H242V14H241ZM259 15H260V13H259ZM10 16H11V15H10ZM26 16H27V15H25V17H26ZM30 16H31V15H30ZM40 16H41V14H40ZM47 16H48V15H46V17H47ZM71 16H72V15H71ZM111 16H112V14H111ZM113 16H114V15H113ZM118 16H119V15H118ZM226 16H227V15H226ZM239 16H240V15H239ZM243 16H245V15H243ZM250 16H251V15L249 14V16H246V17L249 18ZM256 16H258V15H256ZM256 16H255V18H256ZM262 16H263V14H262ZM7 17H8V16H7ZM11 17H12V16H11ZM17 17H18V16H17ZM59 17H60V16H59ZM128 17H129V16H128ZM189 17H190V16H189ZM196 17H197V16H196ZM211 17H212V16H211ZM246 17H245V18H246ZM253 17H254V16H253ZM5 18H6V17H5ZM28 18H29V17H28ZM35 18H36V16H35ZM48 18H50V16H48ZM62 18H63V15H62ZM64 18H65V17H64ZM81 18H82V17H81ZM85 18H86V16H85ZM90 18H91V17H90ZM110 18H111V17H110ZM173 18H174V17H173ZM185 18H186V17H185ZM185 18H184V19H185ZM192 18H193V17H192ZM208 18H209V17H208ZM255 18H254V19H255ZM258 18H259V17H258ZM263 18H264V17H263ZM16 19H17V18H16ZM20 19H21V18H20ZM31 19H32V17H31ZM66 19H67V18H66ZM71 19H72V18H71ZM73 19H74V18H73ZM73 19H72V20H73ZM79 19H80V18H79ZM88 19H89V18H88ZM198 19H202V18L199 17ZM226 19H227V18H226ZM231 19H232V18H231ZM237 19H238V18H237ZM252 19H253V18H252ZM24 20H25V19H24ZM44 20H45V19H44ZM58 20H59V19H58ZM58 20H57V21H58ZM64 20H65V19H64ZM64 20H63V21H64ZM72 20H71V21H72ZM164 20H165V19H164ZM169 20H171V19H169ZM178 20H179V19H178ZM203 20H204V18H203ZM205 20H206V19H205ZM214 20H215V19H214ZM216 20H217V19H216ZM219 20H220V19H219ZM221 20H222V19H221ZM224 20H225V19H224ZM243 20H244V19H243ZM249 20H250V19H248V21H249ZM259 20H260V18H259ZM261 20H262V19H261ZM10 21H11V20H10ZM21 21H22V20H21ZM25 21H26V20H25ZM30 21H32V20H30ZM46 21H47V18H46ZM67 21H69V20H67ZM80 21H81V19H80ZM86 21H87V20H86ZM185 21H186V19H185ZM185 21L183 20V21H181V22H185ZM190 21H192V20H190ZM212 21H213V20H212ZM229 21H230V19H229ZM244 21H245V20H244ZM13 22H14V21H13ZM37 22H39V21H37ZM44 22H45V21H44ZM50 22H51V21H50ZM60 22H61V21H60ZM60 22H59V23H60ZM81 22H82V21H81ZM170 22H171V21H170ZM197 22H198V21H197ZM213 22H214V21H213ZM218 22H220V21H218ZM238 22H242L241 19H240ZM250 22L253 23L252 21H250ZM256 22H257V21H256ZM256 22H254V23H256ZM262 22H263V21H262ZM5 23H6V22H5ZM29 23H31V22H29ZM34 23H35V22H34ZM63 23H64V22H63ZM65 23H66V22H65ZM67 23H68V22H67ZM72 23H75V21L72 22ZM79 23H80V22H79ZM166 23H167V21H166ZM192 23H193V22H191L190 24H192ZM195 23H196V22H195ZM199 23H200V21L198 22V24H199ZM204 23H206V22H204ZM209 23H210V22H209ZM227 23H228V22H227ZM246 23L248 24V22H246ZM0 24H1V23H0ZM2 24H3V23H2ZM6 24H7V23H6ZM15 24H16V23H15ZM46 24H47V23H46ZM50 24H51V23H50ZM86 24H87V23H86ZM187 24H188V23H187ZM214 24H215V22H214ZM221 24H222V23H221ZM237 24H238V23H237ZM240 24H241V23H240ZM16 25H17V24H16ZM31 25H32V24H31ZM31 25H29V28H30ZM34 25H35V24H34ZM39 25H40V24H39ZM56 25H57V24H56ZM62 25H63V24H62ZM75 25H76V24H75ZM78 25H79V24H78ZM78 25H77V26H78ZM164 25H166V24H164ZM179 25H180V24H179ZM204 25H205V24H204ZM206 25H207V24H206ZM211 25H212V24H211ZM222 25H223V24H222ZM234 25H235V23H234ZM244 25H245V24H244ZM256 25H257V24H256ZM1 26H2V25H1ZM21 26H22V25H21ZM23 26H24V25H23ZM65 26H66V25H65ZM85 26H86V25H85ZM93 26H94V25H93ZM180 26H181V25H180ZM187 26H188V25H187ZM187 26H186V27H187ZM198 26H199V25H198ZM212 26H213V25H212ZM212 26H211V27H212ZM223 26H224V25H223ZM235 26H236V25H235ZM238 26H239V24H238ZM259 26H260V25H259ZM262 26H263V25H262ZM6 27H7V26H6ZM11 27H12V26H11ZM70 27H71V26H70ZM75 27H76V26H75ZM83 27H84V26H83ZM175 27H176V26H175ZM188 27H189V26H188ZM201 27H202V25H201ZM203 27H204V26H203ZM208 27H209V24H208ZM224 27H225V26H224ZM230 27H231V26H230ZM244 27L246 28V25H245ZM7 28H8V27H7ZM14 28H15V27H14ZM24 28H25V27H24ZM51 28H52V27H51ZM62 28H64V27H62ZM62 28H61V29H62ZM66 28H68V26H67ZM79 28H80V26H79ZM89 28H90V27H89ZM95 28H96V27H95ZM97 28H98V27H97ZM108 28H107V30H108ZM164 28L166 29V27H164ZM177 28H178V27H177ZM179 28H180V27H179ZM184 28H185V26H184ZM195 28H196V27H195ZM205 28H207V27H205ZM235 28H237V27H235ZM235 28H234V31L236 30ZM241 28H242V26H241ZM262 28H264V27H262ZM4 29H5V28H4ZM35 29H36V27H35ZM52 29H53V28H52ZM55 29H56V28H55ZM68 29H69V28H68ZM76 29H77V27H76ZM86 29H87V28H86ZM168 29H169V28H168ZM182 29H183V28H182ZM193 29H194V28H193ZM218 29H219V28H218ZM257 29H259V28H257ZM257 29H256V33H258V32H257ZM25 30H26V29H25ZM32 30H33V29H32ZM57 30H58V29H57ZM65 30H66V29H65ZM87 30H88V29H87ZM95 30H96V29H95ZM97 30H98V29H97ZM176 30H177V29H176ZM201 30H202V28H201ZM207 30H208V29H207ZM211 30H212L211 32H214V34H218V33H220V31L217 30V29H216V31H214L215 29H213V27H212ZM221 30H222V29H221ZM230 30H231V29H230ZM250 30H252V29H250ZM250 30H248V31H250ZM33 31H36V30H33ZM40 31H41V30H40ZM44 31H45V30H44ZM54 31H55V30H54ZM61 31H62V30H61ZM70 31H71V30H70ZM72 31H73V30H72ZM91 31H92V30H91ZM162 31H163V30H162ZM169 31H170V30H169ZM188 31H189V30H188ZM195 31H196V30H194V32H195ZM199 31H200V30H199ZM203 31H204V30H203ZM223 31H224V30H223ZM226 31H227V30H226ZM226 31H225V32H226ZM234 31H233V32H234ZM236 31H237V30H236ZM239 31H240V30H239ZM242 31H244V30H242ZM245 31H246V29H245ZM260 31H261V30H260ZM10 32H12V31L10 30ZM22 32H24V31H22ZM38 32H39V31H38ZM41 32H42V31H41ZM48 32H49V31H48ZM67 32H68V31H67ZM74 32H75V30H74ZM78 32H79V30H78ZM78 32H77V33H78ZM83 32H84V31H83ZM92 32H93V31H92ZM104 32H105V31H104ZM108 32H109V31H108ZM167 32H168V31H167ZM180 32H181V31H180ZM180 32H178V33H180ZM194 32H193V33H194ZM208 32H210V31H208ZM211 32H210V33H211ZM252 32H253V30L251 31V34H252ZM26 33H28V32H26ZM43 33H44V32H43ZM61 33H62V32H61ZM109 33H110V32H109ZM144 33H143V34H144ZM163 33L165 34V32H163ZM195 33H196V32H195ZM197 33H198V32H197ZM203 33H204V32H203ZM229 33H230V32H229ZM240 33H241V32H240ZM240 33H238V34H240ZM260 33H261V32H260ZM5 34H6V33H5ZM75 34H76V33H75ZM93 34H94V33H93ZM95 34H96V33H95ZM175 34H177V33H175ZM181 34H182V33H181ZM200 34H201V33H200ZM214 34H213V33H212V34H209V36H210V35L213 36ZM221 34H223V33H221ZM234 34H236V33H234ZM238 34H237V35H238ZM245 34H246V33H245ZM247 34H248V33H247ZM254 34H255V33H254ZM2 35H4V33H3ZM2 35H1V36H2ZM9 35H10V34H9ZM21 35H22V34H21ZM24 35H25V34H24ZM26 35H27V34H26ZM34 35H35V34H34ZM97 35H99V34H97ZM161 35H162V34H161ZM167 35H169V34H167ZM170 35H171V34H170ZM172 35H174V34H172ZM177 35H178V38H179L180 35H179V34H177ZM184 35H185V34H184ZM187 35H188V34H187ZM197 35H198V34H197ZM204 35H205V34H204ZM218 35H219V34H218ZM226 35H227V34H224V36H226ZM230 35H231V34H230ZM241 35L243 36L244 33H243V34L241 33ZM252 35H253V34H252ZM11 36H12V35H11ZM18 36H20V35H18ZM39 36H40V35H39ZM42 36H43V35H42ZM45 36H46V35H45ZM70 36H71V35H70ZM81 36H82V35H81ZM81 36H80V37H81ZM105 36H106V35H105ZM142 36H143V35H142ZM147 36H148V35H147ZM158 36H159V34H158ZM174 36H175V35H174ZM182 36H183V35H182ZM233 36H234V35L232 34V37H233ZM239 36H240V35H239ZM259 36H262V35H259ZM259 36H258V38H259ZM2 37H3V36H2ZM9 37H10V36H9ZM24 37H25V36H24ZM24 37H23V38H24ZM26 37H27V36H26ZM34 37H37V36H34ZM59 37H60V36H59ZM138 37H139V36H137V38L134 39V41H137V40H138ZM149 37H150V35H149ZM149 37H148V38H149ZM152 37H153V36H152ZM164 37H166V36H164ZM170 37L172 38V36H170ZM170 37H169V38H170ZM184 37H185V36H184ZM189 37H190V36H189ZM195 37H196V36H195ZM195 37L192 36V37H190V38L192 39V38H195ZM198 37H199V35H198ZM214 37L216 38V35H215ZM232 37H231V38H232ZM237 37H238V36H236V38H237ZM262 37H263V36H262ZM27 38H28V37H27ZM50 38H51V36H50ZM83 38H84V37H83ZM105 38H106V37H105ZM141 38H142V37H141ZM154 38H155V37H154ZM157 38H158V37H157V35H156V40H157ZM169 38H168V40H169ZM174 38H175V37H174ZM203 38H204V37H203ZM203 38H201V39H203ZM212 38H213V37H212ZM221 38H222V37H221ZM224 38H226V37H224ZM233 38H235V37H233ZM243 38H245V37H243ZM249 38H250V37H249ZM11 39H12V38H11ZM14 39H15V38H14ZM19 39H20V38H19ZM30 39H31V38H30ZM44 39H45V38H44ZM46 39H47V38H46ZM52 39H53V38H52ZM57 39H58V38H57ZM76 39H77V38H76ZM89 39H90V37H89ZM94 39H95V38H94ZM94 39H93V41H94ZM99 39H100V38H99ZM103 39H104V38H103ZM109 39H110V37H109ZM161 39H162V38H160V40H161ZM163 39H164V38H163ZM172 39H173V38H172ZM183 39H184V38H183ZM185 39H186V38H185ZM196 39H197V38H196ZM226 39H227V38H226ZM238 39H239V38H238ZM238 39H237V40H238ZM245 39H246V38H245ZM251 39H253V38H251ZM9 40H10V39H9ZM32 40H33V39H32ZM47 40H48V39H47ZM58 40H59V39H58ZM81 40H82V39H81ZM85 40H86V39H85ZM112 40H113V39H112ZM120 40H119V41H120ZM140 40H141V39H140ZM140 40H139V43H140ZM165 40H166V39H165ZM192 40L195 41L194 39H192ZM205 40H206V39H205ZM222 40H223V39H222ZM259 40H260V39H259ZM262 40H263V39H262ZM1 41H2V40H1ZM6 41H7V40H6ZM23 41H24V39H23ZM38 41H39V40H38ZM45 41H46V40H45ZM49 41H50V40H49ZM66 41H67V40H66ZM69 41H71V40H69ZM78 41H79V39H78ZM93 41H92V42H93ZM96 41H97V40H96ZM101 41H102V39H101ZM130 41H131V40H130ZM150 41H151V40H150ZM16 42H17V40H16ZM32 42H33V41H31V44H32ZM35 42H36V41H34V43H35ZM46 42H47V41H46ZM82 42H84V41H82ZM85 42H86V41H85ZM99 42H100V41H99ZM102 42H103V41H102ZM106 42H107V41H106ZM112 42H113V41H110V43H112ZM128 42H129V41H128ZM132 42H133V41H132ZM146 42H147V41H146ZM152 42H153V41H152ZM158 42H159V41H158ZM162 42H163V41H162ZM162 42H161V44H162ZM189 42H190V41H189ZM199 42L202 43L203 41H202V42L199 41ZM199 42H198V43H199ZM215 42H216V41H214V43H215ZM231 42H232V40H231ZM231 42H230V43H231ZM233 42H234V41H233ZM235 42H236V41H235ZM237 42H238V41H237ZM240 42H241V41H240ZM243 42H244V41H243ZM246 42L248 43V41H246ZM8 43H9V42H8ZM10 43H11V42H10ZM20 43H21V42H20ZM39 43H41V42H39ZM54 43H55V42H54ZM72 43H73V42H72ZM94 43H95V42H94ZM104 43H105V42H104ZM122 43H123V42H122ZM130 43H131V42H130ZM159 43H160V42H159ZM166 43H167V42H166ZM178 43H179V42H178ZM193 43H194V42H193ZM193 43L191 42V44H193ZM205 43H206V41H205ZM209 43H210V42H209ZM219 43H220V41H219ZM219 43H217V44L219 45ZM12 44H13V43H12ZM23 44H24V43H23ZM28 44H30V42H29ZM37 44H38V43H37ZM62 44H63V43H62ZM75 44H76V43H75ZM86 44H87V43H86ZM90 44H91V43H90ZM106 44H107V43H106ZM115 44H117V43H115ZM123 44H124V43H123ZM125 44H126V42H125ZM125 44H124V45H125ZM148 44H149V43H148ZM150 44H151V43H150ZM220 44H221V43H220ZM228 44H229V43H228ZM243 44H244V43H243ZM261 44H262V43H261ZM261 44H260V43H259L258 45L256 44V45H257L256 47H254V44H251V46H250V50H256L255 52H257V55H255V56L257 57L258 62L260 61V60H259L260 57L263 58L262 52L259 53L260 50H261ZM0 45H1V43H0ZM26 45H27V44H26ZM51 45H52V44H51ZM56 45H57V44H56ZM56 45H55V46H56ZM65 45H66V44H65ZM68 45H69V44H68ZM91 45H92V44H91ZM91 45H90V46H91ZM97 45H98V44H97ZM101 45L103 46V44H101ZM152 45H153V43H152ZM154 45H155V43H154ZM193 45H195V44H193ZM203 45H204V44H202V46H203ZM210 45H211V44H210ZM231 45H232V44H231ZM233 45H234V44H233ZM237 45H239V43H237ZM241 45H242V44H241ZM4 46H5V45H4ZM20 46H21V45H20ZM35 46H36V45H35ZM40 46H41V44H40ZM42 46H43V44H42ZM42 46H41V47H42ZM61 46H63V45H61ZM80 46H81V45H80ZM88 46H89V44H88ZM125 46H127V45H125ZM128 46H129V45H128ZM128 46H127V47H128ZM130 46H131V45H130ZM133 46H134V45H133ZM136 46H137V43H136ZM149 46H150V45H149ZM149 46H148V47H149ZM189 46H190V43H189ZM191 46H192V45H191ZM195 46H196V45H195ZM202 46H200L199 48H202ZM207 46H208V45H207ZM223 46H224V45H223ZM263 46H264V44H262V47H263ZM6 47H7V46H6ZM12 47H13V46H12ZM15 47H17V45H16ZM22 47H24V46H22ZM36 47H37V46H36ZM48 47H49V46H48ZM67 47H68V46H67ZM71 47H72V46H71ZM75 47H76V46H75ZM83 47H84V46H83ZM83 47H82V48H83ZM99 47H100V45H99ZM104 47H106V45H104ZM114 47H116V46H114ZM120 47H121V46H120ZM120 47H119V49H121ZM122 47H123V46H122ZM159 47H160V46H159ZM168 47H170V46L168 45ZM175 47H176V46H175ZM203 47H204V46H203ZM210 47H211V46H210ZM215 47H216V46H215ZM228 47H229V46H228ZM232 47H233V46H232ZM239 47H240V46H239ZM248 47H249V46H248ZM7 48H8V47H7ZM39 48H40V47H38V50H39ZM59 48L62 49V47H59ZM85 48H86V47H85ZM88 48H90V47H87V49H88ZM106 48L109 49L108 46H107ZM139 48H140V47H139ZM142 48H143V47H142ZM160 48H161V47H160ZM188 48H189V47H188ZM194 48H195V47H194ZM196 48H197V47H196ZM213 48H214V47H213ZM223 48H224V47H223ZM244 48H245V46H244ZM4 49H5V48H4ZM28 49H29V48H28ZM50 49H52V50L49 51V48H46V47L44 46V47L42 48L43 54H44L45 51H48V52L56 51V48L53 49V48L51 47ZM57 49H58V48H57ZM66 49H67V48H66ZM87 49H85V52H87V51H86ZM91 49H92V47H91ZM119 49H118V51H119ZM122 49H123V48H122ZM129 49H130V48H129ZM131 49H132V48H131ZM131 49H130V50H131ZM164 49H165V47H164ZM209 49H211V48H209ZM214 49H215V48H214ZM217 49H218V48H217ZM217 49H216V51H217ZM219 49H220V47H219ZM221 49H222V48H221ZM231 49H232V48H231ZM231 49H230V50H231ZM235 49H236V48H234V50H235ZM237 49H239V48L237 47ZM237 49H236V50H237ZM240 49H241V48H240ZM240 49H239V50H240ZM246 49H247V47H246ZM246 49H244V50H242V51H245ZM8 50H9V49H8ZM19 50H20V49H19ZM83 50H84V49H83ZM109 50L111 51V48H110ZM114 50H115V49H114ZM133 50H134V49H133ZM145 50H146V48H145ZM147 50H148V49H147ZM150 50H151V46H150ZM150 50H149V51H150ZM152 50H154V49L152 48ZM176 50H177V49H176ZM192 50H194V49H192ZM201 50H202V49H201ZM204 50H205V49H204ZM206 50H207V49H206ZM206 50H205V51H206ZM225 50H226V49H225ZM236 50H235V51H236ZM263 50H264V49H263ZM9 51H10V52H9ZM9 51H7V50L5 49L4 54H5L6 56H7V55L10 56L11 50H9ZM12 51H13V50H12ZM25 51H26V50H25ZM25 51H24V52H25ZM27 51H28V50H27ZM34 51H35V50H34ZM59 51H60V50H59ZM61 51H62V50H61ZM66 51H67V50H66ZM92 51L95 52V50H92ZM102 51H103V50H102ZM104 51H105V50H104ZM123 51H124V50H123ZM155 51H157V50H155ZM167 51H168V50H167ZM183 51H184V50H183ZM228 51H229V50H228ZM231 51H232V50H231ZM246 51H247V50H246ZM258 51H259V52H258ZM261 51H262V50H261ZM2 52H3V51H2ZM2 52H1V53H2ZM17 52H18V51H17ZM39 52H40V51H38V52H34L33 54H31V53L29 52L31 55H27V52H25L24 54H21V55H20V57H21V56H24V57H30V56H31V58H29V60L32 59V60H34V61L36 62V63H35V67H34V68L36 69V70H35L36 72L33 70V71L35 72V75H36V76L38 75V70L41 69V68H43L42 59H41V58H38V57H41L40 54H39ZM74 52H75V51H74ZM96 52H97V51H96ZM100 52H101V51H100ZM100 52H99V53H100ZM132 52H133V51H132ZM139 52H140V51H139ZM145 52H146V51H145ZM186 52H187V51H186ZM203 52H204V51H203ZM224 52H226V51H223V53H224ZM252 52H253V51H252ZM14 53L16 54V51H14ZM64 53H66V52L64 51ZM68 53H69V52H68ZM75 53H76V52H75ZM77 53H79V52H77ZM88 53H90V52H88ZM101 53H102V52H101ZM106 53H108V52L106 51ZM116 53H117V52H116ZM125 53H126V51H125ZM127 53H128V51H127ZM143 53H144V51H143ZM157 53H158V52H157ZM162 53H165V52H162ZM168 53H169V52H168ZM194 53H195V52H194ZM204 53H205V52H204ZM209 53H210V52H209ZM209 53H208V54H209ZM220 53H221V50H220ZM238 53H239V52H238ZM244 53H246V52H244ZM4 54H3V55H4ZM91 54H92V53H91ZM122 54H123V52H122ZM136 54H137V53H136ZM138 54H139V53H138ZM140 54H142V53H140ZM145 54H146V53H145ZM153 54H154V53H153ZM153 54H151V55H153ZM155 54H156V53H155ZM159 54H161V53H159ZM170 54H171V53H170ZM173 54H174V53H173ZM197 54H198V53H197ZM206 54H207V53H206ZM230 54H232V52H231ZM240 54H241V51H240ZM247 54H248V53H247ZM247 54H246V55H247ZM253 54H254V53H253ZM48 55L50 56V55H52V53L46 54L45 56L42 55L44 61H46V60L48 59V58H46ZM53 55H54V54H53ZM57 55H58V54H56L55 56L57 57ZM67 55H68V54H67ZM67 55H66V56H67ZM70 55H71V54H70ZM99 55H100V54H99ZM107 55H108V54H107ZM109 55H110V54H109ZM119 55H120V54H119ZM143 55H144V54H143ZM149 55H150V54H149ZM168 55H169V54H168ZM204 55H205V54H204ZM215 55H216V54H215ZM219 55H220V54H219ZM226 55H227V54H226ZM248 55H249V54H248ZM6 56H5V57H6ZM9 56H7V57L9 58ZM12 56H13V54L11 55V57H12ZM15 56H16V55H15ZM58 56H59V55H58ZM82 56H83V55H82ZM87 56H88V55H87ZM95 56H96V54H95ZM97 56H98V55H97ZM97 56H96V58H98ZM105 56H106V55H105ZM123 56H124V55H123ZM132 56H133V55H132ZM155 56H157V55H155ZM166 56H167V55H166ZM198 56H199V54H198ZM217 56H218V55H217ZM227 56H228V55H227ZM230 56H232V55H230ZM236 56H237V55H236ZM240 56H242V55H240ZM240 56H239V57H240ZM244 56H245V54H244ZM244 56H243V57H244ZM250 56H251V52H250ZM7 57H6V58H7ZM11 57H10V58H11ZM80 57H81V56H80ZM92 57H93V56H92ZM117 57H118V56H117ZM134 57H135V56H134ZM136 57H137V56H136ZM136 57H135V58H136ZM142 57H143V56H142ZM148 57H149V56H148ZM158 57H159V56H158ZM160 57L162 58L163 55L160 56ZM218 57H219V56H218ZM237 57H238V56H237ZM243 57H240V58H243ZM246 57H247V56H246ZM252 57H253V56H252ZM252 57H251V58H252ZM256 57H255V58H256ZM2 58H3V57L1 56V59H2ZM8 58H7V59H8ZM10 58L8 59V60H9L8 63H12V61H13V60L10 59ZM21 58H22V57H21ZM59 58H60V57H59ZM74 58H75V56H74ZM84 58H86V57H84ZM109 58H110V57H109ZM124 58H125V57H124ZM138 58H139V56H138ZM140 58H141V57H140ZM149 58H150V57H149ZM151 58H152V57H151ZM176 58H177V57H176ZM191 58H192V57H191ZM198 58H199V57H198ZM216 58H217V57H215L214 60H215ZM221 58H222V57H221ZM229 58H230V57H229ZM232 58H233V56H232ZM1 59H0V60H1ZM7 59H6V60H7ZM17 59H18V58H17ZM60 59H61V58H60ZM66 59H67V57H66ZM75 59H76V58H75ZM82 59H83V58H82ZM87 59H88V58H87ZM120 59H121V58H119V61H120ZM146 59H148V58H146ZM156 59H158V58L156 57ZM159 59H160V58H159ZM172 59H173V58H172ZM193 59H194V57H193ZM193 59H192V60H193ZM195 59H196V58H195ZM205 59H206V56H205ZM212 59H213V58H212ZM217 59H218V58H217ZM248 59H249V58H248ZM3 60H4V59H3ZM32 60H31V62H32ZM62 60H63V59H62ZM84 60H85V59H84ZM91 60H92V59H91ZM140 60H143V59H140ZM152 60H153V59H152ZM162 60H163V59H162ZM175 60H176V59H175ZM202 60H204V59H202ZM209 60H210V59H209ZM219 60H220V59H219ZM222 60L225 61V58L222 59ZM230 60H233V59H230ZM244 60H245V59H244ZM25 61H26V60H25ZM48 61H49V60H48ZM52 61H53V58H52ZM52 61H50V62H52ZM55 61H56V60H55ZM95 61H96V60H94L93 62H95ZM104 61H106V60H104ZM107 61H109V60H107ZM116 61H117V60H116ZM116 61L114 60V62H116ZM119 61H118V62H119ZM130 61H131V60H130ZM133 61H134V60H133ZM135 61H136V59H135ZM148 61H149V60H148ZM159 61H161V60H159ZM171 61H172V60H171ZM177 61H178V60H177ZM224 61H223V62H224ZM241 61H242V59H241ZM246 61L248 62L247 59H246ZM250 61H251V59H250ZM253 61H254V60H253ZM253 61H252V62H253ZM29 62H30V61H29ZM57 62H58V61H57ZM68 62H69V61H68ZM98 62H99V60L97 61V63H98ZM118 62H117V63H118ZM145 62H146V61H145ZM145 62H143V64H144ZM157 62H158V61H157ZM157 62H156V63H157ZM166 62H167V61H166ZM166 62H163V63H166ZM180 62H182V61H180ZM192 62H193V61H192ZM192 62H191V63H192ZM209 62H210V61H209ZM220 62H221V60H220ZM220 62H219V63H220ZM238 62H240V61H238ZM247 62H246V64H248ZM255 62L258 63L257 61H255ZM255 62H254V63H255ZM48 63H49V62H48ZM64 63H65V62H64ZM79 63H80V62H79ZM90 63H92V62H90ZM97 63H96V64H97ZM108 63H110V61H109ZM129 63H130V62H129ZM131 63H132V62H131ZM147 63H148V62H147ZM147 63H146V64H147ZM149 63H150V62H149ZM153 63H154V62H153ZM158 63H159V62H158ZM193 63H195V62H193ZM212 63H213V62H212ZM224 63L226 64L227 62H224ZM243 63H244V62H243ZM243 63H241V64H243ZM254 63H253V64H254ZM21 64H22V62H21ZM23 64H24V63H23ZM52 64H53V62H52ZM52 64H51V65H52ZM65 64H67V63H65ZM68 64H69V63H68ZM70 64H72V63H70ZM70 64H69V66L71 67ZM77 64H78V63H77ZM93 64H95V63H93ZM104 64H105V63H104ZM173 64H174V63H173ZM200 64L203 65L204 62H203V63H200ZM225 64H224V65H225ZM228 64H229V66H231L232 63H231V64L228 63ZM250 64H251V63H249V65H250ZM0 65H2V64H0ZM6 65H8V64H6ZM13 65H14V64H13ZM13 65H12V66H13ZM33 65H34V63H33ZM33 65H32V66H33ZM53 65H55V64H53ZM59 65H60V64H59ZM63 65H64V64H63ZM63 65H62V66H63ZM86 65H87V64H86ZM89 65H91V64H89ZM111 65H112V67H113V64H112V63H111ZM130 65H131V64H130ZM132 65H134V62H133ZM137 65H138V64H137ZM137 65L135 64L134 67H135V66L137 67ZM139 65H140V64H139ZM139 65H138V66H139ZM156 65H157V64H156ZM160 65H163V64L161 63ZM182 65H183V64H182ZM192 65L194 66V65H197V64H192ZM192 65H191V66H192ZM210 65H212V64H210ZM218 65H219V64H216V63H215V66H218ZM221 65H222V62H221ZM221 65H220V66H221ZM232 65H233V64H232ZM249 65H248V67H249L248 69H250V66H249ZM251 65H252V64H251ZM3 66H5V65H3ZM3 66H2V68H3ZM8 66H9V65H8ZM16 66H18V65H16ZM22 66H23V65H22ZM45 66H46V65H45ZM98 66H99V65H97V67H98ZM105 66H106V65H105ZM115 66H116V65H114V67H115ZM125 66H127V65H125ZM128 66H129V65H128ZM144 66H145V65H144ZM203 66H204V65H203ZM220 66H219V67H220ZM225 66H226V65H225ZM233 66H234V65H233ZM0 67H1V66H0ZM25 67H26V66H25ZM64 67H65V66H64ZM87 67H88V66H87ZM94 67H96V66L93 65V68H94ZM97 67H96V68H97ZM101 67H102V66H101ZM118 67H119V65H118ZM139 67H140V66H139ZM139 67H138V68H139ZM154 67H155V66H154ZM159 67H160V66H159ZM175 67H176V66H175ZM186 67H187V66H186ZM223 67H224V66H223ZM235 67H236V65H235ZM235 67H234V68H235ZM237 67H238V66H237ZM255 67H257V66H255ZM4 68H5V67H4ZM19 68H20V67H19ZM26 68H27V67H26ZM45 68H46V67H45ZM48 68H49V67H48ZM48 68H47V69H48ZM50 68H52V67H50ZM50 68H49V69H50ZM54 68H55V67H54ZM73 68H74V67H73ZM79 68H80V67H79ZM83 68H84V67H83ZM83 68H82V69H83ZM91 68H92V67H91ZM106 68H107V67H106ZM106 68H105L104 70H106ZM110 68H111V66H110ZM115 68H116V67H115ZM119 68H120V67H119ZM127 68H130V67H127ZM132 68H133V67H132ZM138 68H137V69H138ZM140 68H141V67H140ZM148 68H149V67H148ZM167 68H168V67H167ZM194 68H196V69H198V70L201 69L199 66H194ZM204 68H206V67H204ZM210 68H211V67H210ZM221 68H222V66H221ZM226 68H227V66H226ZM228 68H230V67H228ZM234 68H232V69H234ZM239 68H240V67H239ZM11 69H12V70L14 69L13 71L16 70L15 67H14V68H11ZM22 69H23V68H22ZM61 69H62V68H61ZM74 69H75V68H74ZM88 69H89V67H88ZM88 69H87V72H88ZM121 69H122V68H121ZM121 69H119V70H121ZM125 69H126V68H125ZM133 69H135V68H133ZM151 69H152V68H151ZM176 69H177V68H176ZM182 69H183V68H182ZM192 69H193V67H192ZM196 69H195V70H196ZM208 69H209V68H208ZM236 69H237V68H236ZM242 69H243V68H242ZM251 69H252V67H251ZM251 69H250V71H251ZM0 70L2 71L3 69H0ZM27 70H28V69H27ZM44 70H45V69H44ZM53 70H54V69H53ZM76 70H77V69H76ZM78 70H79V69H78ZM93 70H94V69H93ZM100 70H101V69H100ZM107 70H108V69H107ZM107 70H106V71H107ZM112 70H113V69H112ZM126 70H128V69H126ZM139 70H140V69H139ZM139 70H138V71H139ZM145 70H146V69H145ZM157 70H158V67H157ZM168 70H169V69H168ZM180 70H181V69H180ZM190 70H191V68H190ZM193 70H194V69H193ZM213 70H214V68H213ZM215 70H216V69H215ZM220 70H221V69H220ZM239 70H240V69H239ZM239 70H238V71H239ZM245 70H246V69L244 68L243 71H245ZM255 70L257 71V70H261V69H258V68H257V69H255ZM255 70L252 71V73L255 72ZM55 71H56V70H55ZM71 71H72V69H71ZM84 71H85V70H84ZM117 71H118V70H117ZM128 71H130V70H128ZM128 71H126L125 73L128 74ZM146 71H147V70H146ZM160 71H161V70H160ZM165 71H167V70H165ZM165 71L163 70V72H165ZM203 71H204V70H203ZM216 71H217V70H216ZM230 71H231V69H230ZM235 71H236V70H235ZM2 72H3V71H2ZM41 72H42V71H41ZM59 72H60V71H59ZM103 72H104V71H103ZM111 72H112V71H111ZM142 72H144V71L141 69V72H139V73H142ZM158 72H159V71H158ZM171 72H172V71H171ZM188 72H189V71H188ZM190 72H191V71H190ZM197 72H198V71H197ZM201 72H202V71H201ZM201 72H199V73H201ZM207 72H208V71H207ZM207 72H206V73H207ZM210 72H211V71H210ZM217 72H218V71H217ZM228 72H229V71H228ZM228 72H227V73H228ZM241 72H242V71H241ZM246 72H248V71H246ZM260 72H261V71H260ZM260 72H258V73H260ZM12 73H13V72H12ZM14 73H15V72H14ZM24 73H25V72H24ZM27 73H28V72H27ZM44 73H45V71H44ZM51 73H53V72H51ZM66 73H67V72H66ZM74 73H75V72H74ZM77 73H78V72H76V74H77ZM90 73H91V72H90ZM95 73H96V72H95ZM100 73L102 74V72H100ZM115 73H116V72H115ZM134 73H138V72H134ZM151 73H152V72H151ZM172 73H173V72H172ZM184 73H185V72L183 71V74H184ZM191 73H192V72H191ZM214 73H215V72H214ZM221 73H222V72H221ZM230 73H232V71H231ZM234 73H235V72H234ZM238 73L240 74V72H238ZM42 74H43V72H42ZM46 74H47V72H46ZM59 74H60V73H59ZM68 74H69V73H68ZM118 74H119V75H118ZM118 74H117V76L115 75V76H116V79L114 78V77H115V76H114V77H112L110 80H108V79H109L108 77H111V76H107L108 79H107V78H102L101 81H97V80L94 81L95 78H94V80H91V78H90L89 81H91V84H92V85L88 86L87 88L85 87V92H86V91H88V92H89V91H92V92H93V91H97V93H98V91H99V93H100V92H101V93L106 92V93H108L109 95H111V94L113 93V91L118 90V87H117V89H115V90L113 89L115 86H117V85L119 84V83H117L116 81L119 80V82H121L122 79H123V77H124V76H121V75H120V74H122V73H118ZM163 74H164V73H163ZM181 74H182V73H181ZM209 74H210V73H209ZM228 74H229V73H228ZM250 74H251V72H250ZM253 74H254V73H253ZM253 74H252V75H253ZM5 75H6V74H5ZM9 75H10V73H9ZM15 75H16V74H15ZM20 75H21V76H25V75H23L22 72L20 73ZM48 75H49V74H48ZM90 75H92V74H90ZM109 75H110V74H109ZM123 75H124V72H123ZM129 75H130V74H129ZM133 75H134V74H133ZM137 75H138V74H137ZM137 75H136L135 77H137ZM146 75H147V74H146ZM146 75H145V76H146ZM151 75H152V74H151ZM166 75H167V74H166ZM176 75H177V73H176ZM176 75H175V76H176ZM179 75H180V74H179ZM202 75H203V74H202ZM218 75H219V74H218ZM220 75H221V74H220ZM222 75H223V74H222ZM222 75H221V76H222ZM224 75H225V74H224ZM230 75H232V74H230ZM234 75H235V74H234ZM3 76H4V75H3ZM10 76H11V75H10ZM41 76H42V75H41ZM43 76H44V75H43ZM60 76L62 77V80H64V81L66 82V79H67L66 76H68V75H65L64 71L62 72V74H61ZM70 76H71V74H70ZM78 76H80V75H78ZM78 76H77V77H74V75H73L74 78H73L72 80H73V81H76V80L78 79ZM85 76H87V74H85ZM88 76H89V74H88ZM88 76H87V77H88ZM92 76H93V75H92ZM104 76H105V75H104ZM112 76H113V75H112ZM148 76H149V75H148ZM148 76H147V78H148ZM153 76H154V75H153ZM157 76H158V75H157ZM163 76H164V75H163ZM168 76H169V75H168ZM168 76H167V78H168ZM180 76H181V75H180ZM183 76H184V75H183ZM183 76H181V77H183ZM205 76H206V74H205ZM207 76H208V75H207ZM212 76H214V75L212 74ZM228 76H229V75H228ZM237 76H238V74H237ZM237 76H236V77H237ZM250 76H251V75H250ZM1 77H2V76H1ZM7 77H8V76H7ZM11 77H12V76H11ZM56 77H58V72H57V71H56ZM61 77H59V78H61ZM71 77H72V76H71ZM90 77H91V76H90ZM94 77L98 78L97 75L94 76ZM130 77H131V76H130ZM135 77H134V78H135ZM138 77H139V76H138ZM160 77H161V76H160ZM173 77H174V76H173ZM187 77H189V75H187ZM193 77H194V76H193ZM208 77H209V76H208ZM230 77H232V76H230ZM238 77H239V76H238ZM253 77H254V75H253ZM21 78H22V77H21ZM24 78H25V77H24ZM37 78H39V77H37ZM44 78H45V77H44ZM69 78H70V77H69ZM79 78H80V77H79ZM99 78H101V77L99 76ZM128 78H129V77H128ZM131 78H132V77H131ZM140 78H141V77H140ZM145 78H146V77H145ZM149 78H151V76H150ZM155 78H156V77H155ZM163 78H164V77H163ZM174 78H175V77H174ZM202 78H203V77H202ZM214 78H215V77H214ZM218 78H220V77L215 78V80L217 81ZM228 78H229V77H228ZM232 78H234V76H233ZM4 79H5V78H3V81H4ZM11 79H12V78H11ZM16 79H17V77H16ZM39 79H40V78H39ZM41 79H43V77H42ZM45 79H46V78H45ZM82 79H83V78H82ZM137 79H138V78H137ZM152 79H154V78H152ZM158 79H159V78H158ZM177 79H178V78H177ZM177 79H176V80H177ZM179 79H181V78H179ZM204 79H205V78H204ZM209 79H210V78H209ZM221 79H224V78H221ZM248 79H249V78H248ZM250 79H252V78H250ZM5 80H6V79H5ZM17 80H18V79H17ZM19 80H21V79H19ZM46 80H47V79H46ZM79 80L81 81V79H79ZM84 80H85V79H84ZM84 80H83V81H84ZM98 80H99V79H98ZM111 80H112V81H111ZM133 80H134V79H133ZM138 80H140V79H138ZM156 80H157V79H156ZM174 80H175V79H174ZM184 80H185V78H184ZM197 80H198V79H197ZM212 80H213V79H212ZM1 81H2V80H1ZM14 81H15V80H13V82H14ZM22 81H23V82H22L21 84H22V86H23L24 88L21 86V87H20V88H21L20 90L17 89L18 91L16 90V88L13 89V91H12L7 97L4 96L6 99L0 97V124H2V126H3V124H10V122H8L7 120L12 119L13 117L16 118V122L18 121V118L21 119V116H24V117H25V115H23V114H26L25 112H26L27 106H24V107L26 108V109H25V108L23 107V105H21V104H26V103H27V100H26L27 97H30V98H31V97H33V95H36V94L38 95V93H37V92H38V86H42V84H39V83L36 82V77H35L34 75H31L30 73H29L28 76L25 78V80H22ZM37 81H39V80H37ZM42 81H43V80H42ZM67 81H68V79H67ZM77 81H78V80H77ZM163 81H164V79H163ZM165 81H166V80H165ZM179 81H180V80H179ZM186 81H187V83H190V82H188V80H186ZM201 81H202V80H201ZM203 81H204V80H203ZM203 81H202V82H203ZM249 81H250V80H249ZM262 81H264V80H262ZM7 82H8V81H7ZM13 82H12V83H13ZM18 82H19V81H18ZM44 82H45V81H44ZM69 82H70V81H69ZM114 82H116V83L113 84ZM126 82H127V79H126ZM134 82H135V81H134ZM158 82H159V81H158ZM161 82H162V81H161ZM161 82H160V83H161ZM173 82H175V81H173ZM176 82H177V81H176ZM182 82H183V81H182ZM198 82H199V81H198ZM205 82H206V81H205ZM207 82H208V81H207ZM210 82H211V81H209L208 83H210ZM226 82H227V81H226ZM253 82H254V81H253ZM0 83H1V82H0ZM41 83H42V82H41ZM56 83H57V81H56ZM61 83H62V82H61ZM87 83H89V82H87ZM130 83H131V80H130ZM139 83H140V82H139ZM156 83H157V82H156ZM191 83H192V82H191ZM200 83H201V82H200ZM208 83H207V84H208ZM215 83L217 84V82H215ZM219 83H220V82H219ZM233 83H234V82H233ZM245 83H246V82H245ZM247 83L250 84V82H247ZM247 83H246V84H247ZM251 83H252V81H251ZM10 84H11V81H10ZM16 84H17V82H16ZM21 84H20V85H21ZM49 84H50V82H49ZM59 84H60V83H59ZM74 84H75V83H74ZM82 84H83V83H82ZM121 84H122V87H123V83H121ZM125 84H126V83H125ZM147 84H148V83H147ZM164 84H165V83H164ZM164 84H162V85H164ZM166 84H167V83H166ZM172 84H173V83H172ZM175 84H176V83H175ZM177 84H178V83H177ZM179 84H180V83H179ZM196 84H197V83H196ZM201 84L203 85V83H201ZM205 84H206V83H205ZM207 84H206V85H207ZM228 84H229V83H228ZM239 84H240V83H239ZM249 84H248V85H249ZM87 85H89V84H87ZM128 85H130V84H128ZM131 85H132V84H131ZM144 85H145V84H144ZM162 85H161V86H162ZM188 85H189V84H188ZM191 85H192V84H191ZM191 85H190V86H191ZM213 85H214V84H213ZM223 85H224V84H223ZM241 85H243V84H241ZM251 85H252V84H251ZM251 85H250V86H251ZM4 86H5V85H4ZM9 86H11V85H9ZM9 86H7V87H9ZM12 86H13V85H12ZM12 86H11V87H12ZM17 86H18V85H17ZM76 86H77V85H76ZM134 86H135V85H134ZM134 86H133V87H134ZM141 86H142V85H141ZM155 86H156V85H155ZM158 86H159V85H158ZM166 86H167V85H165V87H163V88H166ZM185 86H186V85H185ZM230 86H231V85H230ZM5 87H6V86H5ZM13 87H14V86H13ZM44 87H46V86H44ZM54 87H55V86H54ZM57 87H58V86H57ZM63 87H64V84H63ZM135 87H138V86H135ZM153 87H154V86H153ZM167 87H168V86H167ZM175 87H176V86H175ZM177 87H178V86H177ZM182 87H183V86H182ZM200 87H204V86H200ZM205 87H206V86H205ZM220 87H221V85H220ZM242 87H243V86H242ZM244 87H245V86H244ZM244 87H243V88H244ZM253 87H254V86H253ZM17 88H18V87H17ZM22 88H23V89H22ZM46 88H47V87H46ZM80 88H82V87H80ZM94 88H97V89L94 90ZM115 88H116V87H115ZM126 88H127V87H126ZM128 88H129V87H128ZM142 88H144V87L142 86ZM146 88H147V87H146ZM150 88H151V87H150ZM188 88H189V87H188ZM193 88H194V87H193ZM211 88L213 89L214 87H212V85H211ZM221 88H223V87H221ZM238 88H239V87H238ZM251 88H252V87H251ZM0 89H1V86H0ZM65 89H66V87H65ZM78 89H79V88H78ZM119 89H121V88H119ZM135 89H136V88H135ZM147 89L149 90V87H148ZM151 89H152V88H151ZM173 89H174V88L172 87V90H173ZM178 89H179V88H178ZM189 89H190V88H189ZM209 89H210V87H209ZM219 89H220V88H219ZM223 89H225V88H223ZM227 89H228V88H227ZM244 89H245V88H244ZM254 89H255V87H254ZM48 90H50V89H48ZM48 90H47V91H48ZM53 90H54V89H53ZM67 90H68V88H67ZM80 90H81V89H80ZM122 90H124V89H122ZM137 90L139 91V89H137ZM141 90H142V89H141ZM161 90H163V89H161ZM192 90H193V89H192ZM192 90H191V91H192ZM198 90H199V89H198ZM213 90H215V89H213ZM221 90H222V89H221ZM230 90H231V89H230ZM250 90H253V88L250 89ZM250 90H248V91H250ZM1 91H2V89H1ZM76 91H77V90H76L75 87H74V88H73V87H70L69 90H68L67 92H71V94H74ZM83 91H84V90H83ZM83 91H82V92H83ZM130 91H131V89H130ZM138 91H136L137 94H138ZM167 91H168V89H167ZM167 91H166V92H167ZM170 91H171V90H170ZM178 91H179V90H178ZM189 91H190V90H189ZM189 91H188V93H189ZM191 91H190V92H191ZM194 91H195V89H194ZM196 91H197V90H196ZM196 91H195V92H196ZM210 91H212V90L210 89ZM216 91H217V90H216ZM225 91H226V90H225ZM228 91H229V90H228ZM245 91H246V90H245ZM254 91H255V90H254ZM2 92L4 93V91H2ZM5 92H6V91H5ZM40 92H41V91H40ZM40 92H39V93H40ZM42 92H43V91H42ZM63 92H64V91H63ZM77 92H79V91H77ZM85 92H84V93H85ZM118 92H119V91H118ZM142 92H143V91H142ZM142 92H141V93H142ZM157 92H159V91H157ZM183 92H185V91H183ZM195 92H194V93L192 92V93L195 94ZM214 92H215V91H214ZM217 92H218V91H217ZM235 92H237V91H235ZM239 92H240V91H239ZM261 92H262V91H261ZM80 93H81V91H80ZM114 93H116V91H115ZM114 93H113V94H114ZM127 93L129 94L128 90H127ZM139 93H140V92H139ZM168 93H169V92H168ZM171 93H173V92H171ZM180 93H181V91H180ZM201 93H202V92H201ZM222 93H223V91H222ZM222 93H220V94H222ZM225 93H226V92H225ZM241 93H242V92H241ZM241 93H239V94H241ZM251 93H252V92H251ZM0 94H1V92H0ZM120 94H121V93H120ZM125 94H126V91H125ZM131 94H132V93H131ZM134 94H136V93H134ZM151 94H152V92H151ZM157 94H158V93H157ZM159 94H160V93H159ZM178 94H179V92H178ZM197 94H198V93H197ZM209 94H213V93H209ZM214 94H215V93H214ZM217 94H218V93H217ZM231 94H234V93L232 92ZM235 94H236V93H235ZM242 94H243V93H242ZM247 94H248V92H247ZM6 95H7V94H6ZM37 95H36V97H37ZM44 95H45V93H44ZM50 95H52V94H47L46 96H50ZM57 95H58V94H57ZM77 95H78V94H77ZM77 95H76V96H77ZM82 95H83V94H82ZM82 95H80V97H81ZM93 95H95V94H93ZM104 95H105V94H104ZM161 95H163V94H161ZM170 95H171V94H170ZM172 95H174V94H172ZM189 95H190V94H189ZM229 95H230V94H229ZM236 95L238 96V93H237ZM243 95H244V94H243ZM67 96H68V95H67ZM72 96H73V95H72ZM83 96L85 97V95H83ZM83 96H82V97H83ZM90 96H91V95H90ZM99 96H100V95H99ZM111 96H112V95H111ZM127 96H129V98H130V95H127ZM127 96L123 95V98H124V97L127 98ZM131 96H132V95H131ZM141 96H142V95H141ZM149 96H150V95H149ZM152 96H153V94H152ZM152 96H151V97H152ZM155 96H156V95H155ZM164 96H165V95H164ZM167 96H168V95H167ZM192 96H193V95H191V98H192ZM195 96H196V95H195ZM195 96H194V97H195ZM199 96H201V95H199ZM204 96L206 97V95H204ZM212 96H213V95H212ZM233 96H235V95H233ZM241 96H242V95H241ZM244 96H246V95H244ZM249 96H252V95H249ZM50 97H51V96H50ZM50 97H49V99H50ZM78 97H79V96H78ZM86 97H87V95H86ZM86 97H85V98H86ZM96 97H97V96H96ZM104 97H105V96H104ZM108 97L110 98V96H108ZM112 97H113V96H112ZM115 97H116V96H114V98H115ZM117 97H119V96H117ZM120 97H121V96H120ZM134 97H135V95H134ZM137 97H138V96H137ZM139 97H140V95H139ZM178 97H179V96H178ZM183 97H184V96H183ZM183 97H182V98H183ZM185 97H186V96H185ZM207 97H208V95H207ZM207 97H206V98H207ZM224 97H225V95H224ZM224 97H223V98H224ZM239 97H240V96H239ZM247 97H248V96H247ZM47 98H48V97H47ZM52 98H53V97H52ZM54 98H55V97H54ZM64 98H65V97H63V100H64ZM67 98H68V97H67ZM70 98H72V97H70ZM105 98H106V97H105ZM152 98H153V97H152ZM156 98H157V97H156ZM156 98H155V99H156ZM169 98H170V97H169ZM173 98L175 99V97H173ZM186 98H187V97H186ZM196 98H198V97H196ZM208 98H212V97L210 96V97H208ZM217 98H218V95H217L216 99H217ZM219 98H220V100H221V96H220ZM225 98H227V97H225ZM231 98H232V95H231ZM243 98H244V97H243ZM243 98H241V99H243ZM251 98H252V97H251ZM251 98H250V99H251ZM261 98L264 99V93H263V96H262ZM32 99H33V98H32ZM77 99H78V98H77ZM89 99H90V98H89ZM95 99H99V98L97 97V98H95ZM107 99H108V98H107ZM112 99H113V98H112ZM135 99H137V98H135ZM138 99H139V98H138ZM143 99H144V97H143ZM147 99H148V98H147ZM147 99H146V101H147ZM252 99H253V98H252ZM20 100H22V103H21V104H20ZM42 100H43V98H42ZM60 100H61V99H60ZM72 100H73V99H72ZM79 100H81V99H79ZM86 100H88V99H86ZM123 100H124V99H123ZM144 100H145V99H144ZM159 100H160V98H159ZM161 100H162V98H161ZM161 100H160V101H161ZM166 100H167V98H166ZM172 100H173V99H172ZM177 100H178V99H176L174 102H176ZM182 100H183V99H182ZM188 100H189V99H188ZM194 100H195V99H194ZM200 100H201V99H200ZM200 100H199V101H200ZM244 100L246 101L245 104H247V102H248L247 100H249V98H247V100H246V97H245ZM254 100H255V99H254ZM254 100H253V101H254ZM30 101H31V100H30ZM44 101H45V100H44ZM50 101H51V100H50ZM56 101H57V100H56ZM74 101H75V100H74ZM74 101H73V102H74ZM96 101H97V100H96ZM102 101H103V100H102ZM106 101H107V100H106ZM136 101H137V100H136ZM149 101H150V100H148V102H149ZM151 101H152V100H151ZM155 101H156V100H155ZM168 101H169V99H168ZM186 101H187V100H186ZM237 101H238V100H237ZM51 102H52V101H51ZM51 102H49V103H51ZM63 102H64V101H63ZM66 102H68V101L66 100ZM69 102H70V99H69ZM69 102L67 103V106L71 104V102H70V103H69ZM79 102H81V101H79ZM82 102H83V101H82ZM97 102H100V101H97ZM121 102H122V101H121ZM128 102H129V100H128ZM131 102H132V100H131ZM134 102H135V100H134ZM134 102L131 103V104H133V106L137 105V104L134 103ZM143 102H144V101H143ZM162 102H163V101H162ZM166 102H167V101H166ZM196 102H197V100H196ZM205 102H206V101H205ZM212 102H214V101H212ZM217 102H218V101H217ZM224 102H225V101H224ZM224 102L222 103L223 106H224ZM226 102H227V101H226ZM57 103H58V102H57ZM93 103H95V102H94V99H93ZM118 103H120V100H119ZM118 103H117V104H118ZM126 103H127V102H126ZM137 103L139 104V102H137ZM160 103H161V102H160ZM164 103H165V100H164ZM170 103H171V102H170ZM180 103H181V102H180ZM190 103H192V101H190ZM194 103H195V102H194ZM203 103H204V102H203ZM208 103H210V102H207V104H208ZM219 103H221V102H219ZM219 103H218V104H219ZM242 103L244 104V102H242ZM252 103H253V102H252ZM254 103H256V102H254ZM254 103H253V104H254ZM263 103H264V102H263ZM263 103H262V104H263ZM41 104H42V101H41ZM43 104H44V103H43ZM43 104H42V106H44ZM53 104L55 105V103H53ZM53 104H52V105L50 104V108H51V106L54 107ZM58 104H59V103H58ZM75 104H76V103H75ZM77 104H78V103H77ZM88 104H89V103H88ZM88 104H87V105H88ZM96 104H98V103H96ZM129 104H130V103H129ZM129 104H128V105L126 104V105H127L128 107H130ZM134 104H135V105H134ZM140 104H142V103H140ZM145 104H146V103H145ZM147 104H148V103H147ZM147 104H146V106H147ZM154 104H155V103H154ZM166 104H167V103H166ZM204 104H205V103H204ZM213 104H214V103H213ZM213 104H212V105H213ZM226 104H227V103H226ZM245 104H244V105H245ZM257 104H259V103L257 102ZM257 104H256V105H257ZM38 105H39V104H38ZM46 105H47V104H46ZM62 105H63V104H62ZM83 105H85V104H83ZM102 105H103V104H102ZM107 105H108V104H107ZM110 105H111V104H110ZM119 105L122 106L121 103H120ZM124 105H125V104H124ZM157 105H158V104H157ZM157 105H156V106H157ZM162 105H163V104L161 103V106H162ZM167 105H168V104H167ZM172 105H173V103H172ZM174 105H175V104H174ZM178 105H180V104H178ZM183 105H184V104H183ZM187 105H188V104H187ZM216 105H217V104H216ZM216 105H215V106H216ZM222 105H221V106H222ZM241 105H242V104H241ZM247 105H248V104H247ZM250 105H251V104L249 103V106H250ZM2 106H5V108L1 109ZM31 106H32V105H31ZM42 106H41L40 108H42ZM59 106H61V105H59ZM64 106H66V105H64ZM76 106H77V105H75V107H76ZM78 106H79V105H78ZM88 106H89V105H88ZM127 106H126V108H125L126 110H127ZM138 106H140V105H138ZM138 106H137V108H138ZM148 106L150 107V102H149V105H148ZM170 106H171V105H170ZM191 106H192V104H191ZM199 106H200V105H199ZM202 106H203V104L201 105V107H202ZM208 106H209V105H208ZM208 106H207V107H208ZM219 106H220V105H219ZM229 106L231 107V104H230ZM249 106H247V108H248ZM260 106H261V105H260ZM38 107H39V106H38ZM45 107H46V106H45ZM73 107H74V106H73ZM73 107H72V108H73ZM93 107H94V106H93ZM96 107H98V106H96ZM103 107H104V106H103ZM141 107H145V106H141ZM152 107H153V106H152ZM175 107H176V105H175ZM180 107H181V106H180ZM183 107H184V106H183ZM186 107H187V106H186ZM227 107H228V104H227ZM227 107H226V108H227ZM238 107H239V106H238ZM250 107H251V106H250ZM262 107H263V106H262ZM30 108H31V107H30ZM47 108H48V106H47ZM59 108H60V107H59ZM81 108H82V106H81ZM83 108H84V106H83ZM86 108H87V107H86ZM86 108H85V110H84L85 112H86ZM115 108H116V107H115ZM121 108H122V107H121ZM133 108H134V107H133ZM156 108H157V107H156ZM158 108L160 109L159 105H158ZM158 108H157V110H158ZM161 108H162V107H161ZM170 108H171V107H170ZM170 108H169V109H170ZM188 108H190V107L188 106ZM188 108H187V109H188ZM212 108H213V106H212ZM231 108H232V107H231ZM239 108H241V107H239ZM244 108H245V107H244ZM254 108H255V107H254ZM43 109H44V108H43ZM52 109H54V108H52ZM61 109H63V107H62ZM76 109H77V107H76ZM96 109H97V108H96ZM113 109H114V106H113ZM119 109H120V108H119ZM122 109H123V108H122ZM128 109H129V108H128ZM135 109H136V108H135ZM146 109H147V107H146ZM149 109H151V107H150ZM167 109H168V108H167ZM179 109H181V108H179ZM183 109H184V108H183ZM183 109H182V113H183ZM191 109H192V108H191ZM195 109H197V108H196V105H195ZM199 109H200V107H199ZM221 109H222V108H220V110H221ZM234 109H236V108H234ZM234 109H233V110H234ZM256 109H258V108L256 107ZM259 109H260V107H259ZM29 110H30V109H29ZM40 110H41V109H40ZM94 110H95V109H94ZM117 110H118V109H117ZM130 110H131V108H130ZM137 110H138V109H137ZM137 110H135V111H137ZM141 110H142V109H140L139 112H140ZM147 110H148V109H147ZM153 110H154V109H153ZM174 110H176V109H174ZM185 110H186V109H184V111H185ZM200 110H201V109H200ZM202 110H205V109H204V106H203V109H202ZM202 110H201V111H202ZM222 110H223V109H222ZM230 110H232V109H230ZM233 110H232V111H233ZM236 110H237V109H236ZM238 110H239V109H238ZM241 110H242V109H241ZM253 110H254V109H253ZM253 110H252V111H253ZM260 110H261V109H260ZM50 111H51V109H50ZM50 111H49V112H50ZM52 111H53V110H52ZM63 111H65V110H63ZM70 111H72V110H70ZM84 111H83V112H84ZM89 111H90V110H88V112H86V113H87V114H90ZM91 111H92V110H91ZM95 111H96V110H95ZM101 111H102V110H101ZM105 111H106V109H105ZM108 111H109V110H108ZM122 111H124V110H122ZM149 111H151V110H149ZM149 111H147V112H149ZM160 111H161V109H160ZM169 111H170V110H169ZM177 111H178V109H177ZM191 111H192V110H191ZM197 111H198V110H196V112H197ZM207 111L209 112V110H207ZM210 111H211V110H210ZM215 111H216V110H215ZM257 111H259V110H257ZM257 111H256V113H257ZM262 111H263V110H262ZM31 112H32V110H31ZM31 112H30V113H31ZM44 112H45V111H44ZM55 112H56V110H55ZM67 112H68V111H67ZM85 112H84V114H85ZM98 112H99V111H98ZM111 112H112V110H111ZM118 112H119V111H118ZM127 112L130 113L129 111H127ZM131 112H133V110H132ZM151 112H152V111H151ZM154 112H156V111H154ZM163 112H164V111H163ZM173 112H174V111L172 110V113H173ZM193 112H194V110H193ZM217 112H218V110H217ZM222 112H223V111H222ZM229 112H230V111H229ZM69 113H70V112H69ZM73 113H75V110H74ZM73 113H72V114H73ZM76 113H78V111H77ZM91 113H92V112H91ZM96 113H97V112H96ZM96 113L93 112V115L96 114ZM99 113H100V112H99ZM101 113H102V112H101ZM120 113H121V112H120ZM134 113H135V112H134ZM136 113H137V112H136ZM145 113H146V111H145ZM159 113H160V112H159ZM159 113H158V114H159ZM164 113H165V112H164ZM182 113H181V114H182ZM213 113H214V112H213ZM218 113H220V112H218ZM242 113H243V112H242ZM258 113H259V112H258ZM260 113H261V112H260ZM260 113H259V115H260ZM37 114H38V113H37ZM51 114H52V113H51ZM53 114H55V113H53ZM58 114L60 115L59 112H58ZM84 114H83V115H84ZM113 114H114V113H113ZM141 114H142V113H141ZM153 114H154V113H153ZM156 114H157V113H156ZM168 114H169V113H168ZM181 114H180V116H181ZM206 114H208V113H206ZM215 114L217 115L216 112L214 113V115H213V114H212V115L215 116ZM220 114H221V113H220ZM220 114H219V115H220ZM225 114H226V113H225ZM234 114H235V113H234ZM237 114H238V113H237ZM240 114H241V113H240ZM252 114H253V113H252ZM254 114H255V113H254ZM261 114H264V112H262ZM40 115H41V114H39V116H40ZM42 115L44 116V115H46V114H42ZM55 115H56V114H55ZM55 115H53V116H55ZM61 115H62V114H61ZM80 115H82V114H80ZM83 115L80 116V117L82 118ZM91 115H92V114H91ZM93 115H92V116H93ZM108 115H109V114H108ZM111 115H112V114H111ZM111 115H110V117H111ZM129 115H130V114H129ZM129 115H125V116L128 117ZM134 115H135V114H134ZM138 115H139V114H138ZM144 115H145V114H143V116H144ZM149 115H150V113H149ZM162 115H163V113L161 114V117H163ZM169 115H170V114H169ZM176 115H178L177 112H176ZM183 115H184V114H183ZM186 115H187V113H186ZM186 115H184V116H186ZM192 115H193V114H192ZM198 115H200V114H198ZM208 115H209V114H208ZM208 115H207V116H208ZM221 115H222V114H221ZM226 115H228V114H226ZM241 115H243V114H241ZM255 115L257 116V114H255ZM31 116H32V115H31ZM34 116H35V115H34ZM46 116H47V115H46ZM48 116H49V115H48ZM48 116H47V117H44V118L49 119L50 117L48 118ZM51 116H52V115H51ZM68 116H69V115H68ZM85 116H86V115H85ZM99 116H100V115H99ZM118 116L120 117L121 115H119V113H118ZM125 116H124V114L122 115V117H125ZM132 116H133V115H132ZM143 116H142V117H143ZM150 116H152V114H151ZM180 116H179V118L181 119ZM193 116H194V115H193ZM193 116H191V118H193ZM204 116H205V115H204ZM213 116H211V118H212ZM228 116H229V115H228ZM263 116H264V115H263ZM27 117H28V116H27ZM57 117L60 118V116H58V115H57ZM62 117H63V119H64V116H62ZM62 117H61V118H62ZM66 117H67V116H66ZM75 117H76V116H75ZM86 117H90V116L88 115V116H86ZM86 117H84V118H86ZM104 117H105V116H104ZM115 117H116V115H115ZM135 117H136V116H135ZM140 117H141V116H140ZM142 117H141V118H142ZM146 117H147V115H146ZM153 117H154V115L152 116V118H153ZM155 117H156V116H155ZM195 117H196V115L194 116V121L197 120ZM199 117H200V116H199ZM205 117H206V116H205ZM208 117H209V116H208ZM234 117H235V116H234ZM234 117H232V118L230 117V118L233 119ZM254 117H255V116H254ZM260 117L263 118L262 116H259V119H260V120H261ZM55 118H56V117H55ZM67 118H68V117H67ZM70 118H71V117H70ZM107 118H109V117H107ZM129 118H131V116H130ZM132 118H133V117H132ZM137 118H139V117H136V118H134V119H137ZM143 118H144V120L147 119V118H145V117H143ZM143 118H142V119H143ZM148 118H149V117H148ZM150 118H151V117H150ZM185 118H187V117H185ZM200 118H201V117H200ZM200 118H199V119H200ZM217 118L219 119V117H217ZM220 118H221V117H220ZM71 119H73V117H72ZM90 119H91V117H90ZM97 119H98V118H97ZM104 119H105V118H104ZM111 119L113 120V118H111ZM115 119H116V118H115ZM126 119H127V118H126ZM134 119H133V121H134ZM139 119H140V118H139ZM157 119H159V117H157L156 120H157ZM161 119H162V118H161ZM161 119H160V120H161ZM263 119H264V118H263ZM263 119L261 120L262 123L264 122ZM31 120H32V119H31ZM54 120H55V119H54ZM54 120H53V121H54ZM61 120H62V119H61ZM67 120H69V119H67ZM73 120H76V119H73ZM77 120H78V118H77ZM106 120H107V119H106ZM120 120H122V119H120ZM120 120H119V121H120ZM182 120H183V117H182ZM182 120H181V122H182ZM184 120H185V119H184ZM186 120H187V119H186ZM205 120H206V119H205ZM212 120H215V119H212ZM222 120H223V119H222ZM234 120H235V122H236V119H234ZM250 120H251V119H250ZM20 121H21V120H20ZM22 121H23V120H22ZM26 121H27V120H26ZM36 121H38V120H36ZM39 121H40V120H39ZM50 121H52V118H51ZM71 121H72V120H70V122H71ZM79 121H80V120H79ZM82 121H83V120H82ZM82 121H81V122H82ZM88 121H90V120L88 119ZM130 121H131V119H130ZM130 121L128 120V121H126V122L128 123V122H130ZM139 121H140V120H138V122H139ZM157 121H158V120H157ZM177 121H178V118H177ZM198 121H199V120H198ZM209 121H210V120H209ZM217 121H218V120H217ZM225 121H226V120H225ZM237 121H238V119H237ZM251 121H252V120H251ZM16 122H14V123H16ZM43 122H44V121H43ZM56 122H57V121H56ZM63 122H64V121H63ZM84 122H86V121H84ZM84 122H83V123H84ZM99 122H100V121H99ZM126 122H125V123H126ZM145 122H146V120H145ZM148 122L150 123V121H148ZM159 122H160V121H159ZM172 122H174V121H172ZM175 122H176V121H175ZM178 122H179V121H178ZM187 122H190V120H189V121L187 120ZM191 122H193V119H192ZM202 122H203V120H202ZM207 122H208V121H207ZM210 122H211V121H210ZM221 122H222V121H220V123H221ZM238 122H239V121H238ZM244 122H245V121H244ZM244 122H243V123H244ZM12 123H13V122H12ZM24 123H25V122H24ZM24 123H23V124H24ZM29 123H30V122H29ZM40 123H42V122H40ZM45 123H46V122H45ZM52 123H53V122H52ZM77 123H78V122H77ZM77 123H76V125H77ZM86 123H87V122H86ZM86 123H84V124H86ZM103 123H104V122H103ZM131 123H132V122H131ZM154 123H155V122H154ZM179 123H180V122H179ZM182 123H183V122H182ZM184 123H185V122H184ZM203 123H204V122H203ZM217 123H218V122H217ZM220 123H219V124H220ZM236 123H237V122H236ZM239 123H241V122H239ZM254 123H255V122H254ZM258 123H261V122H258ZM258 123H257V124H258ZM18 124H19V123H18ZM23 124H22V126H24ZM31 124H32V122H31ZM33 124H35L34 126H36V123H33ZM37 124H38V122H37ZM54 124H56V123H54ZM79 124H80V123H79ZM79 124H78V125H79ZM81 124H82V123H81ZM90 124H91V123H90ZM94 124H95V123H94ZM108 124H110V123H108ZM108 124H107V125H108ZM112 124H113V123H112ZM120 124H121V123H120ZM123 124H124V123H122V125H123ZM157 124H159V123L157 122ZM172 124H174V123H172ZM175 124H176V123H175ZM185 124H186V123H185ZM190 124H191V123H188V125H190ZM201 124H202V123H201ZM201 124H200V125H201ZM204 124H206V123H204ZM204 124H203V125H204ZM211 124H212V123H211ZM222 124H224V122H223ZM225 124H226V123H225ZM228 124H229V123H228ZM232 124H233V123H232ZM247 124H248V123H247ZM255 124H256V123H255ZM255 124H254V125H255ZM12 125H13V124H12ZM46 125H47V124H46ZM67 125H68V124H67ZM72 125H73V124H72ZM98 125H99V123H98ZM104 125H105V124H104ZM132 125H133V124H132ZM151 125H152V124H151ZM159 125H160V124H159ZM159 125H158V126H159ZM192 125H193V124H192ZM192 125H191V127H192ZM195 125H196V124H195ZM203 125H201V126H203ZM208 125H210V124H208ZM208 125H207V127H208ZM214 125H216V122H215ZM226 125H227V124H226ZM8 126H10V125H8ZM15 126H16V125H15ZM26 126H27V124H26ZM26 126H25V127H26ZM29 126H31V125H29ZM32 126H33V125H32ZM32 126H31V127H32ZM38 126H39V125H38ZM43 126H44V125H43ZM51 126H52V125H51ZM57 126H58V125H56V127H57ZM60 126H61V125H60ZM65 126H66V125H65ZM82 126H84V125H82ZM91 126H92V125H91ZM93 126H94V125H93ZM105 126H106V125H105ZM119 126H120V125H119ZM153 126L156 127V125H154V124H153ZM160 126H161V125H160ZM179 126H180V124H179ZM204 126H205V125H204ZM224 126H225V125H224ZM229 126H230V125H229ZM232 126H233V125H232ZM235 126H237V124H235ZM241 126H243V125H241ZM245 126H246V125H245ZM247 126H248V125H247ZM249 126H250V125H249ZM20 127H21V126H20ZM53 127H54V126H53ZM53 127H52V128H53ZM76 127H77V126H76ZM76 127H75V129H76ZM80 127H81V126H80ZM85 127H86V126H85ZM89 127H90V126H89ZM94 127H95V126H94ZM103 127H104V126H103ZM111 127H112V126H111ZM111 127L109 126V128H111ZM124 127H126V126H124ZM124 127H123V128H124ZM127 127H128V126H127ZM131 127H132V126H131ZM151 127H152V126H151ZM171 127H172V126H171ZM171 127H170V128H171ZM176 127H177V125H176ZM182 127H185V126L182 125ZM186 127H187V126H186ZM198 127H199V125H198ZM198 127H197V128H198ZM211 127H212V126H211ZM221 127H223V126L221 125ZM227 127H228V126H227ZM243 127H244V126H243ZM250 127L252 128V126H250ZM253 127H254V126H253ZM27 128H28V127H27ZM34 128H35V127H34ZM46 128H47V126H46ZM57 128H59V127H57ZM81 128H82V127H81ZM81 128H80V129H81ZM90 128H91V127H90ZM96 128H98V127H96ZM96 128H95V129H96ZM99 128H100V127H99ZM152 128H153V127H152ZM152 128H151V129H152ZM177 128H180V127H177ZM194 128H195V127H194ZM194 128H193V129H194ZM197 128H196V129H197ZM201 128H202V127H201ZM218 128H219V127H218ZM218 128H216V129H218ZM245 128H247V127H245ZM261 128H263V126H262ZM12 129H13V128H12ZM25 129H26V128H25ZM68 129H69V130L71 129V132L73 131V130H72V127H71V128L68 127ZM80 129H79V130H80ZM93 129H94V128H93ZM111 129H112V128H111ZM131 129H132V128H131ZM180 129H183V128H180ZM196 129H195V130H196ZM198 129H199V128H198ZM202 129H203V128H202ZM230 129H231V128H230ZM234 129L236 130V128H234ZM240 129H241V128H240ZM248 129H249V127H248ZM254 129H255V127H254ZM258 129H259V128H258ZM2 130H3V129H2ZM14 130H15V129H14ZM17 130H18V128H17ZM47 130H48V128H47ZM47 130H46V131H47ZM60 130H61V129H60ZM60 130H59V131H60ZM83 130H85V128H83ZM105 130H106V129H105ZM155 130H156V128H155ZM157 130H159V127H158ZM188 130L190 131V129H188ZM188 130H187V131H188ZM195 130H194V131H195ZM200 130H201V129H200ZM206 130H207V128H206ZM210 130H211V129H210ZM213 130H215V129H213V127H212V131H213ZM232 130H233V128H232ZM238 130H239V128H238ZM0 131H1V130H0ZM9 131H10V130H9ZM20 131H21V129H20ZM23 131H24V130H23ZM36 131H37V130H36ZM55 131H57V130H55ZM59 131L56 132V133H59ZM77 131H78V130H77ZM77 131H76V132H77ZM88 131H89V130H88ZM102 131H103V130H101V133H102ZM172 131H173V129H172ZM174 131H175V129H174ZM180 131H181V130H179V132H180ZM183 131H184V129H183L181 132H183ZM189 131H188V132H189ZM191 131H192V129H191ZM194 131H193V132H194ZM201 131H202V130H201ZM203 131H204V130H203ZM224 131H225V130H224ZM244 131H246V130H244ZM250 131H251V130H250ZM253 131H254V130H253ZM1 132H2V131H1ZM6 132H7V131H6ZM53 132H54V131H53ZM62 132H63V131H62ZM76 132H74V133H76ZM80 132H81V130L79 131V133H80ZM96 132H97V131H96ZM150 132L152 133V131H150ZM154 132L156 133V131H154ZM185 132H186V130H185ZM229 132H230V131H229ZM246 132H247V131H246ZM260 132H261V130H260ZM7 133H8V132H7ZM16 133H17V132H16ZM48 133H49V131H48ZM65 133H67V130H66ZM82 133H84V132L82 131ZM93 133H94V132H93ZM241 133H242V131H241ZM243 133H245V132H243ZM247 133H248V132H247ZM255 133H256V132H255ZM8 134H9V133H8ZM10 134H11V135H9V136L12 137V138L14 139V137H15V132H14V131H10ZM63 134H64V133H63ZM72 134H73V132H72ZM72 134H69V135H72ZM87 134H88V133H87ZM103 134H105V133H103ZM103 134H102V135H103ZM122 134H123V133H122ZM156 134H157V133H156ZM178 134H179V133H178ZM207 134H208V133H207ZM209 134H210V133H209ZM249 134H250V133H249ZM249 134H248V137H247L248 140H249ZM252 134H253V133H252ZM261 134H262V132H261ZM1 135H2V134H1ZM1 135H0V137H1ZM17 135H18V134H17ZM30 135H31V134H30ZM34 135H35V134H34ZM52 135H53V134H52ZM52 135H51V136H52ZM58 135H59V134H58ZM58 135H57V136H58ZM65 135H66V134H65ZM65 135H64V136H65ZM73 135H74V134H73ZM84 135H86V133H85ZM97 135H98V134H97ZM105 135H107V134H105ZM105 135H104V136H105ZM213 135H215V134H213ZM217 135H218V134H217ZM230 135H231V134H230ZM234 135H235V133H234ZM237 135H240V134H237ZM237 135H236V136H237ZM242 135H243V134H242ZM242 135H241V136H242ZM250 135H251V134H250ZM256 135H257V133H256ZM256 135H255V137H256ZM38 136H39V135H38ZM46 136H47V135H46ZM60 136H61V133H60ZM78 136H79V135H78ZM95 136H96V135H95ZM149 136H150V135H149ZM170 136H171V135H170ZM232 136H233V134H232ZM245 136H246V135L244 134V137H245ZM28 137H29V136H28ZM31 137H33V136H31ZM34 137H35V136H34ZM36 137H37V136H36ZM44 137H45V136H44ZM54 137H55V136H54ZM62 137H63V135H62ZM73 137H74V136H73ZM75 137H76V136H75ZM89 137H90V135H89ZM93 137H94V136H93ZM99 137H100V136H99ZM99 137H98V138H99ZM105 137H106V136H105ZM153 137H154V136H153ZM238 137H239V136H238ZM258 137L260 138V134H259V136L257 135V139H258V141H259V138H258ZM7 138H8V137H7ZM25 138H26V136H25ZM46 138H47V137H46ZM49 138H50V137H49ZM65 138H66V137H65ZM67 138H68V137H67ZM67 138H66V139H67ZM78 138H79V137H78ZM78 138H77V139H78ZM80 138H81V137H80ZM96 138H97V137H96ZM173 138H174V137H173ZM178 138H179V137H178ZM253 138H254V136H253ZM16 139H18V138H15V140H16ZM19 139H20V138H19ZM31 139H32V138H31ZM33 139H34V138H33ZM36 139L38 140V138H36ZM40 139H43V138H40ZM40 139H39V140H40ZM54 139H55V138H54ZM152 139H153V138H152ZM154 139H156V135H155V138H154ZM227 139H228V138H227ZM227 139H225V140H227ZM232 139H233L232 142H234L235 137H234V138L232 137ZM236 139H237V138H236ZM236 139H235V140H236ZM238 139H240V137H239ZM243 139H244V138H243ZM257 139H256V140H257ZM260 139H261V138H260ZM4 140H6V139H4ZM10 140H11V139H10ZM15 140H14V141H15ZM39 140H38V141H39ZM61 140H62V138H61ZM67 140H69V139H67ZM71 140H72V143H75L73 138H71ZM71 140H70V141H71ZM101 140H102V139H101ZM101 140H100V141H101ZM106 140H107V138H106ZM142 140H143V139H141V141H142ZM228 140H229V139H228ZM240 140H241V139H240ZM245 140H246V139H245ZM14 141H13V142H14ZM45 141H46V140H45ZM50 141H52V140L50 139ZM78 141H79V140H78ZM104 141H105V140H104ZM139 141H140V140H139ZM146 141H147V140H145V144H146ZM236 141H237V140H236ZM242 141H243V140H242ZM246 141H247V140H246ZM251 141H252V140H251ZM251 141H250V142H251ZM262 141H263V145H264V140H262ZM4 142H5V141H4ZM16 142H17V141H16ZM16 142H15V143H16ZM26 142H27V139H26ZM26 142H25V143H26ZM43 142H44V140H43ZM46 142H48V141H46ZM59 142L62 143L60 140H59ZM65 142H66V141H65ZM110 142H111V141H110ZM152 142H153V141H151L150 143H152ZM167 142H168V141H167ZM178 142H179V141H178ZM247 142H248V141H247ZM253 142H257V141H254V140H253ZM7 143H8V142H7ZM25 143H24V144H25ZM28 143H31V142H28ZM39 143H40V142H39ZM44 143H45V142H44ZM48 143H49V142H48ZM66 143H67V142H66ZM97 143H98V142H97ZM108 143H109V140H108ZM139 143H140V142H139ZM143 143H144V141H143ZM169 143H171V142H169ZM169 143H167V144H169ZM227 143H228V142H227ZM240 143H241V142H240ZM245 143H246V142H245ZM245 143H244V144H245ZM5 144H6V143H5ZM10 144H13V143L10 142ZM21 144H22V143H21ZM35 144H37V142H36ZM50 144H51V142H50ZM52 144H53V143H52ZM55 144H57V142H55ZM58 144H59V143H58ZM76 144H77V142H76ZM81 144H82V143H81ZM87 144H88V143H87ZM105 144H106V143H105ZM111 144H112V143H111ZM136 144H137V143H136ZM156 144H157V143H156ZM172 144H174V143H172ZM172 144H171V145H172ZM193 144H194V142H193ZM224 144H225V143H224ZM255 144H256V143H255ZM2 145H3V144H2ZM7 145H9V144H7ZM15 145H17V144H15ZM42 145H43V144H42ZM46 145H47V144H46ZM48 145H49V144H48ZM60 145H64V144H60ZM139 145H141V144H139ZM146 145H147V144H146ZM180 145H181V144H180ZM185 145H186V144H185ZM185 145H184V146H185ZM228 145H229V144H228ZM246 145H247V144H246ZM249 145H250V144H249ZM251 145H252V144H251ZM21 146H22V147H23V146L26 147L25 145H21ZM44 146H45V145H44ZM64 146H65V145H64ZM64 146H62V147H64ZM71 146H72V145H71ZM77 146L79 147V145H77ZM77 146H76V147H77ZM91 146H92V145H91ZM95 146H96V145H95ZM98 146H99V145H98ZM105 146H106V145H104V147H105ZM137 146H138V144H137ZM141 146H142V145H141ZM141 146H140V147H141ZM148 146H149V144H148ZM161 146H163V144H162ZM190 146H191V144H190ZM194 146H197V148H198V145H197V144H195ZM254 146H255V145H254ZM257 146H258V145H257ZM257 146H256V148H257ZM15 147H16V146H15ZM15 147H14V145H11L8 149H6V150L4 151V154L1 156V158H3V159H9V158H10V154L12 153V151L14 150ZM19 147H20V146H19ZM22 147H21V148H22ZM30 147H31V146H30ZM38 147H39V146H38ZM60 147H61V146H60ZM66 147H67V146H66ZM66 147H65V148H66ZM78 147L76 148V150L80 149V148H78ZM93 147H94V146H93ZM101 147H102V146H101ZM104 147H103V148H104ZM138 147H139V146H138ZM156 147H157V146H156ZM167 147H168V146H167ZM167 147H166V148H167ZM169 147H171V146H169ZM169 147H168V148H169ZM181 147H182V146H181ZM261 147H262V145H261ZM0 148H1V146H0ZM43 148H44V147H43ZM45 148H48V147H45ZM54 148H59V147H54ZM54 148H52V149H54ZM65 148H64V153H65V151H67V150H65ZM67 148H68V147H67ZM67 148H66V149H67ZM72 148H73V146H72ZM84 148H86V147H84ZM97 148H98V147H97ZM97 148H95V149H97ZM142 148H143V147H142ZM154 148H155V147H154ZM154 148H153V149H154ZM158 148H159V150H160V147H158ZM158 148H157V149H154V151H152V153L155 152V150H158ZM161 148H162V147H161ZM164 148H165V147H164ZM197 148H196V149H197ZM4 149H5V148H4ZM68 149H71V148H70V145H69V148H68ZM171 149H172V148H171ZM191 149H192V148H191ZM193 149H195V148H193ZM246 149H247V147H246ZM21 150H22V149H20L18 152H20ZM24 150H26V149H24ZM32 150H33V149H31V152H32ZM48 150H49V149H48ZM54 150H55V149H54ZM58 150H60V149H58ZM61 150H62V149H61ZM71 150H72V149H71ZM93 150H94V149H93ZM93 150H92V151H93ZM144 150H145V148H144ZM212 150H213V149H212ZM247 150H248V149H247ZM260 150L262 151V148H260ZM27 151H29V150H27ZM35 151H39V148H38L37 150H35ZM45 151H47V150H45ZM49 151H50V150H49ZM94 151H95V150H94ZM103 151H104V150H103ZM162 151H165V150H162ZM175 151H176V150H175ZM187 151H188V148H187ZM191 151H192V150H191ZM191 151H190V153H191ZM195 151H196V150H195ZM257 151H259V149H258ZM23 152H26V151H23ZM42 152H44V150H43ZM50 152H51V151H50ZM50 152H49V153H50ZM72 152H73V151H72ZM96 152H97V151H96ZM98 152H99V151H98ZM134 152L136 153V150H134ZM137 152H138V151H137ZM141 152H142V151H141ZM149 152H150V151H149ZM167 152H168V151H167ZM183 152H184V150H183ZM197 152H198V151H197ZM212 152H213V151H212ZM259 152H260V151H259ZM259 152H258V153H259ZM262 152H264V149H263ZM36 153H37V152H36ZM56 153H57V152H56ZM61 153H63V152H61ZM61 153H59V154H61ZM70 153H71V151H70ZM74 153H75V152H74ZM82 153H83V152H82ZM100 153H101V152H100ZM132 153H133V152H132ZM138 153H139V152H138ZM143 153H144V152H143ZM152 153H150V154L152 155ZM156 153H157V152H156ZM156 153H155V154H156ZM158 153H159V152H158ZM162 153H163V152H162ZM162 153H160V154H162ZM177 153H178V152H177ZM187 153H188V152H187ZM12 154H13V153H12ZM23 154H24V153H23ZM28 154H29V153H27V155H26L27 158H28ZM32 154H33V152H32ZM44 154H45V153H44ZM44 154H43V155H44ZM66 154H69V152L67 151V153H65L64 155L66 156ZM76 154H77V153H76ZM102 154H103V153H102ZM160 154H159V155H160ZM175 154H176V153H175ZM182 154H183V153H182ZM182 154H181V155H182ZM255 154H256L255 157L258 156V155H260V154L257 155V153H255ZM38 155H39V154H38ZM38 155L35 154V158H33V159L36 160V156H38ZM43 155H41V157H42ZM51 155H53V154H51ZM73 155H74V154H73ZM77 155H78V154H77ZM88 155H89V154H88ZM90 155H91V154H90ZM104 155H105V154H104ZM104 155H103V156H104ZM144 155H145V154H144ZM144 155H143V156H144ZM148 155H149V153H148ZM151 155H150V156H151ZM165 155H167V154H165ZM171 155H172V154H171ZM171 155H169V156H171ZM177 155H178V154H177ZM179 155H180V153H179ZM183 155H185V154H183ZM261 155H262V154H261ZM261 155H260V156H261ZM39 156H40V155H39ZM45 156H47V154H46ZM55 156H57V155L55 154ZM55 156H54V157H55ZM69 156H71V155H69ZM69 156H68V157H69ZM78 156H79V155H78ZM84 156H85V155H84ZM101 156H102V155H101ZM105 156L107 157V155H105ZM121 156H122V155H121ZM133 156H134V155H133ZM146 156H147V154H146ZM191 156H192V155H191ZM193 156H194V155H193ZM195 156H197V155H195ZM253 156H254V155H253ZM43 157H44V156H43ZM61 157H63V154H62ZM75 157H76V156H75ZM85 157H86V156H85ZM85 157H84V159H85ZM87 157H88V156H87ZM92 157H93V156H92ZM117 157H119V156H117ZM136 157H137V155H136ZM136 157H134V158H136ZM147 157H148V156H147ZM155 157H156V155H155ZM155 157H154V156H153V157L151 156V157H149V159L151 160V158H155ZM172 157H173V156H172ZM177 157H178V156H177ZM185 157H187V156L185 155ZM185 157H184V158H185ZM250 157H251V156H250ZM24 158H25V154H24ZM38 158H39V157H38ZM45 158H46V157H45ZM50 158H51V157H50ZM72 158H73V157H72ZM72 158H71V159H72ZM81 158H82V156H81ZM94 158H95V157H94ZM98 158H99V157H98ZM140 158H141V160H142V158H143L142 155L140 156ZM144 158H145V157H144ZM162 158H164V156H163ZM169 158H170V157H169ZM181 158H183V156H182ZM191 158H192V157H191ZM3 159H2V162L4 163V160H3ZM11 159H12V158H11ZM22 159H23V158H22ZM25 159H26V158H25ZM28 159H29V158H28ZM43 159H44V158H43ZM52 159H53V158H52ZM59 159H60V158H59ZM67 159H68V158H67ZM87 159H88V158H87ZM105 159H106V158H105ZM160 159H161V158H160ZM160 159H158L157 161H159ZM165 159H166V158H165ZM178 159H179V158H178ZM255 159H256V158H255ZM259 159H260V158H259ZM12 160H13V159H12ZM26 160H27V159H26ZM31 160H32V159H31ZM41 160H42V159H41ZM48 160H49V159H48ZM50 160H51V159H50ZM50 160H49V161H50ZM75 160H77V158H75ZM75 160H72V161H75ZM101 160H103V159L101 158ZM116 160H117V159H116ZM116 160H114V161H116ZM120 160H122V159H120ZM133 160H135V159H133ZM143 160H144V159H143ZM155 160H156V159H155ZM172 160H173V159H172ZM250 160H252V159L250 158ZM263 160H264V159H263ZM263 160H262V161H263ZM10 161H11V160H10ZM37 161H38V159H37ZM53 161H55V159H54ZM67 161H68V160H67ZM81 161H82V160H81ZM112 161H113V160H112ZM129 161H130V159H129ZM161 161H163V160H161ZM166 161H168V160H166ZM186 161H187V160H186ZM196 161H197V160H196ZM262 161L259 160L260 164H261ZM14 162H15V160H14ZM44 162H45V160L43 161V163H44ZM62 162H63V161H62ZM64 162H65V160H64ZM79 162H80V161H79ZM86 162H88V161H86ZM98 162H99V161H98ZM108 162H110V161L108 160ZM116 162H117V161H116ZM132 162H133V161H132ZM134 162H136V160H135ZM142 162H144V161H142ZM142 162H141V163H142ZM145 162H146V161H145ZM149 162H150V161H149ZM182 162H183V161H182ZM189 162L192 163L191 161H189ZM194 162H195V161H194ZM223 162H224V161H223ZM251 162H252V161H251ZM254 162H255V160H254ZM257 162H258V161H257ZM3 163H1V167H2V166L4 167V164H3ZM48 163H49V162H48ZM52 163H53V162H52ZM102 163H103V162H102ZM141 163H140V164H141ZM190 163H189V164H190ZM14 164H15V163H14ZM14 164H12V165H14ZM17 164H18V163H17ZM28 164H29V162H28ZM55 164H58V163H55ZM92 164H93V163H92ZM131 164H133V163H131ZM137 164H139V163H137ZM142 164H143V163H142ZM145 164H146V163H145ZM158 164H160V163H158ZM164 164H165V163H164ZM171 164H172V163H171ZM224 164H225V162H224ZM256 164H257V163H256ZM51 165H52V164H51ZM73 165H74V164H73ZM102 165H103V164H102ZM104 165H105V164H104ZM133 165H135V164H133ZM143 165H144V164H143ZM167 165H169V164H167ZM7 166H8V164H7ZM18 166H19V165H18ZM18 166H17V167L15 166V167L18 168ZM46 166H47V165H46ZM46 166H44V167H46ZM59 166H60V165H59ZM90 166H92V165H90ZM106 166H107V165H106ZM111 166H112V165H111ZM113 166H114V165H113ZM155 166H156V165H155ZM162 166H164V165H162ZM180 166H181V165H180ZM10 167H11V163H10ZM79 167H80V165H79ZM84 167H85V166H84ZM86 167H87V166H86ZM104 167H105V166H104ZM104 167H102L101 169H104ZM109 167H110V166H109ZM109 167H108V168H109ZM167 167H168V166H167ZM167 167H166V168H167ZM183 167L185 168L184 165H183ZM189 167H190V166H189ZM257 167H258V166H257ZM13 168H14V167H13ZM47 168H48V167H47ZM47 168H46V169H47ZM73 168H74V167H73ZM87 168H88V167H87ZM87 168H86V169H87ZM92 168H93L94 173L96 174L97 171H95V170H97V168H96L95 170H94V167H92ZM133 168H134V166L132 167V169H133ZM139 168H141V167L138 166V169H139ZM144 168H147V167H144ZM152 168H153V167H152ZM168 168H169V167H168ZM168 168H167V169H168ZM180 168H182V167H180ZM6 169H7V170H5V171L8 172V167H7ZM58 169H59V167H58ZM58 169H57V170H58ZM76 169H77V167H76ZM130 169H131V168H130ZM161 169H162V168H161ZM164 169H165V168H164ZM164 169H163V170H164ZM227 169L230 170V171H229V172H230V176H227L226 178L229 180V179L232 177V178H231L232 181H231V179L229 180L232 184H233V183L236 184L237 181L239 182V180H238V178H237V175L234 174V172L232 173V170H233L234 168L232 169L231 167L227 166ZM260 169H262V168H260ZM1 170H2V169H1ZM9 170H11V169H9ZM48 170H49V169H48ZM69 170H70V169H69ZM78 170H79V169H78ZM78 170H76V171H78ZM89 170H91L90 167L87 169V172H88ZM152 170H153V169H152ZM159 170H160V169H159ZM165 170H166V169H165ZM180 170H181V169H180ZM11 171H12V170H11ZM18 171H19V170H18ZM21 171H22V169H21ZM27 171H28V170H27ZM29 171H31V170H29ZM62 171H63V170H62ZM62 171H61V172H62ZM66 171H67V170H66ZM71 171H72V169H71ZM91 171H92V170H91ZM93 171H92V172H93ZM103 171H104V170H103ZM106 171H107V169H106ZM108 171H109V170H108ZM135 171H136V170H135ZM143 171H144V170H143ZM145 171H146V170H145ZM234 171H235V170H234ZM23 172H26V171L23 170ZM23 172H22V173H23ZM33 172H34V170H33ZM64 172H65V171H63V173H64ZM79 172H80V171H79ZM160 172H161V171H160ZM19 173H20V171H19ZM19 173H18V174H19ZM34 173L36 174V172H34ZM38 173H39V172H38ZM53 173H54V172H53ZM124 173H125V172H124ZM140 173H141V172H140ZM145 173H146V172H144V174H145ZM254 173H255V171H254ZM13 174H14V173H13ZM30 174H31V173H30ZM44 174H45V173H44ZM56 174H57V173H56ZM67 174H68V173H66V175H67ZM90 174H91V172H90ZM95 174H94V175H95ZM100 174H101V173H100ZM149 174H151V173H149ZM233 174H234V175H233ZM5 175H6V174H5ZM19 175H22V174L20 173ZM23 175H25V174H23ZM26 175H27V174H26ZM26 175H25V176H26ZM32 175H33V174H31L30 176L32 177ZM42 175H43V174H42ZM47 175H48V173H47ZM59 175H60V174H59ZM66 175H65V176H66ZM70 175H71V174H70ZM70 175H69V176H70ZM80 175H81V173H80ZM80 175H79V176H80ZM82 175H83V174H82ZM88 175H89V173H88ZM94 175H93V176H94ZM104 175H105V174H104ZM114 175H116V174H114ZM123 175H125V174H123ZM137 175H138V174H137ZM147 175H148V173H147ZM228 175H229V173H228ZM251 175H252V174H251ZM251 175H250V177H251ZM254 175H255V174H254ZM260 175H261V173H260ZM6 176H7V175H6ZM12 176H13V175H12ZM27 176H28V175H27ZM60 176H61V175H60ZM63 176H64V175H63ZM65 176H64V177H65ZM74 176H76V175H74ZM96 176H98V175L96 174ZM96 176H94V177H96ZM121 176H122V175H121ZM133 176H134V175H133ZM0 177H1V176H0ZM9 177H10V176H9ZM19 177H20V176H19ZM19 177H18V178H19ZM33 177H34V176H33ZM58 177H59V176H57V178H58ZM66 177L68 178V176H66ZM84 177H85V176H84ZM84 177H83V178H84ZM94 177H93V178H94ZM100 177H101V176H100ZM104 177H105V176H104ZM136 177H137V176H136ZM150 177H151V176H150ZM152 177H153V176H152ZM207 177H208L210 180L212 179L211 176H207ZM207 177H206V179H208ZM212 177L214 178V176H212ZM1 178H2V177H1ZM4 178H5V177H4ZM16 178H17V177H16ZM23 178H24V177H23ZM23 178H21V179H23ZM46 178H49V177H46ZM53 178H55V177L53 176ZM57 178H56V181H57ZM81 178H82V176H81ZM87 178L89 179V177H87ZM251 178H253V177H251ZM12 179H13V178H12ZM27 179H28V178L26 177V181H28ZM29 179H30V178H29ZM31 179H32V178H31ZM33 179H34V178H33ZM60 179H61V178H60ZM70 179H72L71 176H70ZM70 179H69V180H70ZM85 179H86V177H85ZM88 179H87L86 181H90V182H91V180H88ZM91 179H92V178H91ZM101 179H102V178H101ZM117 179H118V178H117ZM135 179H136V178H135ZM139 179H140V178H139ZM149 179H150V178H149ZM244 179H246V178H244ZM256 179H257V178H256ZM4 180H6V179H4ZM19 180H20V179H19ZM23 180H24V179H23ZM49 180H50V179H49ZM52 180H53V179H52ZM66 180H68V179H66ZM78 180H79V178H78ZM80 180H82V179H80ZM96 180H98V179H96ZM122 180H123V179H122ZM129 180H130V178H129ZM199 180H202V179H199ZM250 180H251V179H250ZM253 180H254V179H253ZM253 180H252V181H253ZM259 180H260V179H259ZM263 180H264V179H263ZM11 181H12V180H11ZM13 181H14V180H13ZM26 181H25V182H26ZM31 181H32V180H31ZM46 181H47V180H46ZM46 181H45V182H46ZM54 181H55V180H54ZM56 181H55V182H56ZM60 181H63V177H62V180H60ZM71 181H72V180H71ZM76 181H77V180H76ZM83 181H84V179H83ZM99 181H100V180H99ZM109 181H110V180H109ZM142 181H143V180H142ZM151 181H152V179H151ZM205 181H206V180H205ZM254 181H255V180H254ZM254 181H253V182H254ZM5 182H6V181H5ZM19 182H21V181H19ZM52 182H53V181H52ZM69 182H70V181H69ZM80 182H81V181H80ZM92 182H93V181H92ZM92 182H91V183H92ZM121 182H122V181H121ZM121 182H120V183H121ZM145 182H146V181H145ZM203 182H204V180H203ZM214 182H215V183H213V184H209V183H208V184H206V185H204L203 183L199 182L198 186L201 185V184H203V187H202L201 191L199 190L200 193L198 192V194H196L197 192L194 190V191L196 192V193H195L196 195L194 194V197H193V198H190V202L188 203V205L192 206L193 208H196L195 213H194V212H190V211H188L187 209H189V208H185L184 211H182L180 214L172 213V212H170V210H169L168 208H167V209L164 208V209H165V212H167V213L165 214L164 211H163L164 213L162 212L163 214L160 213V214H162V217H161L162 220H161V219L159 220V221H161V223H163V225L161 226V223L159 222V223H160V227L155 231L157 237L159 238V240H161L164 236H169V235H171V234H169V231H171V230L176 231V232H178V230L181 231V232H182V231H183V232H184V231L186 232V231L189 229V226H190V225L193 226V224L195 225V227H196L197 225L201 227V225H199V224H200L201 222L203 223L202 218H203L204 216H209V215H211V214H213V213H215V214H216V213H219V214H221V215H224V217L227 216V218H228V220H229V216L227 215V212H228V211H227V212L225 211V210H227V208H229V205L227 206L226 209H224V208H225L224 206H223L224 208H223V207H222V208L219 207V208H220V210H219L218 207H217L218 205H217L216 203L218 202V200L221 202V199H222L223 201H229L230 199H229L228 197H232V198H233V197H239L241 192H240V190H237V192H231V191H232L231 189H232L233 187L230 186V185H226V184H224V183L222 182L221 179H217V180H216V177L214 178ZM257 182H258V180H257ZM259 182H260V181H259ZM1 183H2V181H1ZM1 183H0V185H1ZM21 183H22V182H21ZM23 183H24V182H23ZM57 183H58V182H57ZM62 183H63V182H62ZM62 183H61V184H62ZM66 183L69 184L68 182H66ZM76 183L78 184L79 182H76ZM86 183H87V182H85V184H86ZM96 183H97V182H96ZM103 183L105 184L106 182L103 181ZM112 183H114L113 180H112ZM116 183H117V182H116ZM152 183H153V182H152ZM157 183H158V182H157V180H156V184H157ZM200 183H201V184H200ZM35 184H36V183H35ZM39 184H40V183H39ZM44 184H45V183H44ZM61 184H59V185H61ZM67 184H66V185H67ZM71 184H72V183H71ZM74 184H75V183H74ZM79 184H80V183H79ZM83 184H84V183H83ZM154 184H155V183H154ZM250 184H251V183H250ZM260 184H261V183H260ZM3 185H4V184H3ZM17 185H18V184H17ZM19 185L22 186L21 184H19ZM27 185L30 187L31 184L29 185V184L27 183ZM46 185H47V184H46ZM50 185H51V184H50ZM52 185H53V183H52ZM86 185H87V184H86ZM88 185H89V184H88ZM101 185H102V184H101ZM113 185H114V184H113ZM116 185H117V184H116ZM132 185H133V184H132ZM256 185H258V184H256ZM256 185H255V187H256ZM4 186H5V185H4ZM15 186H16V185H15ZM28 186H27V187H28ZM42 186H43V185H42ZM47 186H48V185H47ZM56 186H57V185H56ZM56 186H54V187H56ZM61 186H63V185H61ZM61 186H60V187H61ZM69 186H70V185H68V186H66V187H69ZM73 186H74V185L72 184V187H73ZM76 186H77V185H76ZM80 186L83 188V185H82V184H80L79 187H80ZM84 186H85V185H84ZM143 186H144V185H143ZM198 186H197V187H198ZM258 186H259V185H258ZM5 187H6V186H5ZM13 187H14V186H13ZM23 187H24V186H23ZM27 187H26V188H27ZM37 187H38V186H37ZM57 187H58V186H57ZM60 187H58V188H60ZM63 187L66 188V187H65V183H64V186H63ZM110 187H111V186H110ZM110 187H109V188H110ZM134 187H135V186H134ZM245 187H246V186H245ZM249 187H251V185H249ZM16 188H17V187H16ZM21 188H22V187H21ZM35 188H36V187H35ZM42 188L44 189V187H42ZM48 188H49V187H48ZM58 188H57V190H58ZM74 188H75V187H74ZM85 188H87V186H86ZM85 188H83L84 191L87 190V189L85 190ZM96 188L98 189V186H96ZM96 188H95V190H96ZM104 188H105V186H104ZM113 188H114V187H113ZM129 188H130V187H129ZM141 188H142V187H141ZM154 188L156 189V186H153L152 190H153ZM194 188H196V187H193V189H194ZM199 188H201V186H199ZM247 188H248V187H247ZM261 188H262V187H261ZM7 189H8V188H7ZM28 189H29V188H28ZM28 189H26V190H28ZM38 189H39V188H38ZM38 189L36 188V190H38ZM93 189H94V188H93ZM100 189H101V188H100ZM122 189H123V188H122ZM155 189H154V190H155ZM158 189H160V188H158ZM196 189H197V188H196ZM253 189H254V188H253ZM22 190H23V188H22ZM61 190H63V189H61ZM61 190H60V191H61ZM64 190H65V189H64ZM74 190H75V189H74ZM101 190H102V189H101ZM116 190H117V189H116ZM165 190H166V188H165ZM190 190H191V189H190ZM234 190H235V188H234ZM234 190H233V191H234ZM242 190H243V189H242ZM247 190H249V189H247ZM256 190H257V188H256ZM259 190H260V188L258 189V191H259ZM261 190H263V189H261ZM261 190H260V192H261ZM11 191H14V190H11ZM30 191L32 192L33 190H30ZM40 191H42V190L40 189ZM47 191H49V190H47ZM55 191H56V190H55ZM69 191H70V190H69ZM69 191H68V192H69ZM78 191H79V190H78ZM82 191H83V190H82ZM92 191H94V190H92ZM110 191H111V190H110ZM135 191H136V190H135ZM148 191H149V189H148ZM148 191L146 190L145 192H148ZM158 191H159V190H158ZM249 191H250V190H249ZM249 191H248V192H249ZM251 191H252V189H251ZM5 192H6V191H5ZM27 192H29V191H27ZM27 192H26V194L28 195ZM36 192L38 193V191H35V193H36ZM45 192H46V190H45ZM45 192H43V193H45ZM58 192H59V190H58ZM64 192H65V191H64ZM111 192H112V191H111ZM113 192H114V190H113ZM123 192H124V190H123ZM143 192H144V191H143ZM152 192H153V191H152ZM246 192H247V191H246ZM260 192H259V193H260ZM0 193H1V191H0ZM3 193H4V192H3ZM43 193H42L41 195H43ZM51 193H53V192H51ZM54 193H55V192H54ZM59 193H60V192H59ZM61 193H62V192H61ZM78 193H80V192H78ZM83 193H85V192H83ZM92 193H93V192H92ZM94 193H96V192H94ZM94 193H93V194H94ZM102 193H103V191H102ZM116 193H117V192H116ZM134 193H135V192L133 191V194H134ZM154 193H155V192H154ZM189 193H190V192H189ZM243 193H244V192H243ZM263 193H264V192H263ZM7 194H8V193H7ZM13 194H14V192H13ZM22 194H23V193H22ZM29 194H30V193H29ZM47 194H49V193H47ZM47 194H46V195H47ZM57 194H58V193H57ZM64 194H65V193H64ZM93 194H92V195H93ZM99 194H100V193H99ZM109 194H110V192H109ZM122 194H123V193H122ZM122 194L119 193V195H122ZM159 194H160V193H159ZM244 194H246V193H244ZM249 194H250V193H249ZM256 194H258V193H256ZM16 195H17V194H16ZM16 195H15V197H16ZM18 195H19V194H18ZM31 195H32V194H31ZM37 195L41 197V195H40L39 193H38ZM37 195H36V196H37ZM53 195H54V194H53ZM61 195H62V194H61ZM106 195H107V194H106ZM106 195H105V196H106ZM135 195H136V194H135ZM147 195H148V194H147ZM150 195H152V194H150ZM153 195H154V194H153ZM160 195H161V194H160ZM2 196H3V195H2ZM19 196H20V195H19ZM25 196H26V195H25ZM29 196H30V195H29ZM29 196H28V197H29ZM32 196H35V195H32ZM44 196H45V194H44ZM66 196H67V195H66ZM71 196H72V195H71ZM83 196H84V195H83ZM89 196H90V195H89ZM105 196H104V197H105ZM109 196H110V195H109ZM113 196H114V195H113ZM113 196H112V197H113ZM115 196H116V198H117V195H115ZM115 196H114V197H115ZM122 196H123V195H122ZM130 196H131V195H130ZM139 196H140V195H139ZM157 196H158V193H157ZM191 196H193V194H192ZM191 196H190V197H191ZM250 196L252 197L253 195H250ZM250 196H249V197H250ZM15 197H13V198H15ZM20 197H22V196H20ZM26 197H27V196H26ZM54 197H55V196H54ZM73 197H74V195H73ZM73 197H70V198H73ZM76 197H77V195H76ZM95 197H97V196H95ZM112 197H111V198H112ZM125 197H126V195H125ZM134 197H136V196H134ZM245 197H246V195H245ZM245 197H243V198H245ZM247 197H248V193H247ZM251 197H250V198H251ZM30 198H33V197H30ZM42 198H43V197H42ZM44 198H45V197H44ZM46 198H47V197H46ZM66 198H67V197H66ZM85 198H86V197H85ZM90 198H91V197H90ZM90 198H88V199H90ZM92 198H93V196H92ZM99 198H100V197H99ZM116 198H115V199H116ZM119 198H120V197H119ZM148 198H149V197H148ZM152 198H153V197H152ZM159 198H160V197H159ZM208 198L211 199V201H212L211 204H206V201L208 200ZM10 199H11V198H10ZM27 199H28V202H29V198H27ZM38 199H40V198H38ZM50 199H53V198H50ZM50 199H49V197H48V199H46V200H47V203H48V201H49ZM56 199H57V198H56ZM60 199H61V198H60ZM75 199H76V198H75ZM80 199H81V197H80ZM80 199H79V200H80ZM93 199H96V198H93ZM104 199H105V198H104ZM113 199H114V198H113ZM123 199H124V198H123ZM134 199H135V198H134ZM143 199H144V198H142V200H143ZM164 199H165V197H164ZM192 199H193V200H192ZM235 199H237V198H235ZM248 199H249V198H248ZM253 199H254V196H253ZM260 199H261V198H260ZM7 200H8V198H7ZM12 200H13V199H12ZM15 200H16V199H15ZM19 200H20V199H19ZM31 200H32V199H31ZM34 200H35V199H34ZM46 200H44V201H46ZM57 200H59V199H57ZM67 200H68V199H66V201H67ZM79 200H78V201H79ZM85 200H86V199H85ZM100 200H101V199H100ZM119 200H120V199H119ZM126 200H127V199H126ZM129 200H130V199H129ZM142 200H141V201H142ZM231 200L233 201V199H231ZM37 201H38V200H37ZM40 201H41V200H40ZM61 201H62V200H61ZM72 201H73V200H72ZM96 201H97V200H96ZM101 201H102V200H101ZM114 201H115V200H114ZM120 201H121V200H120ZM122 201H123V200H122ZM130 201H131V200H130ZM141 201H140V204L143 203V202L141 203ZM157 201H159V200H157ZM239 201H240V200H239ZM241 201H242V200H241ZM254 201H255V200H254ZM258 201H259V199H258ZM8 202H9V201H8ZM8 202H7V204H8ZM24 202H26V200H25ZM34 202H35V201H34ZM42 202H43V201H41V203H42ZM52 202H53V200L50 201V203H52ZM63 202H65V200H64ZM75 202H77V201H75ZM75 202H74V204H75ZM99 202H100V201H99ZM102 202H103V201H102ZM123 202H125V200H124ZM123 202H122V203H123ZM131 202H132V201H131ZM243 202H244V201H243ZM261 202H262V201H261ZM9 203H10V202H9ZM21 203H22V202H21ZM47 203H46V205H47ZM67 203H68V202H67ZM81 203H82V202H81ZM90 203H91V202H90ZM90 203H89V204H90ZM96 203H98V202H96ZM108 203H109V202H108ZM114 203H115V202H114ZM114 203H113V205H114ZM128 203H129V201H128ZM146 203H147V201H146ZM146 203H145V204H146ZM148 203H149V201H148ZM148 203H147V204H148ZM195 203H196V204H195ZM231 203H232V202H231ZM235 203H236V202H234V204H235ZM237 203H238V202H237ZM240 203H241V202H240ZM250 203H251V202H250ZM33 204H34V203H33ZM70 204H71V202H70ZM70 204H68V205H70ZM74 204H72V206H73ZM77 204H79V203H77ZM77 204H76V206H77ZM83 204H84V203H83ZM85 204H87V203L85 202ZM153 204H155V202H154ZM160 204H161V203H160ZM176 204H177V203H176ZM181 204H182V203H181ZM181 204H180V205H181ZM225 204H226V202H225ZM227 204H228V203H227ZM238 204H239V203H238ZM244 204H245V203H244ZM254 204H256V203H254ZM258 204H259V203H258ZM263 204H264V203H263ZM23 205H24V204H23ZM34 205H35V204H34ZM94 205H95V204H94ZM106 205H107V202H105V206H106ZM115 205H116V204H115ZM158 205H159V204H158ZM172 205L174 206V204H172ZM183 205H186V204L184 203ZM221 205H222V204H221ZM223 205H224V204H223ZM230 205H232V204H230ZM251 205H252V204H251ZM15 206H16V204H15ZM15 206H14V207H15ZM24 206H25V205H24ZM31 206H32V204H31ZM35 206H38V205H35ZM90 206H91V205H90ZM109 206H110V205H109ZM118 206H119V205H118ZM121 206H122V205H121ZM123 206L125 207L126 205H123ZM123 206H122V207H123ZM130 206H131V205H130ZM151 206H152V205H151ZM196 206H197V207H196ZM245 206H246V205H245ZM249 206H250V204H249ZM254 206H255V205H254ZM29 207H30V206H29ZM39 207H43V204H42L41 206H40V204H39ZM39 207L36 208V209H37L36 211H38ZM69 207L71 208V206H69ZM85 207H86V205H85ZM92 207H93V206H92ZM114 207H115V206H114ZM122 207H121V208H122ZM124 207H123V208H124ZM133 207H134V206H133ZM145 207H146V206H145ZM158 207H159V206H158ZM175 207H176V205H175ZM242 207H243V206H242V204H241V208H242ZM263 207H264V206H263ZM3 208H4V207H3ZM21 208H22V207L20 206V209H21ZM30 208H31V207H30ZM34 208H35V207H34ZM34 208H33V209H34ZM46 208H47V207H46ZM95 208H97V206H96ZM99 208H101V210H103V209H102V208H103V205H102V207L99 206ZM110 208H111V207H110ZM112 208H113V207H112ZM117 208H118V207H117ZM117 208H115V210H116ZM123 208H122L121 210H123ZM125 208H126V207H125ZM127 208H128V204H127ZM130 208H131V207H130ZM137 208H138V207H137ZM176 208H177V207H176ZM176 208H175V209H176ZM181 208H182V207H181ZM230 208H231V207H230ZM233 208H237V206H236V207H233ZM241 208H240V209H241ZM255 208H256V206H255ZM33 209H31V210H33ZM42 209H43V208H42ZM44 209H45V208H44ZM72 209H73V207H72ZM74 209H76V208H74ZM82 209H83V208H82ZM93 209H94V207H93ZM107 209H108V208H107ZM119 209H120V207H119ZM119 209H118L117 211H119ZM131 209H133V208H131ZM164 209H162V210H164ZM182 209H183V208H182ZM182 209H181V210H182ZM247 209H248V208H247ZM249 209H250V207H249ZM257 209H258V206H257ZM257 209H256V210H257ZM5 210H8V209H5ZM22 210H24V208H23ZM25 210H26V209H25ZM40 210H41V209H40ZM64 210H65V209H64ZM66 210H67V209H66ZM78 210H79V209H78ZM121 210H120V211H121ZM133 210H135V211L133 212V214H132V215L130 216V218H129V219H131V222H132V223H129V225L132 224V226L135 224V222H136L138 219H139L142 223H143L144 221H145V223H147L150 219L154 218V219H155L154 221L156 222V221H157L156 219H159V218H160L159 216H161V215L157 214V215H156V218H155V216L152 215V214H153V213H154V214H155V213H158L159 210H157V208H152V207H150V206H149V207H146V209H143V210H137V209H133ZM228 210H229V209H228ZM242 210H243V208H242L240 211H242ZM263 210H264V209H263ZM1 211H2V210H1ZM1 211H0V212H1ZM26 211H27V210H26ZM36 211H35V213H36ZM42 211H43V210H42ZM89 211H92V210H89ZM97 211H98V210H97ZM105 211H106V210H105ZM128 211H129V210H127L126 212H128ZM149 211H150V213H151V216H148V215H149ZM171 211H172V210H171ZM174 211H175V210H174ZM237 211H238V210H237ZM43 212H45V211H43ZM106 212H107V211H106ZM115 212H116V211H115ZM122 212H123V211H122ZM130 212H131V211H130ZM199 212H201V214H199ZM230 212H232V210H231ZM248 212H249V211H248ZM251 212H252V211H251ZM254 212H255V211H254ZM256 212H257V211H256ZM6 213H7V211H6ZM9 213H12V211L9 212ZM14 213H15V212H14ZM16 213H17V212H16ZM32 213H33V212H32ZM32 213H31V214H32ZM38 213H39V212H38ZM45 213H46V212H45ZM76 213H77V211H76ZM76 213H75V214H76ZM82 213H83V212H82ZM89 213H90V212H89ZM97 213H98V212H97ZM97 213H96V214H97ZM99 213H100V212H99ZM101 213H105V212H101ZM128 213H129V212H128ZM196 213H197V214H196ZM228 213H229V212H228ZM239 213H241V212H239ZM239 213H238V214H239ZM257 213H258V212H257ZM259 213H260V212H259ZM263 213H264V212H263ZM26 214H27V213H26ZM36 214H37V213H36ZM46 214H47V213H46ZM78 214H79V213H78ZM78 214H77V215H78ZM106 214H111V215L113 216V214H112L111 212H110V213H106ZM115 214H117V213H115ZM121 214H122V215H121ZM121 214H120V216H121V217H122V216L124 217V214H123V213H121ZM232 214H233V213H232ZM236 214H237V213H236ZM246 214H247V213H246ZM250 214H251V213H250ZM14 215H15V214H13V216H14ZM42 215H43V214H42ZM81 215H83V214H81ZM84 215H86V214H84ZM87 215H88V214H87ZM97 215H99V214H97ZM97 215L94 216V217H95L94 219H96ZM111 215H110V216H111ZM117 215H118V214H117ZM117 215H114V217L116 216V218H117ZM129 215H130V214H129ZM198 215H199L200 217H199ZM233 215H235V212H234ZM240 215H241V214H240ZM253 215H254V214H253ZM262 215H263V214H262ZM262 215L260 216V218L263 217ZM2 216H4V214H3ZM32 216H33V214H32ZM37 216H38V215H37ZM75 216H76V215H75ZM92 216H93V215H92ZM102 216H106V215H103V214H102ZM110 216H107V219H108V217H110ZM126 216H128V214H126ZM163 216H164V218H163ZM26 217H27V216H26ZM43 217H44V216H43ZM45 217H46V216H45ZM77 217H78V216H77ZM214 217H216V216H214ZM236 217H237V215H236ZM236 217H235V218H236ZM240 217H241V216H240ZM249 217H250V216H249ZM254 217H255V216H254ZM254 217H253V218H254ZM258 217H259V214H258ZM8 218H9V216H8ZM15 218H16V217H15ZM34 218H35V217H34ZM46 218H47V217H46ZM92 218H93V217H92ZM97 218H98V217H97ZM99 218H100V217H99ZM99 218H98V219H99ZM111 218H112V217H111ZM222 218H223V217H222ZM222 218H221V220H223ZM225 218H226V217H225ZM225 218H224V219H225ZM243 218H244V216L242 217V219H243ZM251 218H252V217H251ZM255 218H256V217H255ZM260 218H259V219H260ZM5 219H6V218H5ZM9 219H10V218H9ZM28 219H30V217H29ZM47 219H48V218H47ZM109 219H110V218H109ZM114 219H115V218H114ZM114 219H111V220H114ZM117 219H119V218H117ZM117 219H116V220H117ZM120 219H121V218H120ZM122 219H123V218H122ZM129 219H127V220H129ZM205 219H206V218H205ZM216 219H217V218H216ZM238 219H239V217H238ZM244 219H246V218H244ZM247 219H248V218H247ZM2 220H3V219H2ZM34 220H36V219H34ZM44 220L46 221V219H44ZM96 220H97V219H96ZM208 220H209V219H208ZM214 220H215V219H214ZM225 220H227V219H225ZM10 221H11V220H10ZM30 221H31V220H30ZM78 221H80V219H79ZM88 221H92V219H91V220H88ZM129 221H130V220H129ZM162 221H163V222H162ZM246 221H247V220H246ZM251 221H252V220H251ZM253 221H254V220H253ZM259 221H261V220H259ZM0 222H2V221L0 220ZM7 222H8V221H7ZM15 222H16V221H15ZM32 222H33V221H32ZM51 222H52V221H51ZM80 222H82V220H81ZM93 222H94V221H93ZM97 222L100 223L99 220H98V221H96V224H95V225H97ZM102 222H103V220H102ZM106 222H107V221H106ZM111 222H113V221H111ZM111 222L107 223V225H108V224H109V226L112 225ZM117 222H118V220H117ZM119 222H120V221H119ZM123 222H124V221H123ZM126 222H127V221H126ZM207 222H208V221H207ZM211 222H212V221H211ZM211 222H210V223H211ZM229 222H230V221H229ZM47 223H49V220H48ZM56 223H57V222H56ZM83 223H84V221H83ZM94 223H95V222H94ZM94 223H93V224H94ZM104 223H105V222H104ZM110 223H111V224H110ZM120 223H121V222H120ZM127 223H128V222H127ZM127 223H126V225H127ZM151 223H152V222H151ZM157 223H158V221H157ZM202 223H201V224H202ZM242 223H243V222H242ZM247 223H248V222H247ZM8 224H11V223H8ZM13 224H15V223H13ZM17 224H18V222H17ZM32 224L34 225L35 223H32ZM113 224H114V223H113ZM122 224H123V223H122ZM154 224H155V223H154ZM245 224H246V223H245ZM19 225H20V224H19ZM25 225H26V224H25ZM25 225H24V227H25ZM36 225H37V224H36ZM41 225H43V224H41ZM45 225H46V224H45ZM58 225H60V224H58ZM66 225H67V224H66ZM88 225H89V224H88ZM90 225H91V224H90ZM95 225H94V226H95ZM101 225H102V224H101ZM103 225H104V224H103ZM120 225H121V224H120ZM123 225H125V224H123ZM145 225H146V224H145ZM148 225H149V224H148ZM152 225H153V224H152ZM157 225H158V224H157ZM216 225H217V223H213L211 226L208 225V227H205V225H204L205 233H203L202 229L197 230V231H195V232H193V233L186 232L187 234L185 235V238H184V239H186V241H193V240L196 239L197 236H199L200 234H205V235H207L206 237H208V235H211L210 232H215V234H217L219 231H220V233L224 231V230H219V229H217V228H216ZM241 225H244V224H241ZM250 225H251V224H250ZM250 225H249V228H250ZM254 225H255V224H254ZM3 226H4V225H3ZM11 226H13V225H11ZM20 226H21V225H20ZM28 226H31V225H28ZM54 226H55V225H54ZM86 226H87V224H86ZM99 226H100V225H99ZM112 226H113V225H112ZM127 226H128V225H127ZM132 226H130V228H131ZM135 226H138V227H137L138 229H136V231L140 230L139 228H141V230H142V224L137 223ZM247 226H248V225H247ZM255 226H257V224H256ZM255 226H254V227H255ZM0 227H1V226H0ZM14 227H15V226H14ZM18 227H19V226H18ZM34 227L36 228V226H34ZM37 227H38V226H37ZM49 227L53 228V227L50 226V225H49ZM59 227H62V226L60 225ZM89 227H90V226H89ZM102 227H103V229L105 228L104 226H102ZM106 227H107V226H106ZM110 227H111V226H110ZM116 227H117V226H116ZM147 227H148V226H147ZM230 227H231V226H230ZM232 227H236V226H232ZM240 227H241V226H240ZM251 227H253V226H251ZM254 227H253V228H254ZM2 228H3V227H2ZM6 228H7V226H6ZM15 228H17V225H16ZM19 228H20V227H19ZM22 228H23V226H22ZM31 228H32V227H31ZM38 228H40V227H38ZM42 228H43V227H42ZM63 228H64V227H63ZM127 228H129V227H127ZM253 228L250 229V230L253 231ZM256 228H258V226H257ZM58 229H59V228H58ZM95 229L97 230V228H95ZM99 229H102V228H99ZM105 229H106V228H105ZM120 229H122V228L120 227ZM125 229H126V226H125ZM152 229H153V228H152ZM234 229H236V228H234ZM238 229H239V228H238ZM6 230H8V229H6ZM15 230H16V229H15ZM21 230H22V229H21ZM23 230H24V229H23ZM33 230H34V229H33ZM36 230H37V229H36ZM53 230H54V229H53ZM63 230H64V229H63ZM63 230H62V231H63ZM78 230H79V229H78ZM91 230H94V228H92ZM96 230H95V231H96ZM108 230H109V227H108ZM108 230H107V231H108ZM122 230H123V229H122ZM144 230H146V229H144ZM149 230H150V228H149ZM153 230H154V229H153ZM239 230H240V229H239ZM260 230H261V232H263V231H262L263 228L260 229ZM3 231H4V228H3ZM8 231H9V230H8ZM13 231H14V230H13ZM27 231H28V230H27ZM58 231H60V230H58ZM98 231H99V230H98ZM103 231H104V230H103ZM107 231H106V232H107ZM110 231H111V230H110ZM123 231H124V230H123ZM123 231H121V232L123 233L122 235H124V232H123ZM247 231H248V229H247ZM254 231H255V230H254ZM258 231H259V230H258ZM258 231H257V232H258ZM11 232H12V231H11ZM16 232H18V231H16ZM32 232H33V231H32ZM35 232L37 233V231H35ZM38 232H40V231L38 230ZM41 232H42V231H41ZM54 232H55V231H54ZM56 232H57V231H56ZM92 232H93V231H92ZM100 232H101V230H100ZM111 232H112V231H111ZM111 232H109V233H111ZM138 232H139V231H138ZM138 232H137V233H138ZM140 232L143 233V231H140ZM144 232H145V231H144ZM153 232H154V231H153ZM185 232H184V233H185ZM225 232H226V231H225ZM235 232H236V231H235ZM257 232L255 231L254 234L257 233ZM12 233H13V232H12ZM19 233H20V232H19ZM33 233H34V232H33ZM60 233H61V232H60ZM60 233H59V234H60ZM64 233H65V232H64ZM90 233H91V232H90ZM95 233H96V232H95ZM101 233H102V232H101ZM157 233H158V234H157ZM178 233H179V232H178ZM178 233H177V234H178ZM15 234H17V233H15ZM34 234H35V233H34ZM41 234H43V233H41ZM62 234H63V233H62ZM69 234H70V233H69ZM69 234L67 235V237L69 236ZM106 234H107V236H106V239H107V237H108V232H107ZM106 234H105V235H106ZM227 234H229V233H227ZM230 234H231V233H230ZM240 234H241V232H240ZM242 234H243V233H242ZM248 234H250V233H248ZM2 235H3V233H2ZM22 235H23V234H22ZM37 235H38V234H37ZM57 235H58V234H57ZM103 235H104V234H103ZM111 235H112V233H111ZM139 235H140V234H139ZM152 235H153V233H152ZM178 235H179V234H178ZM182 235H183V234H181L180 236H182ZM218 235H219V234H218ZM225 235H226V234H225ZM232 235H234V234H232ZM235 235H237V234H235ZM235 235H234V236H235ZM238 235H239V234H238ZM238 235H237V236H238ZM258 235H259V234H258ZM13 236H15V235L13 234ZM17 236H19V234H18ZM39 236H40V233H39ZM42 236H44V235H42ZM42 236H41V238H43ZM95 236H96V235H95ZM100 236H101V235H100ZM109 236H110V235H109ZM142 236H143V235H141V237H142ZM144 236H146V234H145ZM153 236H155V235H153ZM153 236H152V237H153ZM175 236H177V235L175 234ZM202 236H203V235H202ZM229 236H230V235H229ZM251 236L253 237L254 235H251ZM251 236H250V238H251ZM259 236H262V234L259 235ZM259 236H257V237H259ZM2 237H3V236H2ZM21 237H22V236H21ZM25 237H27V236H25ZM25 237H24V238H25ZM30 237H32V236H30ZM36 237H37V236H36ZM36 237H34L35 240H36ZM45 237H46V236H45ZM112 237H113V235H112ZM114 237H116V236H114ZM138 237H140V236H138ZM146 237H147V236H146ZM155 237H156V236H155ZM222 237H223V234H222ZM226 237H227V235H226ZM239 237H240V236H239ZM239 237H237V238H239ZM247 237H248V235H247ZM257 237H255V239H257ZM3 238H4V237H3ZM15 238H16V237H15ZM18 238H20V237H18ZM39 238H40V237H39ZM39 238H38V239H39ZM91 238H92V237H91ZM101 238H102V237H100L99 240H101ZM109 238H110V237H109ZM142 238H144V237H142ZM147 238H148V237H147ZM149 238H150V237H149ZM219 238H220V237H219ZM237 238H235V239H237ZM241 238H242V237H241ZM0 239H1V238H0ZM20 239H21V238H20ZM26 239H27V238H25L24 241H26ZM31 239H32V238H31ZM38 239H37V240H38ZM95 239H96V238H95ZM113 239H114V238H113ZM138 239L140 240V238H138ZM144 239H145V238H144ZM151 239H154V238H151ZM155 239H156V238H155ZM204 239H205V238H204ZM223 239H224V238H223ZM239 239H240V238H239ZM242 239H243V238H242ZM244 239H245V237H244ZM9 240H10V239H9ZM18 240H19V239H18ZM96 240H97V239H96ZM110 240H111V239H110ZM149 240H150V239H149ZM157 240H158V239H157ZM172 240H173V239H172ZM199 240H200V239H199ZM212 240H213V239H212ZM214 240H215V239H214ZM232 240H234V239H232ZM245 240H247V239H245ZM251 240H252V239H251ZM257 240H258V239H257ZM6 241H7V240H6ZM12 241H13V240H12ZM16 241H17V240H16ZM19 241H20V240H19ZM43 241H44V238H43ZM43 241H42V242H43ZM94 241H95V240H94ZM102 241H103V240H102ZM105 241L107 242V240H105ZM118 241H120V240H118ZM152 241H153V240H152ZM176 241H177V240H176ZM206 241H209V239H208V240L206 239ZM210 241H211V240H210ZM227 241H228V240H227ZM227 241H226V242H227ZM235 241H237V240H235ZM241 241H242V240H241ZM91 242H92V241H91ZM98 242H100V241H98ZM108 242H109V240H108ZM115 242H116V240H115ZM115 242H114V243H115ZM123 242H124V241H123ZM141 242H142V241H141ZM155 242H157V241H155ZM161 242H162V241H161ZM178 242H179V241H178ZM204 242H205V241H204ZM204 242H203V243H204ZM218 242H219V241H218ZM256 242H258V241H256ZM262 242H263V241H261L260 243H262ZM3 243H5V242H3ZM8 243H10V241H9ZM8 243H7V244L5 243V244L8 245ZM21 243H22V242H21ZM21 243H20V244H21ZM23 243H24V242H23ZM25 243H26V242H25ZM111 243H112V241H111ZM114 243H113V245H114ZM117 243H122V239H121V242H117ZM131 243H132V241H131ZM153 243H154V242H152V244H153ZM169 243H170V241H169V240H166L163 244H164V245H168ZM172 243H173V242H172ZM198 243H199V241H198ZM200 243H201V242H200ZM206 243H207V242H206ZM227 243H228V242H227ZM251 243H252V242H251ZM0 244H1V243H0ZM14 244H15V243H14ZM16 244H17V243H16ZM26 244H27V243H26ZM88 244H91V243H88ZM125 244L131 245V244H130V240L127 239V240L125 241ZM133 244H134V242L132 243V245H133ZM143 244H145V243H142V245H143ZM210 244H211V243H210ZM214 244H216V243H214ZM218 244H219V243H218ZM218 244H217V245H218ZM238 244L241 245L240 243H238ZM256 244H257V243H256ZM258 244H259V243H258ZM262 244H263V243H262ZM262 244H261V245H262ZM107 245H108V243H107ZM139 245H140V244L138 243V246H139ZM145 245H146V244H145ZM147 245H148V244H147ZM154 245H155V243H154ZM187 245H189V243H187ZM198 245H199V244H198ZM206 245H208V244H206ZM224 245H225V244H224ZM242 245H243V243H242ZM263 245H264V244H263ZM12 246H13V245H12ZM28 246H29V244H28ZM28 246L26 245V247H28ZM109 246H110V245H109ZM135 246H136V245H135ZM138 246H137V247H138ZM161 246H162V244H161ZM173 246L176 247L177 244H176V243H173ZM194 246H196V247H195V248H196V251H193V252H196V253L200 254V256H203V258H204V255H205L204 253H205V251L203 252V250H201L200 248H198L197 245H195V242H194ZM201 246H202V245H201ZM222 246H223V245H222ZM259 246H260V244L258 245V247H259ZM0 247H1V246H0ZM2 247H3V246H2ZM8 247H9V246H8ZM15 247H16V246L14 245V248H15ZM17 247H19V246H17ZM20 247H21V246H20ZM38 247H39V246H38ZM43 247H45V246L43 245ZM96 247H97V246H96ZM107 247H108V246H107ZM107 247H106V248H107ZM140 247H141V245H140ZM143 247H144V246H143ZM143 247H142V248H143ZM151 247H152V245H151ZM153 247H154V246H153ZM190 247H191V246H190ZM190 247H189V249H190ZM202 247H203V246H202ZM204 247H205V246H204ZM213 247H214V246H213ZM228 247H230V246H228ZM14 248H13V250H14ZM23 248H24V246H23ZM48 248H50V247H48ZM91 248H92V247H91ZM98 248H100V247H98ZM108 248H109V247H108ZM114 248H115V247H114ZM146 248H148V247H146ZM154 248H155V247H154ZM161 248H163V247H161ZM164 248L166 249V247H164ZM240 248H241V246H240ZM259 248H260V247H259ZM261 248H263V247H261ZM15 249H16V248H15ZM26 249H27V248H26ZM26 249H25V251H26ZM32 249H33V247H32ZM44 249H45V248H44ZM46 249H47V248H46ZM51 249H52V248H51ZM51 249H50V250H51ZM155 249H156V248H155ZM170 249H171V248H170ZM186 249H187V248H186ZM192 249H194V247H193ZM192 249H191V250H192ZM202 249H203V248H202ZM204 249H205V248H204ZM230 249H231V248H230ZM235 249H236V248H235ZM235 249H234V250H235ZM238 249H239V247H238ZM243 249H244V247H243ZM254 249H255V248H254ZM35 250H36V249H35ZM38 250H39V249H38ZM52 250H53V249H52ZM90 250H91V249H90ZM95 250H96V249H95ZM114 250H115V249H114ZM158 250H160V247H159ZM158 250H157V251H158ZM163 250H164V249H163ZM175 250H176V249H175ZM219 250H220V249H219ZM256 250H258V249H256ZM259 250H260V249H259ZM3 251H4V250H3ZM21 251H22V249H21ZM93 251H94V248H93ZM100 251H101V250L99 249V252H100ZM110 251H111V250H110ZM149 251H152V250H149ZM155 251H156V250H155ZM160 251H161V250H160ZM164 251H165V250H164ZM171 251H172V249H171ZM188 251H190V250H188ZM207 251H209V250H207ZM207 251H206V252H207ZM235 251H236V250H235ZM246 251H248V250H246ZM16 252H17V251H16ZM19 252H20V251H19ZM31 252H32V250L30 251V253H31ZM33 252H34V251H33ZM37 252H38V251H37ZM42 252H43V250H42ZM94 252H95V251H94ZM97 252H98V251H97ZM101 252H102V251H101ZM116 252H117V250H116ZM118 252H120V251H118ZM173 252H174V251H173ZM191 252H192V251H191ZM0 253H1V252H0ZM20 253H23V254H24V252H20ZM26 253H27V254H30L29 252H26ZM44 253H45V250H44ZM58 253H59V256H60V252H58ZM58 253H57V254H58ZM124 253H125V252H124ZM186 253H188V252H186ZM196 253H195V254H196ZM212 253H213V251H212ZM223 253H224V251H223ZM223 253H221V254H223ZM235 253H236V252H235ZM248 253H249V251H248ZM251 253H252V252H251ZM5 254H6V253H5ZM53 254H54V253H53ZM85 254H86V253H85ZM91 254H94V253L90 252V256H91ZM96 254H97V253H96ZM96 254H95V255H96ZM99 254H100V253H98V254L96 255V257H97ZM101 254H102V253H101ZM146 254H148V253H146ZM156 254H157V253H156ZM158 254H159V253H158ZM161 254H162V253H161ZM168 254H169V253H166V255H168ZM184 254H185V253H184ZM189 254H191V257H192V253H189ZM189 254H188V256H190ZM198 254H197V255H198ZM202 254H204V255H202ZM208 254H209V256L211 255L210 252H208ZM252 254H253V253H252ZM254 254H255V253H254ZM259 254H260V253H259ZM18 255H19V254H18ZM20 255L22 256V254H20ZM24 255H26V254H24ZM61 255H62V254H61ZM83 255H84V254H83ZM86 255L88 256V254H86ZM86 255H85V257H86ZM95 255H94V256H95ZM127 255H128V254H126V256H127ZM148 255H149V254H148ZM163 255H164V253H163ZM237 255H238V254H236V256H237ZM239 255H240V253H239ZM1 256H2V255H1ZM6 256H7V255H6ZM21 256H20V258H21ZM27 256H28V255H27ZM49 256H50V255H49ZM63 256H64V255H63ZM92 256H93V255H92ZM102 256H104V255H102ZM118 256H119V255H118ZM124 256H125V255H124ZM126 256H125L124 258H126ZM145 256H146V255H145ZM173 256H174V255H173ZM180 256H182V255H180ZM188 256H187V257H188ZM205 256H208V255L206 254ZM216 256H218V255H216ZM228 256H229V255H228ZM256 256H257V255H256ZM3 257H4V255H3ZM7 257H8V256H7ZM7 257H6V259H7ZM14 257H15V256H14ZM14 257H13V258H14ZM16 257H18V256H16ZM23 257H24V256H23ZM25 257H26V256H25ZM61 257H62V256H61ZM88 257H89V256H88ZM100 257H101V255H100ZM106 257H107V256H106ZM106 257H105V259H107ZM112 257H113V255H112ZM116 257H117V256H116ZM121 257H122V252H121ZM131 257L134 258V257L132 256V254H131ZM146 257H147V256H146ZM149 257H150V256H149ZM152 257H153V255H152ZM162 257H163V256H162ZM193 257H195V259L192 258V259H193V263H194V262L196 263V262H197V261H196V258H197V257H196V256H193ZM210 257H211V256H210ZM218 257H219V258H221V257L223 258V256H220V255H219ZM238 257H240V256H238ZM257 257H258V256H257ZM262 257H264V256H262ZM1 258H2V257H1ZM32 258H33V257H32ZM67 258H68V257H67ZM86 258H87V257H86ZM101 258H103V257H101ZM109 258H111V257H109ZM122 258H123V257H122ZM127 258H128V257H127ZM172 258H173V257H172ZM172 258H171V260H172ZM174 258H175V257H174ZM180 258H181V257H180ZM180 258H179V259H180ZM206 258H207V257H206ZM213 258H214V257H213ZM231 258H233V257L231 256ZM231 258H230V259H231ZM254 258H255V257H254ZM258 258H259V257H258ZM9 259H10V258H9ZM14 259H15V258H14ZM23 259H24V258H23ZM23 259H22V260H23ZM27 259H28V257H27ZM27 259H26V260H27ZM29 259H31V258H29ZM37 259H38V256H37ZM105 259H104V260H105ZM112 259H113V258H112ZM116 259H117V258H116ZM130 259H131V258H130ZM136 259H137V258H136ZM176 259H177V258H176ZM185 259H186V258H185ZM192 259H191V260H192ZM199 259H201V258H199ZM204 259H205V258H204ZM208 259H210V258H208ZM240 259H242V258L240 257ZM39 260H41V259H39ZM65 260H66V258H65ZM87 260H88V259H87ZM97 260H99V259L97 258L96 261H97ZM108 260H109V259H108ZM123 260H124V259H123ZM140 260H141V259H140ZM143 260H144V259H143ZM165 260H166V259H165ZM168 260H169V259H168ZM181 260H182V259H180L181 264H185V262H184V261H181ZM187 260H189V259L187 258ZM191 260H190V261H191ZM201 260H202V259H201ZM222 260H223V259H222ZM226 260H227V259H226ZM250 260H251V259H250ZM20 261H21V260H20ZM24 261H25V260H24ZM33 261H34V259H33ZM51 261H52V260H51ZM53 261L55 262V260H53ZM70 261H71V260H70ZM75 261H76V260H75ZM85 261H86V259H85ZM88 261H89V260H88ZM88 261H86V262H88ZM100 261H101V260H100ZM109 261H111V259H110ZM116 261H117V260H116ZM124 261H125V260H124ZM129 261H130V260H128V262H129ZM131 261H132V260H131ZM134 261H135V260H134ZM136 261L138 262V260H136ZM199 261H200V260H199ZM210 261H213V260H210ZM215 261H216V260H215ZM231 261H232V260H231ZM233 261H238V260H233ZM243 261H244V260H243ZM22 262H23V261H22ZM48 262H50V261H48ZM57 262H58V261H57ZM57 262H56V263H57ZM67 262H69V261H67ZM91 262H92V261H91ZM91 262H90V263H91ZM93 262H94V261H93ZM93 262H92V263H93ZM104 262H106V261H104ZM104 262H102V264H103ZM144 262H147V260H146V261L144 260ZM150 262H151V261H150ZM170 262H171V261H170ZM240 262L242 263L241 260H240ZM245 262H246V261H245ZM245 262H244V263H245ZM249 262H250V261H249ZM255 262H256V261H255ZM259 262H260V261H259ZM16 263H17V262H16ZM38 263H39V262H38ZM41 263H42V261H41ZM43 263H44V262H43ZM98 263H99V262H98ZM111 263H112V262H111ZM115 263H116V262H115ZM115 263H114V264H115ZM188 263H189V262H188ZM191 263H192V262H191ZM195 263H194V264H195ZM202 263H203V262H202ZM218 263H219V262H218ZM256 263H257V262H256ZM261 263H262V262H261ZM23 264H25V263H23ZM31 264H33V263H31ZM36 264H37V263H36ZM46 264H47V263H46ZM53 264H54V263H53ZM63 264H68V263H63ZM93 264H94V263H93ZM130 264H131V263H130ZM133 264H134V263H133ZM140 264H146V263H140ZM150 264H151V263H150ZM204 264H206V263H204ZM213 264H214V263H213ZM246 264H247V263H246ZM257 264H259V263H257ZM263 264H264V262H263Z\"/></svg>", "mask_w": 264, "mask_h": 264}]
</instances>
